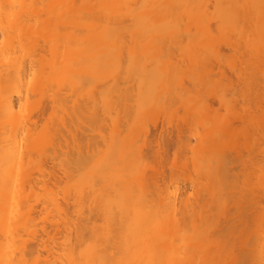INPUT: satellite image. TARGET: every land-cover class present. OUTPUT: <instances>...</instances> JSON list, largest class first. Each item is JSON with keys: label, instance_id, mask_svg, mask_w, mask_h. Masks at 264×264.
<instances>
[{"label": "bare ground", "instance_id": "6f19581e", "mask_svg": "<svg viewBox=\"0 0 264 264\" xmlns=\"http://www.w3.org/2000/svg\"><path fill=\"white\" fill-rule=\"evenodd\" d=\"M89 0H0V167H1V169H0V175L2 174V178H0V179H5V181H6V183H7V181H9V182H13V189L14 188H16L15 190H11L12 189V187L10 188V190L11 191H13V192H11V191H9V189L8 190H5V192L6 193H9L8 195L10 196V198H8L9 196L7 195V194H5L4 193V191L3 192H0V196H1V194L2 195H4V197L3 196H1V197H3V200H0V264H190L191 263V261L193 262V263H191V264H195V263H197L198 262V264H205V262L207 261L208 262V264H211V263H213L214 264V262L213 261H215V260H217V261H219V263L217 262V264H221V262H222V264H223V262L224 261H220L221 259L223 260V256H224V254L226 255V256H228V257H230V256H238V255H240V256H242L241 257V259H240V261L241 262H238L237 264H239V263H241V264H249V263H246V262H249L250 261V263H251V260L252 259H250V260H248L249 258H247L248 256H250V255H248L247 253H249L248 251H247V249L248 248H246V249H244L243 247L246 245V244H248L247 242L243 245L242 244V246L240 245V243H242V241H241V239H236V242H235V245H234V242L233 241H235V240H233V241H231V243H229V247H228V249H232L233 250V248L235 249V250H233L232 252H234V255H230L229 256V254H232V252L230 253V252H228L229 250L228 249H226V251L228 252H226L225 253V246L223 245V244H221L224 240H225V238L223 239L222 237H225L224 235L222 236V235H213V236H216L217 238H219V236L221 237V239H223V241H221V243H219L218 241H216L217 243H218V245H219V247L221 248V249H223L224 251H222L221 249H220V251H218V249H217V246L218 245H216V243L214 242V240H210V238L208 237V236H205L203 233H205V234H207L206 232H205V227H202L203 226V220H202V222H201V224H202V226L201 225H198L197 224V222L196 221H194L193 220V217H197V216H194V215H198V217H199V215H200V217L202 218V216H204L205 214L206 215H210V218L212 219V216L211 215H213V213H212V210L210 209V207L212 206V204H213V202H218V201H220V203H222L221 205L223 206L222 207V210H224L225 209V211L223 212V213H225V220H226V230H229L230 231V233H232L233 232V235H237V234H245L244 232H246L251 226H252V228L254 227V231H256L255 233H254V231L252 230V233L251 234H257L259 231H261V233L263 232V227H264V147H262L263 145H264V106L262 105V101H263V104H264V85L263 84H258V80L259 79H256L255 77L257 76V74H258V76L260 75V76H262V75H264V58L262 59V60H256L255 62L254 61H251V60H249V62H246V61H243V63H242V61L241 62H239L241 65L240 66H244L242 69H240L241 71H239V70H236V66L238 67L239 65H237V63H235V67L234 66H230V65H227V66H229L228 67V69L230 70V69H234V70H230V71H235V73L233 74V77L235 76V75H237V81L236 82H234V85H232V84H229V83H231V82H229V81H231L230 79H229V83H228V85H229V87L230 88H228V90H231L230 91V93H229V96L231 97V102L230 103H233L232 105H235V103H241V110H239V111H237V113H236V117H235V122H239V124H234V123H232L231 121L230 122H228V123H226V124H223L222 126H219V124H221V123H218V125H216V123L214 124V125H216V126H214L213 128H216V131L214 132L213 131V128H212V123H214V121L213 120H211V119H213V118H215L217 115H218V113L220 112V110H218V109H215L214 108V104H216L217 102L219 103H217L220 107H221V105H223V106H225V104H226V102L224 101V103H223V100H227L228 102H229V96L227 97V95H228V93L227 94H224V95H220V93H215V91L217 90V88H218V86H221L222 85V87H224L223 85H224V83H226V81L225 80H227V73L228 72H225V70H226V65H225V63L226 62H220V60L218 59V61H216L217 59H215V63H214V59H213V55H215V57H216V54L217 53H215L214 54V52L211 50V48H208L207 46H205V45H203L204 47H206L208 50H206V48L204 49V50H206V53L204 54V53H199L200 52V50H201V47H200V50H199V52H198V54L199 55H197L196 54V56L197 57H201V58H203L204 56H207V54H208V57L210 58V59H213V61L212 60H210L208 57V59L210 60V61H212V63L211 62H208V60L206 59V57H205V60H202L201 58V61L198 59V61H196V60H194V61H196V62H198V64L196 63V65L198 66H194V67H196L197 68V70L196 69H192L193 71L195 70V71H197V72H195L194 71V73H196V75H195V78H194V74H193V72H192V75L190 74V76H189V73H190V70L189 69H184V67H181V66H175V67H178V69L176 68V69H174V66H170V70H169V72L168 71H166V59H164L163 57H166L167 55H169V54H167L166 56L163 54V57H162V55L161 56H159L160 54L159 53H161L163 50V52H165L166 50H167V48H169L170 49V47H172L171 49H176V47H177V49L176 50H178V48L179 49H181V47H183L182 45H183V41H184V39H186L185 40V42H189L190 44H192L193 43V45H194V43L195 44H197L198 42H203L204 41V38L205 37H208V32L210 33L211 32V29H212V31H213V29H215V25H214V27H212V25H210L211 26V29L210 28H208V24H206V23H208V21H210L209 19H208V17L210 16H213V14H214V12L215 11H213V13H211V15H210V12H209V16L208 17H205V15H203V14H201L202 16H204L205 18H207L208 19V21H207V19H204L203 20V22L205 23H203L204 25H202L201 23V21H202V16L201 15H199V13H196V14H194V13H192V15H196L195 17H197V18H200V19H197L198 20V22H199V20H200V24L202 25V27L204 26H206L207 25V27H205V31H208V32H204L203 30V32H201V34L202 33H204V35H206V36H202L201 34H200V32H196V31H193L194 30V27L195 26H193V28L191 27V29H192V32H195V35H196V37L197 38H199V39H196L198 42H195L193 39H189V38H186L185 36H187L188 34H189V32H191V29H189V28H187V30L185 31V29H184V31H183V29H181V27L177 24V22H175L179 27H180V31L181 32H179V29H177L178 31H176V32H174V28L173 29H171V31L170 32H174L172 35H175V34H177V35H183V34H187V35H184V36H182L184 39L183 40H181L182 38H178V40L175 42L174 40H176L177 39V37H179V36H177L175 39L173 38V37H175V36H171V34H169V35H166V37L167 36H169L170 38H168L167 37V39L166 38H163L162 40H160V38H162V37H165V32L166 31H163L162 32V28H161V26H163V28H164V25H166V27H167V23L165 24L164 23V25L163 24H161L160 22V24H161V26H160V24L159 23H155L154 22V18L152 19L151 17H153V15L152 14H155V15H162V13L165 15V16H170V20H171V18H172V16H174L173 18L175 19V17H176V19H177V17L178 18H180V17H182V14H183V12H184V10L187 12V13H189V14H187L188 15V17L189 16H191L192 17V15H190L191 14V10H193L194 9V7H196V8H199V7H197L196 6V4L195 3H193L192 5L193 6H190L191 4H189V0L187 1V3L188 4H186V3H184V0L182 1L181 0V2L179 3V0H174L175 2H173V0H170V3H169V0L167 1V0H164L165 1V3H164V1L162 2V0L160 1V3L158 4V2H159V0H145V4H143L142 5V3H143V1H139V0H92L93 1V6L91 5V4H89V6L87 5V2H88ZM196 1V0H195ZM199 1V0H198ZM222 1V0H221ZM236 1V0H235ZM258 1V0H257ZM262 1V0H261ZM85 2H86V4H85ZM123 2V4H124V7H123V5L121 4V3ZM141 4H140V3ZM152 2V3H151ZM191 2H194V1H191ZM218 3L219 4V0H216L215 1V3ZM232 2H233V0H232ZM241 2V1H240ZM247 2V1H246ZM251 2V1H250ZM88 3H90V2H88ZM92 3V2H91ZM149 3V4H148ZM157 4V8H155V5L154 4ZM162 3V4H161ZM177 3V4H176ZM181 3H183V4H181ZM208 3H210V2H208ZM229 3V2H228ZM254 3V2H253ZM260 3V2H259ZM261 3H263V2H261ZM121 4V5H120ZM139 4L141 5V7L139 8ZM148 6H147V5ZM181 4V5H180ZM200 4V3H199ZM221 4H222V2H221ZM231 4H233V3H231ZM240 4V3H239ZM251 4V3H250ZM255 4V3H254ZM150 5V6H149ZM160 5H162V7L160 6ZM165 5V6H164ZM167 5V6H166ZM172 5V6H171ZM178 5V6H177ZM203 5V4H202ZM214 6H219V5H215V4H213ZM238 5V4H237ZM245 5H247V4H245ZM262 5V4H261ZM92 6V7H91ZM144 6V8L143 9H141L142 7ZM152 6H154V7H152ZM183 6V7H182ZM188 6H190V7H188ZM200 6V5H199ZM232 6V5H231ZM248 6H250V5H248ZM252 6V5H251ZM250 6V7H251ZM258 6H260V5H258L257 4V8L256 9H258ZM146 7V8H145ZM149 7H151V9L149 8ZM169 7H171V8H169ZM172 7H173V9H172ZM176 7V8H175ZM206 7V10H207V6H205ZM208 7H209V5H208ZM234 7V6H233ZM237 7V6H236ZM243 7V6H242ZM246 7V6H245ZM150 9V10H148L147 11V9ZM152 8H153V10H154V8H155V10L156 11H159V12H161V11H165L164 9H168L166 12H168V13H166V12H162V13H159V14H156L155 13V11H152L153 13H151V14H149L150 12H151V10H152ZM181 8V9H180ZM190 8V9H189ZM195 8V11L196 10H198V9H196ZM231 7H229V8H226L224 11H219L218 13H217V11L215 12V13H217V15H220V16H222V17H220V16H216V15H214L213 17L215 18V19H217L216 17H218V21H220V23H218V24H222L221 22H223V24H224V22L225 23H227V27H226V25L224 24V26H223V24H222V27H220V30L222 31L223 30V32H228L227 31V29L226 28H228L229 27V25H231V24H234V22L233 23H231L230 24V22L231 21H233L235 18H233L234 16L235 17H237L238 16V12H237V9H236V11H235V13H237V15H232V13H231V11H232V9L234 10L235 8H232L231 9V11L229 10ZM238 8V7H237ZM241 8V7H240ZM253 8V7H252ZM160 9V10H159ZM171 9V10H170ZM178 9V10H177ZM187 9V10H186ZM212 9V8H211ZM229 11H228V10ZM239 9V8H238ZM251 9V8H250ZM249 9V10H250ZM256 9L254 10V9H252V10H254V12H256V14L257 13H259L260 12V14L262 15V16H260L259 17V15H257V17H259L258 19H260V18H263V13L261 12V11H256ZM260 9V8H259ZM258 9V10H259ZM142 11V12H140V11ZM145 10V11H144ZM174 10H176L175 12H174ZM183 10V11H182ZM189 10V11H188ZM200 10V9H199ZM202 10V9H201ZM209 10V9H208ZM213 10H214V7H213ZM241 10V9H240ZM244 10V9H243ZM181 11V12H180ZM194 11V12H195ZM209 11H211V10H209ZM226 11V13H224ZM139 12L140 13H144L143 15L144 16H142V15H140L139 14ZM146 12H149V13H146ZM171 12L173 13V14H171ZM180 14H179V13ZM186 12H184V14H183V17H185V20H188L187 19V16L185 15V13ZM212 12V11H211ZM246 12L247 13H250V11L248 12L247 10H246ZM171 15H170V14ZM174 13H176V14H174ZM177 13H178V15H177ZM207 13V12H206ZM205 13V14H206ZM231 14L232 16H231V19L233 18V20H230V19H228L227 20V18H230V15L229 14ZM242 12L240 11V14H241ZM244 13H245V11H244ZM247 13H245V14H247ZM251 13H253V12H251ZM250 13V14H251ZM145 14H148V15H145ZM199 16H198V15ZM149 15L151 16V17H149ZM229 15V16H228ZM255 15V14H254ZM253 14L251 15L252 16V18L251 19H249L248 18V20H247V16L248 17H251V16H249V14L248 15H244L246 18L244 19V22H245V20H246V24H247V26L245 27V25H244V27H245V35H247L248 36V32H247V28H248V26L253 22V25H254V22L256 21V23H258L257 22V20H256V17H254L253 18V16H254ZM201 16V17H200ZM216 16V17H215ZM256 16V15H255ZM147 17H148V19H147ZM155 17V16H154ZM182 17V18H183ZM223 17H224V20H223ZM242 17H243V15H242ZM145 18L148 20H145ZM172 18V19H173ZM194 18V17H193ZM214 18L212 19L213 20V22H214ZM238 18H240V17H238ZM237 18V19H238ZM140 19V20H139ZM167 19V18H166ZM181 19V18H180ZM191 19L192 18H190V21H191ZM195 20H196V18H194ZM252 19H253V21H252ZM254 19H255V21H254ZM264 19V18H263ZM143 20V21H142ZM145 20V21H144ZM158 20V19H157ZM168 20V19H167ZM194 20V21H195ZM241 20V19H240ZM242 20H243V18H242ZM250 20L252 21L251 23H250ZM142 23H144L145 22V24H144V26L143 25H141V26H143V27H141L139 24H141V22ZM217 21V20H216ZM235 21V20H234ZM238 21V20H237ZM248 21V22H247ZM259 21V20H258ZM148 22H149V24H148ZM150 22L152 23V25L150 24ZM157 22V21H156ZM167 22H169V21H167ZM178 22H179V20H178ZM182 22L183 23H186V24H180L181 23V21H180V25L182 26V28H184V27H186L187 26V22L188 21H184V19L182 20ZM261 23H262V19H261V21H260ZM264 22V21H263ZM154 23H155V25H154ZM163 23V22H162ZM189 23V22H188ZM192 23H193V21H192ZM216 23V26H219V25H217V22H215ZM248 23H250V24H248ZM176 24H173V25H176ZM197 24V23H196ZM237 24V23H236ZM242 24H243V22H242ZM260 24V23H259ZM258 24V25H259ZM65 25H67V26H65ZM145 25H147V28L148 29H146V26ZM151 25V26H150ZM157 25H159L158 27L161 29V33L158 31V29L157 28H155ZM170 25L172 26V23L170 22ZM252 25V24H251ZM257 25V24H256ZM262 25H264V23H262ZM261 24H260V26H262ZM60 26H61V28H63V27H67V28H69V30L68 29H66L67 31H65V28H63L64 30L62 31V29H60ZM152 26H154V28H155V30L153 29V27ZM176 27V28H179V27ZM209 26V27H210ZM232 26V25H231ZM230 26V27H231ZM240 26V29H241V27H242V25H239ZM141 27V28H140ZM173 27V26H172ZM204 27H203V29H204ZM233 27V26H232ZM231 27V28H232ZM254 27V26H253ZM252 27V28H253ZM143 28V29H142ZM144 28H145V31H147L148 30V32H149V29H150V33H151V35L149 36L147 33H143V30H144ZM152 28V29H151ZM221 28H223V29H221ZM255 28H257V27H255ZM263 28H264V26H263ZM196 29H198V27H196ZM206 29H208V30H206ZM210 29V30H209ZM225 29V30H224ZM238 29V28H237ZM236 29V30H237ZM244 28H242V30H243ZM152 30H154L153 32H154V34H153V32H151ZM163 30H166L165 28L163 29ZM167 30H169V29H167ZM176 30V29H175ZM219 30V31H220ZM199 31H201V26H200V28H199ZM238 31H241V30H238ZM249 31V30H248ZM257 31H258V29H257ZM61 32V33H60ZM68 32V33H67ZM143 33V34H141V33ZM168 32V31H167ZM185 32V33H184ZM190 33V35H192L193 33ZM216 32H217V30H216ZM231 32V31H230ZM229 32V33H230ZM260 32H261V30H260ZM34 33V34H33ZM38 33V34H37ZM157 33H159L160 35H158ZM199 33V34H198ZM236 33L237 32H235L234 34L236 35ZM254 33V32H253ZM258 33V32H257ZM211 35H210V37H212L213 35V33L211 32L210 33ZM233 34V33H232ZM241 34H243L244 35V32L242 31V33ZM250 35H251V33H249ZM39 37H38V36ZM158 35V36H157ZM190 35H188V36H190ZM237 35H238V37H239V34L237 33ZM242 35V36H243ZM249 35V36H250ZM31 36V37H30ZM97 36H99L100 38L102 37H104L103 39V42L105 43H102V44H100L101 42H102V39H100L99 37H97ZM153 36H154V38H153ZM155 36H156V38H155ZM194 35H192V38H194L195 39V36L193 37ZM229 36V35H228ZM241 36V35H240ZM246 36V37H247ZM264 36V35H263ZM99 39V41L100 42H97V38ZM141 37V38H140ZM146 37L148 38V39H150L151 40V38H152V40L150 41V40H148L147 41V39H146ZM159 37V38H158ZM209 37V38H210ZM245 37V38H246ZM252 37H254V35L252 36ZM257 37V36H256ZM32 38V39H31ZM37 40H36V39ZM61 38V39H60ZM191 38V37H190ZM200 38H201V40H200ZM234 38H235V36H234ZM257 38H259V37H257ZM17 39L19 40L18 42H17ZM33 39L34 40H36V43L33 41ZM143 39V42L141 41ZM166 39V40H165ZM179 39H180V42H178L179 41ZM206 39V41L205 42H207V44L205 43V42H203L204 44H206V45H210V44H208L210 41H212V39H214V38H211V40L209 41V39H208V41H207V38H205ZM236 40H239L240 41V39H238V38H235ZM65 40V41H64ZM69 40V41H68ZM95 40H96V42L97 43H95V44H93V42H95ZM145 40V41H144ZM155 40H158V41H156L155 42ZM159 40L161 41V42H159ZM169 40V41H168ZM187 40H189V41H187ZM227 40V39H226ZM230 40V39H229ZM244 40V39H243ZM242 40V41H243ZM31 41H33L34 43H30ZM39 41V43H37ZM62 41H64V43L62 42ZM74 41V42H73ZM163 41V42H162ZM167 41V42H166ZM170 41L172 42V44H174V45H176V46H174V48H173V46H170ZM194 41V42H193ZM231 41H232V38H231ZM235 41V40H234ZM233 41V42H234ZM250 41V40H249ZM258 42V40H255V42ZM261 40H259V42H260ZM61 42V43H60ZM69 42V43H68ZM70 42H72V43H70ZM165 42H166V45H165ZM182 42V44H179V43H181ZM184 42V45L186 44ZM213 42V41H212ZM229 42V41H228ZM226 42L225 43V48H230L231 50H233L231 47H229L230 45L229 44H231V45H233V47H236V45H234L233 44V42ZM254 41H253V43H255ZM262 42H264V40L262 41ZM63 43V44H62ZM76 43H78L77 44V47H75L76 45ZM146 43H150V44H146ZM202 43V44H203ZM228 43V44H227ZM244 43H245V41H244ZM252 43V42H251ZM34 44H36V46H35V48H36V50H35V48H34ZM69 44V45H68ZM74 44V45H73ZM80 44V45H79ZM98 44V46H96ZM100 44V45H99ZM105 45V46H102V45ZM142 44V45H141ZM143 44H145V47L144 48H142L141 46H143ZM153 44V45H152ZM155 44H159V45H157V47L159 48H156V50H158V51H160L159 53H158V51H154V45ZM163 44V45H162ZM179 44V45H178ZM249 44V43H248ZM31 45V46H30ZM66 45V46H65ZM94 47H93V46ZM146 45L149 47V48H147L146 47ZM169 45V46H168ZM187 45H188V43H187ZM213 45V44H212ZM216 45V44H215ZM239 45V44H238ZM237 45V46H238ZM245 45H247V44H245ZM245 45H244V47H245ZM252 45H254V44H252ZM261 45V47H258L259 48V50H258V53H261L262 52V54L264 53L263 52V50H264V45L263 44H260ZM61 46V47H60ZM63 46L66 48V50L68 51V53L69 52H71L70 54H68V53H66V50H65V48H64V50H62L63 49ZM68 46H70V47H68ZM80 46V47H79ZM156 46V45H155ZM166 48V49H163L164 47ZM167 46V47H166ZM196 46V45H195ZM221 46H222V44H221ZM241 47H242V45H240ZM72 47H75V48H73L72 49ZM150 47H151V51H153V52H151L150 53ZM189 47H191V46H189ZM192 47H194V46H192ZM203 47V48H204ZM210 47V46H209ZM244 47H242V48H244ZM254 48L256 47V45H254L253 46ZM253 47H252V51H253ZM29 48H31V49H29ZM34 48V49H33ZM69 48V49H68ZM94 48H96L95 50H94ZM102 48H103V50H105V51H107V53H104V51L102 50ZM145 48H146V50L148 51H144L145 50ZM162 48V49H161ZM195 48H197V47H195ZM203 48H202V50H203ZM251 48V47H250ZM33 49V50H32ZM79 49V50H78ZM98 49V50H97ZM183 49H184V47H183ZM215 49H217V48H215ZM222 49H224V48H222L221 47V50ZM247 49H249V47H247ZM256 49V48H255ZM262 49V50H261ZM29 50H31V51H29ZM34 50L35 51H38L37 53L38 54H36V52H34ZM75 50V51H74ZM76 50H78L77 51V53H76ZM96 50H97V54H96V58L93 56V54H95L94 52H96ZM99 50H101L102 51V53H101V51L99 52V54L101 55H99L98 54V51ZM162 50V51H161ZM175 50V51H176ZM187 50V49H186ZM236 50V49H235ZM240 50V49H239ZM251 50V49H250ZM249 50V51H250ZM261 50V51H260ZM33 51V52H32ZM61 51V52H60ZM172 51V50H171ZM170 51V52H171ZM184 51V50H183ZM182 51V49H181V52H183ZM194 51H196L195 49H194ZM208 51V52H207ZM209 51H210V54H209ZM211 51L213 52V53H211ZM220 51V50H219ZM260 51V52H259ZM21 54H20V53ZM32 52V53H31ZM73 52V53H72ZM75 52V53H74ZM143 52V53H142ZM157 53V55H156V53ZM162 52V53H163ZM173 52V51H172ZM180 52V51H179ZM202 52H204V51H202ZM215 52H216V50H215ZM233 52H234V50H233ZM239 52V51H238ZM238 52H236V53H238ZM247 52V51H246ZM16 53H19V54H17L16 55ZM24 53V55L22 56V54ZM35 53V54H34ZM48 53V54H47ZM61 53V54H60ZM147 53H149L150 54V57L148 56L149 54H147ZM161 53V54H162ZM167 53H168V51H167ZM254 53V52H253ZM13 54H15V55H13ZM27 54H29L28 55V57H26V55ZM33 54V55H32ZM40 54H45V55H47L48 57H46V56H44V55H41L40 57H39V55ZM62 54H64V55H62ZM72 54V55H71ZM143 54H145L146 55V57H145V55H143ZM155 54V55H154ZM166 54V53H165ZM200 54H201V56H200ZM202 54H203V57H202ZM211 54H213V55H211ZM239 54V53H238ZM251 54V53H250ZM254 54H256V53H254ZM12 55V56H11ZM31 55L32 56H37L38 55V57H36V59L34 58V57H31ZM51 55V56H50ZM90 55H92V58H91V56ZM99 55V56H98ZM106 57H104V56ZM107 55V56H106ZM153 55L154 56H156L157 57V59L155 58V57H153ZM211 55V56H210ZM218 55V54H217ZM242 55V54H241ZM248 55V54H247ZM13 56H15V58L13 57ZM17 56V57H16ZM19 56V57H18ZM42 56H44L43 58H42ZM60 56L62 57V58H64L63 60H65L64 61V66L62 65V63L61 62H63V60L60 58ZM69 56H71V57H69ZM144 56V57H143ZM161 57V59H163V61L160 63H156V61L158 62V59H159V57ZM170 56H172V55H170ZM244 56V55H243ZM250 56V55H249ZM262 55H260V57H261ZM31 59H30V58ZM46 57V58H45ZM68 57V58H67ZM76 58V59H73V58ZM85 57H88V59L87 58H85ZM90 57V58H89ZM99 57V58H98ZM102 57V58H101ZM104 57V58H103ZM195 57V56H194ZM218 57H220L219 55L217 56V58ZM259 57V56H258ZM17 58V59H16ZM27 58H29L28 60H29V62L31 63V64H28V62H27ZM33 58L35 59L34 61H38V60H40V61H38L37 63L36 62H31V60H33ZM37 58H38V60H37ZM66 58V59H65ZM72 58V59H71ZM100 58H101V60L103 59V62L105 63V61L107 62V63H105L104 65L102 64L103 62L101 61V62H99L100 61ZM148 58H150V59H148ZM154 58H155V60L156 61H152V60H154ZM172 58H173V56H172ZM241 58H243L242 56H241ZM245 59L247 58V56L246 57H244ZM243 58V59H244ZM249 58V57H248ZM61 59V60H60ZM68 59H69V61H68ZM87 61H86V60ZM90 59V60H89ZM95 60V63H96V61H97V63H96V66H95V63H94V60ZM96 59H98V60H96ZM110 59V60H109ZM171 59V58H170ZM197 59V58H196ZM244 59V60H245ZM250 59V58H249ZM74 60H76L75 62L77 63H74V64H76V65H74V66H76V67H74L73 68V62L72 61H74ZM108 60V61H107ZM160 60V59H159ZM188 60V59H187ZM207 60V62H204V61H206ZM240 60V59H239ZM70 61H71V64H70V66L72 65V70H73V72L75 73V72H80L78 75H77V73H75V75H74V77H73V75L72 74H70V73H73V72H71L70 71V73H67V72H69V70H71L70 68L71 67H69V65H68V63H70ZM172 61H173V59H172ZM176 61V60H175ZM186 61V60H185ZM89 62V63H88ZM152 62H155V63H152ZM170 62V61H169ZM81 63H83V64H81ZM87 63L88 64H90V65H87ZM91 63H94V64H92L93 65V67L96 69V72H99L100 70H101V72H99L98 74H99V76L101 75L100 73H107L106 75L108 76V73H109V76H111L112 77V80H111V77L109 78V79H107V77H106V75L104 76L103 74V76H100V78L102 77H106L105 79L106 80H108L107 81V83L105 84V85H103V88H101V90L100 89H98L97 87H99V86H97L96 84L99 82L100 83V79H99V76H98V74H96L95 72H94V70H92V66H91ZM173 63V62H172ZM176 63V62H175ZM182 64V66L184 65L182 62H178V64ZM188 63V62H187ZM191 64V63H190ZM189 64V65H190ZM193 64V63H192ZM62 65V66H61ZM102 65V66H101ZM171 65H174V63L173 64H171ZM234 65V64H233ZM66 66H68V67H66ZM81 66V67H80ZM86 68H85V67ZM88 66V67H87ZM99 66V68H98V71H97V67ZM185 66L186 67H188L186 64H185ZM239 66V67H240ZM63 67H65V68H63ZM108 67H110V68H108ZM193 67V66H192ZM191 66H190V68H192ZM234 67V68H233ZM76 68V69H75ZM87 68H89V71L91 72V70L93 71V73H90L89 72V77L87 76V74H88V69ZM106 68H107V71H106ZM168 68V67H167ZM172 68V69H171ZM189 68V67H188ZM31 69L33 70V71H31ZM102 69H105V72H104V70H102ZM110 69V70H109ZM173 69L175 70V73L173 72ZM181 71H180V70ZM184 71H183V70ZM244 69V70H243ZM62 70L64 71L65 70V72H62ZM67 70V71H66ZM176 70L177 71H179V72H177L176 73ZM245 72V70H246V72H245V74L243 73V71ZM250 72H249V71ZM85 71H87V74L85 75V73L84 72ZM183 71V72H182ZM248 71V72H247ZM118 72V73H117ZM124 72V73H123ZM125 72H126V74H125ZM128 72H129V74H128ZM134 73L135 74V76H138V75H140V77L141 76H143V78H144V76H145V74L144 73H140L139 74V72H148V76L146 75L145 76V78H144V81L142 82L141 80L143 79H141V80H139V81H141L143 84H141V87L139 86L140 85V82L137 84V80H138V78H136L135 79V76H134V74H131V73ZM136 72H138L137 73V75H136ZM156 72V74H149V73H155ZM157 72L159 73V72H161L162 73V76L160 77L159 75V78H162L165 74H167V80L163 77V79H160L159 81H160V84L158 83V81L156 80V79H158V76H157V78H155L156 77V75H157ZM181 72H182V74H181ZM188 72V73H187ZM66 73V74H65ZM95 73V74H94ZM116 73H117V75H116ZM121 73V74H120ZM122 73L124 74V75H122ZM164 73V74H163ZM171 73V75H173V73L174 74H176V75H174L175 77L176 76H179L178 77V79L179 78H182L183 76L184 77H186L187 76V79L189 80L188 81V84H186V82H187V79H186V81H185V84H184V81H183V85L181 84V88H182V86H183V89H184V93H185V95L187 96V95H193L194 93H195V95H193L194 97H197V98H200L201 100H202V102H203V108H202V110H198V111H193V110H189L188 111V113H187V117H186V120H185V125L181 128V127H179V126H177L176 128H174L173 130H171V131H169L170 129H168V134H166V135H163L161 132H159V131H157V130H154V134L151 132L150 133V135H149V133L147 132L148 130H147V128H148V125H144L143 127L141 126V128H142V130L143 129H146L145 131L143 130V131H141V133L143 132V134H142V138H144V141L141 143V141L139 140V142H140V144L138 143V140H137V143L139 144V146H140V148H139V150H137V152H135V153H138V151H139V153L138 154H140V156H138V154H135L134 152H133V150L135 149V148H132V152L133 153H131V156H134L133 158H135V155H137L138 157H141V156H145L146 154H148L149 156L152 154V152H153V157L155 156V158L157 159V158H159V159H157V161H159L161 158H163V156L167 159V155L165 156V154H167L166 152L168 151H164V148H168V146L167 147H165L162 143H161V141H163L164 143L165 142H169L170 144L169 145H172V144H174L173 143V141H174V138L177 140L176 141V143H175V146L174 145H172V146H174L175 147V150H177L178 151V155L180 154L181 156H184L185 155V159H186V161H184V164H186V162H187V158L186 157H190V156H187L188 154H190V153H194L193 151L194 150H196V148H198L199 149V147H200V149H201V151H199L198 149L195 151V153H197V155L200 153V152H206L205 153V155H204V153H200L201 154V156L203 157V158H205V159H203V161L204 162H202L201 164H200V161H199V164L201 165V167L202 166H204L205 168L207 167L208 169H205L204 167H202L204 170H201L202 172L204 171V172H206V170H208L206 173H204V175L203 174H201V172L200 171H198V174L197 175H203V177L202 176H199V177H197V178H195L194 177V179L196 180H193V178L191 179V177H190V179L191 180H193V181H191V180H189V178L187 177V178H185V180H183V181H181L180 180V178L179 177H177V175L175 176L174 174L176 173V171H175V173H173V174H169V172H168V174L171 176V179H170V186L171 185H174V184H180L181 182L184 184V185H186V184H188V181H190L189 183H193L194 185L192 186V187H194V186H196V188L198 189V190H200V191H204L206 194H207V196L208 197H210V199L209 200H204V202H201V203H199V204H197L195 207L197 208V209H203V210H197L195 207H194V211H193V206L192 207H190V208H192V212H189L190 211V208H189V211H184L185 213H186V215L184 214V217H185V220H186V216H190V218H188V219H190L191 220V223L193 222V223H196L197 224V226H195L196 228H197V230H198V228L200 227H202L201 229L199 228V231H194V229H190V227H194V225L193 226H191L190 224H187L186 222H188V220L187 221H184L183 220V218L184 217H182V215L183 214H181L180 212H182V213H184L183 212V210H179V205H178V202H177V198L174 196V194H171L170 193V195H169V192H168V195H167V192H166V195L165 194H163L162 196L161 195H159L158 197H157V191L159 190V191H161L162 190V185L166 188V190L168 191L169 190V183L167 182V176H166V174H167V172H165V173H163V174H161L162 172H161V170H159V172H161V173H157V176L155 177L156 179L155 180H153L154 181V187H156V189L154 190L153 189V191H152V189L150 188V186L152 187V185H151V182H150V180L149 181H147L146 179H145V181H147L145 184H147L148 183V186H147V188H145V190L146 189H148V188H150V189H148L147 190V194H149L148 192H152V193H154V195L151 193V197H149L148 198V196L150 195H148V196H146L147 194L145 193V190L144 191H142V192H140L141 190L139 189V193H141L140 194V196H142V193H143V196H144V193H145V196L146 197H143L144 198V200L143 201H145L144 203L141 201V199L139 200L138 199V197L137 196H134L135 194H133V189L131 188V187H129V186H127L126 187V185H131V183L132 182H134L135 180L132 178V177H134V174L132 175V174H129V177H126V176H128L127 175V173H126V175H124L125 174V171L124 170H120V171H123V174H122V172L120 173V175H121V177H123L122 179L123 180H125V182H123V183H126V184H124L123 185V183H122V185H121V183H119L118 181H116L117 179L116 178H118V180L120 179V182H122V179L120 178V176L118 175V177L116 176L115 177V174H114V177L113 178H115V182H117V184H118V187L117 186H115V182L113 183V181H111L112 182V184H110L111 185V187L109 188V184L107 183L106 184V187H108L109 188V190H108V192L107 193H109L110 194V192H113V191H115L114 190V188H113V186L112 185H114L117 189H123L124 188V191H127V193H126V195H127V198L124 196V198H125V201H123L124 200V198H123V200H121V199H119V200H121V201H117V202H114L121 210H125V209H127V208H129L130 206H132L133 204H135V206L137 205V207L136 208H138V210H139V208H140V205H138V204H142L141 206V208H140V212L137 210H135V209H133V210H135V211H133L132 209H131V211H129L128 210V213L126 214V216H124V218L126 217V219H127V225H125V222H122V220H121V222H119L120 224H118V228H119V232L118 231H114V230H112L113 228H114V225L112 226L111 224L109 225V222L108 221H111L112 219H111V216H109V215H111V214H113V212L111 211V210H113V209H111V206H110V208H109V205H110V203L109 204H107V202L108 201H106L105 202V200H102V202H104L103 204H102V202L100 201V199H99V195H103V196H105L104 194H107V193H105L106 191L105 190H101L100 192H98V190H97V194H98V196H97V194L95 195V188L94 187H96V186H92V183L90 184V183H84L83 185L82 184H80V183H78L76 180H75V178L76 177H72L71 179H74L73 181H72V183H74L73 185H71V187H72V189L75 187V189H76V191L78 192H75L76 194V197H75V195H74V191H75V189H73V190H69V188H71L70 187V181H68L69 182V184H68V189H66V187H62V189H59V188H61L60 186H56V185H58V184H55V185H53V187L55 186V188L56 187H59L58 189L61 191V192H63L62 190H63V188L64 189H66L67 190V192L69 191L71 194H69V193H66V194H69L70 195V197H73V199L72 198H70V199H72L71 201H70V199L68 198V196H65V194L64 193H62V195L64 196V198L65 197H67V199H69V200H67L66 198V201L64 200V198H62L63 196H61V198L60 197H58V196H56V197H58L60 200H62L63 199V201L64 202H62L61 201V203L62 204H64V203H67V204H65V207L66 206H68V204L70 203L71 204V206L74 208V206L76 207L77 205H76V203H78L79 201H80V203H78V205L80 206H77L76 208H74L75 209V211H74V209L72 210L73 212H72V215H71V213H69L68 214V216H75V218L74 219H71V223H69V221L67 222V223H69V224H71L70 226H69V224H67L66 222H64L66 219H64V217L66 216L67 217V213L65 214V212H68L67 210H69L68 209V207L69 208H71V206H68V207H66V208H64V205L62 206V204H59V205H61L60 207H59V205H56V207H58L59 208V212L61 211V212H63L64 211V214L63 213H57L56 212V214L55 213H53L54 212V209L52 210V211H50L51 213H48L49 212V210L51 209V207L53 206V205H55L54 203H57V201H58V199L55 197V195L54 194H51L50 192H52V193H54V189H53V187L52 188H50V184H46L48 181L46 180V183H44V180H43V182L42 181H40L41 183H42V187H41V185H40V183L38 184L37 182H39L36 178H39L40 176V173H42V175H45L42 179H46V171H48V174H50V176L49 177H53V175L55 174V172L53 171V170H57V168H54V169H52L51 170V172H54L53 173V175L50 173V169L51 168H49L48 167V165H47V163H48V160L50 159V163H52L53 164V162L55 161L56 162V160H57V163H55V166H51V167H57V165H58V162L61 160V162H59V164L60 163H63V164H60L59 166H58V173H60V167H62V165H63V168L66 166V164L68 163V167H65L66 168V171L64 172V174H66V172L68 171L67 170V168H74V169H77V171H76V173L78 172V170H84L85 169V167L87 166L88 167V163L90 164V163H92V165L90 164V166L87 168V170L85 169V172L86 173H84V171L82 170V174L84 175V176H82V178H84L85 179V177H90V175L91 176H93V174H95L96 176H97V178L99 179L100 177H101V183H103V185H105V183H106V176H105V174H103L104 173V169L106 168L107 170H111L112 168H115L114 170H115V172L117 171V169H118V167H115L116 165L118 166V163L120 162V160H121V158H122V156H124L123 157V161H124V158L126 157V155H125V151L123 152V151H121L120 153H116L117 155H120L119 157H118V160L115 162V161H113L112 163H111V161H110V156H109V154L108 153H110V155L112 154V155H116V154H113V153H111L110 151H111V146H110V144L113 142V141H115V140H113L112 138H110V136H114L115 134H116V138L114 137V139H117L118 138V136H119V138L120 139H118V141L119 140H121L120 141V143L123 141L124 143H125V141H126V139L127 138H125L123 135H125V136H127V131L129 130V129H132V128H130L131 126L133 127V123L131 122V120L130 121H128L129 119H128V115H127V117L126 116H123V115H125L124 113H127V109L129 108V106L128 105H130V104H133V106L131 105L130 106V108H129V110H134V111H136V113L135 112H133V114H134V116L137 118V114H139V119H146V116L147 115H149L148 114V112H147V114H146V110L145 109H151V108H153L152 110H150V111H152V115H153V117H154V115H156L157 113H158V111L159 110H161V109H163L164 108V105H163V103L165 102V107H167L166 105V102L168 101V98L166 99L165 98V101H160V103H162V104H159V102H157V100L159 101L160 100V98H162V94H164V93H167L168 91L170 92V86L172 85V83L174 84V85H172L173 86V88L175 87V85H177V83L175 82L176 80H178V79H176L174 76H171V75H169ZM179 73V75H177ZM231 73V72H230ZM247 73V74H246ZM33 74V75H32ZM67 74H69V75H67ZM91 74V75H90ZM94 74V77L92 76ZM111 74V75H110ZM143 74V75H142ZM232 74V73H231ZM30 75V76H29ZM62 75V76H61ZM68 77H66V76ZM130 75H132L131 77L132 78H129L130 77ZM149 75H150V78H151V75H152V77H154V75H155V79L154 78H152V81L150 80V78H149ZM161 75V74H160ZM181 75H183V76H181ZM186 75V76H185ZM246 75V76H245ZM247 75H250L249 77L247 76ZM251 75H253V77H254V75H255V77L253 78ZM31 76H34V77H32L31 78ZM67 78H65V77ZM76 76H78L79 78H80V76H84L83 77V81L82 80H79V81H77V82H79V83H77L76 82V80H73ZM91 76V77H90ZM97 76H98V78H97ZM113 76H114V78L116 79H114L113 78ZM118 76V77H117ZM122 76V80L120 81L119 80V78ZM126 76H127V78H126ZM133 76H134V78H133ZM168 76H170V78L172 79H169V77ZM257 76V78H259ZM64 77V78H63ZM73 77V78H72ZM77 77V78H78ZM86 77V78H85ZM95 78L94 79V81H96V84H95V82H94V85H95V87H94V90H93V86L91 85L92 83V79L93 78ZM146 77H148L147 79L149 80V83L151 82V85L153 84V82H154V85H158V86H155L156 87V89H155V92H153V90H154V86L152 87V86H150V85H148V83H147V81H145L146 80ZM236 77V76H235ZM245 77V78H244ZM248 77V78H247ZM250 77L251 78H253V79H255L256 81H254L253 83H249V82H247L249 79H250ZM263 77V76H262ZM28 78V79H27ZM35 78V79H34ZM63 78V79H62ZM71 80H73V82H72V84L71 85H69L71 82H70V79ZM87 78L89 79V80H91L90 81V84H88L89 82V80L87 81ZM90 78H92V79H90ZM129 78V79H128ZM175 79V81H174V79ZM190 78V79H189ZM261 78V77H260ZM34 79V81L35 82H31V80H33ZM62 79V80H61ZM80 79H82V78H80ZM87 81V84L92 88H90L89 86H85V80ZM98 79V80H97ZM104 78L102 79V81H101V83H100V85L101 84H103L104 82H106V80H105ZM114 79V80H113ZM134 79V80H133ZM140 79V78H139ZM153 79L155 80V81H153ZM168 79H169V81H168ZM184 79V78H183ZM182 79V80H183ZM224 79V81L222 82V80ZM248 79V80H247ZM70 82H68V81ZM125 80V81H124ZM128 80H130V82L132 83H130ZM132 80V81H131ZM233 80V79H232ZM247 80V81H246ZM29 81V82H28ZM66 83H65V82ZM75 81V82H74ZM81 81L83 82V85H82V87L84 86V88L85 89H82V88H80V86L81 85H79L80 83H81ZM85 81V82H84ZM111 81H113V82H111ZM117 81H119L118 83H117ZM133 81H135V82H133ZM157 81V84H155V82ZM163 83H162V82ZM167 81V82H166ZM174 81V82H173ZM179 81V80H178ZM246 81V82H245ZM21 82V84H22V88H23V85L25 86V88H20L19 89V87L20 86H18L19 85V83ZM25 82V83H24ZM59 82H61V83H59ZM65 84H64V83ZM103 82V83H102ZM116 82V83H115ZM123 84H122V83ZM124 82H126V83H124ZM128 82V83H127ZM171 83L170 85H169V83L168 84H166V83ZM189 82H190V84H192L191 86H190V84H189ZM192 82V83H191ZM245 82V83H244ZM59 83V84H58ZM99 83H98V85H99ZM112 83V84H111ZM114 83H115V85L117 84V86H116V88H118L119 89V91H118V89H114L112 86H114L115 87V85H114ZM121 83V84H120ZM130 83V84H129ZM135 83L137 84L136 86H135ZM144 83H145V85L147 84V86H148V88L149 89H151V87H152V89H151V91L147 88V86H145V88L143 87L142 88V86L144 85ZM223 83V84H222ZM236 83V84H235ZM54 84H55V86H56V88L54 87ZM110 86H109V85ZM118 84H119V86H118ZM133 84H134V87H133ZM161 84L163 85V86H161ZM18 87H17V86ZM60 85V86H59ZM65 85V86H64ZM74 85L76 86V87H74ZM112 85V86H111ZM166 86V88H164L165 86ZM167 85H169V89H167ZM185 85V86H184ZM17 87V89H14V88H16ZM61 86H63V87H61ZM102 86V85H101ZM107 87V91H110L111 93H110V96L111 97H106L107 95H105V93H106V91L105 90H103V89H106V87ZM130 86H132L133 88H131ZM58 87H60V88H58ZM72 87V88H71ZM108 87L110 88V89H108ZM120 87V88H119ZM124 87V88H123ZM136 87H138L137 89H136ZM190 87V88H189ZM192 87V88H191ZM233 87V88H232ZM63 88V89H62ZM67 90V88H69L67 91L65 90V89ZM71 88V89H70ZM77 88V89H76ZM80 88V89H79ZM87 88H88V90H87ZM130 88L132 89V92H133V94L131 93V90H130ZM139 88L141 89V91H144V92H147L148 90L150 91V95L152 96V98L153 97H155V98H153V100H152V98H151V100L152 101H154L153 103L151 102H149V104H151V105H148L147 107H142V106H144V105H141V101L140 102H138V100L136 99V97H138V95L139 94H141V93H143V92H141L140 90H139ZM159 88H161L160 90H162V91H160L159 90ZM180 88V89H181ZM195 88V89H194ZM24 89H26L24 92H23V90ZM82 89V90H81ZM96 89V90H95ZM127 89H129V90H127ZM133 89H135V90H133ZM143 89H148V90H143ZM176 90H173V91H177L178 89L177 88H175ZM193 89V90H192ZM22 90V91H21ZM61 90H63V93H62V91ZM92 90V91H91ZM98 90V91H97ZM112 90H115L116 92H118L117 93V95L118 96H122L123 94H126V93H124V92H126L127 91V94L129 93L130 94V97L133 99L132 101H130L131 100V98H128V96H129V94L128 95H124L123 97H121L120 99H125V101H124V103H126L123 107L126 109H123V108H121L120 106H117V107H119L122 111H124L125 110V112H123L122 114H120V112L121 111H119V112H117L116 111V113H119V115L117 114L116 116H118V118L115 116L114 118L116 119V121L115 120H113L114 118H112V116L110 115L111 113H112V111H113V107L112 106H114L115 104H114V102L112 101V97H113V93H112ZM122 90H123V93H121L122 92ZM125 90V91H124ZM156 90H158V92L156 91ZM164 90V91H163ZM72 91V92H71ZM79 91H81L80 93H78ZM94 91V92H93ZM97 91V92H96ZM101 93H100V92ZM105 91V93L104 94H102L103 92ZM114 91V92H115ZM128 91H130V92H128ZM138 91H140V92H138ZM149 91H148V93L147 94H144V95H147L148 96V94H149ZM166 91V92H165ZM173 91H172V93H173ZM71 92V93H70ZM74 92H75V95H78V94H80V95H82V97H81V99L84 97V100L82 99V103L83 102H85V103H83V106H84V110H86V109H88V110H86L85 112H83L84 110H79V111H82V113H83V116L85 115V117L87 116L88 118H90L89 120H87L86 122H87V124L86 123H84V125H83V123H82V126H83V128L84 129H87V128H89L90 130H92L93 131V128H94V131H95V133L96 132H99V134H100V130H102V133H103V131H104V127H106V129H108L107 128V124H106V122H104V120H102L101 121V123L102 122H104V125H103V123L102 124H100L99 122H100V120H99V126L101 125V128L99 129V127H98V130L97 129H95V128H97V127H95V124L97 123V115H96V113H98L96 110V112H93L94 111V104H95V102H97V104L99 103V99L98 98H96V97H98L99 96V98L100 97H102V98H100V99H103L104 100V98H106V100H104V101H102L101 100V102L99 103V104H101L102 102H104L105 103V101L106 102H108V104L107 103H105V104H101V107H102V105L104 106L103 107V109L105 108H107L108 107V105H112L111 107H108V108H110V114H107V113H109V110H108V112L106 111V110H104V111H106L105 113V115L107 116L108 115V117H109V115H110V117H111V119H112V122L113 123H115V122H117V123H119V121H118V119H120L121 120V118L122 117H124V118H122V120H124L125 119V122H127L128 123V125L127 124H125V122H124V124H125V126H124V124L122 123H119V124H121V125H119V124H114V128L116 127L117 128V132H115L114 131V128H113V132H114V134L112 133V135H110L109 136V138H107L106 140H104V139H102L103 140V144H104V147L106 148V150L105 149H96V143L94 144V139H93V142H92V144H91V142H89L90 144H88V141H90V140H87L89 137H90V135L92 134L90 131H89V129H88V131L86 130V133H85V131L81 128V126H80V124L78 125V127L77 126H75L74 125V121H73V123H71L72 122V120H70V123H69V125L71 124V127H72V125L74 126V127H77V131H76V133H74L73 134V132L72 133H70V131H69V129H67L66 127H65V125H64V123L62 122V120L60 119V117H57V115L59 114L58 112L60 111L59 109L61 108V107H63V108H61L62 110H64L66 113H69V111L71 110V108L69 109V107H68V109H69V111L67 112L66 111V107L69 105L68 104V102L69 103H73L74 101H78V102H74L73 104L74 105H72L71 104V107H72V109L75 107V103H76V106H78L79 104V96H77V98H76V100L74 99V97H76L75 95H74ZM83 92V93H82ZM85 92H92L91 94L90 93H88V94H85ZM138 94H137V93ZM153 92V93H152ZM159 92H162V94L161 95H159L160 93ZM164 92V93H163ZM183 93V91L182 90H180V92L179 93ZM60 93L61 94H63V96H65L64 98H63V96L61 95V97H60ZM78 93V94H77ZM82 93V94H81ZM97 93V94H96ZM99 93V94H98ZM155 93V94H154ZM171 93V94H172ZM184 93H183V95H184ZM85 94V95H84ZM95 94V95H94ZM101 94V95H100ZM107 94V93H106ZM132 94V95H131ZM156 94H158V95H156ZM174 94V93H173ZM178 94V93H177ZM72 96V100H73V102H70L69 101V97H71ZM74 95V96H73ZM88 95H89V97L91 98V99H89V97H88ZM94 95V96H93ZM103 95V96H102ZM117 95H115V96H117ZM133 95H135V96H133ZM164 95H167V94H164ZM164 95H163V97H164ZM182 95V96H183ZM68 98H67V97ZM117 96V97H118ZM139 96H141V95H139ZM158 96H161V97H159V99H158ZM168 96H170V93H169V95H167V97ZM174 96H176V94L174 95ZM179 96V95H178ZM178 96H176V97H178ZM225 96V97H224ZM33 97V98H32ZM93 97H94V99H93ZM141 97H143V96H141ZM156 97H157V100H156ZM166 97V96H165ZM181 97V96H180ZM179 97V98H180ZM227 97V98H226ZM66 100L65 98H67L68 100L66 101L67 103L66 104H68V105H66L65 104V101L63 100ZM85 98L87 99H89L88 101H90V102H88L87 100H85ZM108 98V99H107ZM119 98V97H118ZM130 99L129 101H127L128 99ZM146 98V97H145ZM150 97L148 96V98L147 99H149ZM173 98V97H172ZM172 98H170V99H172ZM224 98H226V99H224ZM33 100L32 102H34V104H38V105H35L34 107H31V106H33L34 104H32V102H31V100ZM78 99V100H77ZM94 101H93V100ZM109 99H111V100H109ZM127 99V100H126ZM144 99V97L142 98V100ZM164 99V98H163ZM170 99H169V101H170ZM174 99V98H173ZM175 99H177V98H175ZM19 100V101H18ZM29 100H30V102H31V108L29 107V104H30V102H29ZM36 100H40L38 103H36ZM63 100V101H62ZM97 100V101H96ZM108 100V101H107ZM135 100H137V101H135ZM145 100V99H144ZM233 100H235V101H233ZM262 100V101H261ZM16 101H18L19 103H21V101H22V103L24 102V104H27L28 102H29V104H27L28 105V107L30 108V109H37V111L35 110V112H34V109H33V112L36 114L35 115V117H34V113H32V111L31 110H29L30 112H31V115H33V116H30V117H28V115H25L26 117H24V114H29V113H26L25 111L26 110H20L21 108H23L24 106H26V105H24V104H22V105H24V106H22L21 107V104L19 105L20 107V109L19 108H17V106H18V104H17V102ZM110 101H112V102H110ZM135 101V102H134ZM149 101V100H148ZM147 100L146 101H144V102H146L145 103V105H147L148 102ZM156 101V102H155ZM27 102V103H26ZM61 102V103H60ZM64 102V104H62ZM81 102V101H80ZM129 102H133V103H129ZM136 102H138V103H136ZM143 102V103H144ZM88 103V104H87ZM90 103V104H89ZM92 103V104H91ZM94 103V104H93ZM109 103H113V104H109ZM140 103V104H139ZM168 103V102H167ZM169 103H171V101L169 102ZM230 103H229V105H230ZM15 104H17V105H15ZM62 104V105H61ZM78 104V105H77ZM99 104L96 106V108L95 109H97L98 107H99ZM155 104H159L160 106H157V105H155ZM87 105V106H86ZM90 105V106H89ZM92 105V106H91ZM135 105H137L138 107H140V108H138L137 107V110H136V106ZM163 105V106H162ZM228 105V104H227ZM14 106L16 107V109H18V111H20L19 112V114L17 113V115H16V112L14 113V111L13 112H11L12 110H13V108H14ZM37 106V107H36ZM80 106H82V105H80ZM125 106H127V107H125ZM151 106V107H150ZM154 106V107H153ZM157 106V107H156ZM248 106H249V108H248ZM59 107V109H57ZM79 107V106H78ZM77 107V108H78ZM101 107H99V109H101ZM116 107V106H115ZM114 107V108H115ZM155 107H156V109H155ZM159 107H160V109H159ZM204 107H206V108H204ZM25 108V107H24ZM65 108V109H64ZM79 108H81V107H79ZM107 108V109H108ZM142 108H145V109H142ZM172 108V107H171ZM27 109V111H28V108H26ZM50 109V110H49ZM53 109V110H52ZM54 109H56V110H54ZM92 109V110H91ZM111 109H112V111H111ZM155 109V111H156V114H153V110ZM157 109H158V111H157ZM167 110H168V108H166ZM173 109V108H172ZM11 110V111H10ZM61 110V111H62ZM74 111L76 110V113L74 112V111H71L72 113H74V114H72V115H75V118H72V117H74V116H72V117H70V115H69V117H68V119L69 118H72V119H80V117H82V115L79 117L78 116V114H77V112H79V111H77V109H76V107H75V109H73ZM145 110V111H144ZM15 111H17V110H15ZM28 111V112H29ZM55 111V112H54ZM90 111H92L91 113H90ZM103 111V110H102ZM138 111H140V112H138ZM148 111V110H147ZM149 111V113H150V115H151V112ZM165 111V110H164ZM24 114H23V113ZM37 112V113H36ZM57 112V113H56ZM89 112V113H88ZM144 112H145V115L146 116H144L143 118H142V116L144 115ZM8 113V114H7ZM11 113V114H10ZM49 113H51V114H49ZM81 113V114H82ZM86 113V114H85ZM140 113H142V116H141V114ZM155 113V112H154ZM165 113V112H164ZM13 114V115H12ZM21 114H23V115H21ZM95 114V115H94ZM130 114H131V112H130ZM162 114V113H161ZM11 115H12V117H11ZM48 115H50V116H48ZM52 115V116H51ZM78 117H77V116ZM88 115H91V117L90 116H88ZM95 116V118L96 119H94V116ZM122 115V117L121 118H119L120 116ZM159 115V114H158ZM16 116V117H15ZM20 116V117H19ZM21 116H23V117H21ZM55 116H56V118H55ZM64 116V115H63ZM66 116H68V115H66ZM10 118L9 120L7 119V118ZM50 117V120L49 119H47V118H49ZM65 117V116H64ZM92 117H93V119L96 121V123H95V121H93L92 120ZM109 117V118H110ZM152 116H147V120L146 121H144V120H142L143 121V124L146 122L147 124H149L148 123V118H151ZM152 117V118H153ZM22 118H24V120L22 119ZM67 118V117H66ZM87 118V119H88ZM129 118H130V116H129ZM5 119V120H4ZM17 119L19 120V123H18V121H17ZM22 119V120H21ZM53 119V120H52ZM54 119H55V121H54ZM57 119V120H56ZM86 119V118H85ZM127 119V120H126ZM47 120H48V122H47ZM80 120H83V118L82 119H80ZM80 120H78L79 122H80ZM157 120V119H156ZM22 121H24V122H22ZM57 121H59V122H57ZM65 121H66V119H65ZM77 121V120H76ZM91 121H92V124H90L91 123ZM213 121V122H212ZM6 122V123H5ZM8 122L9 123H11L10 124V126H11V128H10V126H8ZM14 122V123H13ZM23 124V126H22V124ZM53 123L54 124V122H55V126H53V124H51V123ZM57 122V123H56ZM67 122H68V120H67ZM78 122V123H79ZM90 122V123H89ZM121 122V121H120ZM123 122V121H122ZM156 122V121H155ZM155 122H154V119H153V122H152V120H151V122L150 123H152L153 125L155 124ZM14 125H13V124ZM17 123H18V125H17ZM58 123H60L59 124V126H62V128L61 127H59L58 125L56 126V124H58ZM94 123V124H93ZM132 123V124H131ZM145 123V124H146ZM210 123H211V125H210ZM41 124H42V126L44 127H42L41 126ZM46 124H48V125H46ZM51 126H50V125ZM20 125V126H19ZM46 125V126H45ZM87 127H86V126ZM92 125H94L93 127H92ZM103 125V126H102ZM124 126V128H120L121 126ZM151 125V124H150ZM10 128H8V127ZM22 126V127H21ZM40 126L42 127V129H40ZM49 126V127H48ZM53 126V127H52ZM90 126V127H89ZM120 126V127H119ZM122 126V127H123ZM146 126V127H145ZM165 126V125H164ZM208 126V127H207ZM4 129L5 128V130H2V128ZM16 127V128H15ZM39 127V128H38ZM64 127H65V129H66V131L68 130V132H66V131H64L63 129H64ZM109 127V126H108ZM112 127V126H111ZM125 127H129V129H127V128H125ZM145 127V128H144ZM153 127V126H152ZM154 127H156V126H154ZM153 127V128H154ZM20 128H22L23 130L20 132V133H18L17 132V134H25V136H26V138H24L25 136H23L22 135V137L21 138H19L20 136H18V138L21 140L22 138H24V139H22L21 140V146H23V148H24V144H25V149L23 150V151H21V147L19 146L20 144H18L19 143V140L17 141L14 137H16V131L18 130H20ZM81 128V129H80ZM103 128V129H102ZM163 128V127H162ZM166 128V127H165ZM6 129H7V131H6ZM13 129V130H12ZM14 129H16V131H14ZM38 129V130H37ZM40 129V130H39ZM109 129H111V128H109ZM109 129H108V131H107V133H108V135L109 134H111L110 133V131H109ZM120 129V130H119ZM122 129V130H121ZM157 129V128H156ZM164 129V128H163ZM202 129V131L200 132V130ZM11 130V131H10ZM60 130H63L64 132H65V134L66 133H68V136L70 135V138H72L71 136L73 135L74 137L72 138V141H74V139H78V135H82V133H83V131H84V133L83 134H85V135H82L83 137L85 136V138L86 139H84L81 135V139L79 140L80 142H78V141H74L75 143H76V147L75 148H77V149H79L80 147H81V145L82 144H84L85 142H87V144L85 143V146H86V148H84V150L86 151V152H88V148H89V153L87 154V153H82V155H79L80 154V152L82 151L83 152V150H79L80 152L78 153V154H76L77 153V151H75L76 153H74V151H73V153H74V155H73V153H72V151H71V153L69 152V154L72 156L73 155V158H75V154L76 155H78L77 157V159H79V161L78 160H76V163H77V161L79 162V164L77 163V164H74L75 163V159H71L68 155V150H69V148L67 147V144H65V143H67L66 142V140H65V138L64 139H62V142L63 141H65V143L63 142L62 144L60 143V140H61V138H63V137H60V136H62V135H60V133L61 134H63L64 132L62 131V132H60ZM125 130V134H123V133H121L120 134V132H123ZM166 130V129H165ZM164 130V131H165ZM2 131V132H1ZM14 131V132H13ZM24 131V132H23ZM36 131H37V133H39V134H37L36 133ZM40 131H41V133H42V135H41V133H40ZM43 131V132H42ZM4 132H5V134L6 133H8V134H4ZM146 132V136H148V137H146L145 135H144V133ZM1 133H2V136H1ZM12 133V134H11ZM91 133V134H90ZM101 133V135H98V137L99 136H105V137H108V135H107V133L105 132V134H102ZM166 133V132H165ZM15 134V135H14ZM78 134V135H77ZM88 134H90L89 136H87ZM118 134V135H117ZM13 135H14V137H13ZM77 135V136H76ZM93 135V134H92ZM141 135V134H140ZM174 135H175V137H174ZM4 136V137H3ZM79 136V137H80ZM143 136H145V137H143ZM92 137V136H91ZM89 138V139H92V138ZM128 137V136H127ZM139 137H141V136H139ZM138 137V138H139ZM12 139V141H14L13 143H11V141H9L10 139ZM17 138V139H18ZM27 138H29L28 140H27ZM122 138H123V140H122ZM147 139V141H146V139ZM13 139H15V140H13ZM85 141H83V140ZM99 139H100V137H99ZM109 139V140H108ZM111 139V140H110ZM140 139V138H139ZM162 139V140H161ZM23 140H26L27 142L29 141V143L27 144L25 141H23ZM87 140V141H86ZM101 140V139H100ZM161 140V141H160ZM193 140H196L197 141V145H196V147L194 146H192V142H193ZM242 140V143H243V145H244V143H245V145L243 146V145H241V141ZM244 140V141H243ZM32 141V142H31ZM44 141V142H43ZM92 141V140H91ZM106 141H108L107 143H109V144H107L106 143ZM146 141V142H145ZM16 142H18V143H16ZM31 142V143H30ZM42 142V143H41ZM82 142V144H80ZM122 142V144H123V146L125 145L124 143ZM145 142V143H144ZM20 147V148H18L17 147V149H16V144ZM24 143V144H23ZM71 143H73V142H71ZM145 145H144V144ZM146 143H148V144H146ZM235 143V144H234ZM26 144H27V146L28 147H30V148H28V147H26ZM112 144H114V143H112ZM117 144V143H116ZM121 144V145H122ZM142 144V145H141ZM168 143H166V145H167ZM238 144V145H237ZM263 144V145H262ZM30 145V146H29ZM32 145H34V146H32ZM39 145H41V146H39ZM42 145H43V147H42ZM59 145H65V147L64 148H66L67 147V149H63V147H59ZM74 145V144H73ZM78 145H79V148H78ZM89 145H91V147L94 145V147H92V149L90 148V146ZM120 145V146H121ZM145 147H144V146ZM148 145H149V147H148ZM161 145H163V147H161ZM13 146H15V147H13ZM50 146H52V147H50ZM75 146V145H74ZM110 146V147H109ZM116 146V145H115ZM146 146H147V149H148V151H146L147 149H145V152H144V148H146ZM11 147V148H10ZM12 147H13V149H15L14 151L13 150H11L12 149ZM41 147V148H40ZM97 147L99 148V146L97 145ZM173 147V148H174ZM10 148V149H9ZM22 148V149H23ZM28 148V149H27ZM46 148L48 149V148H50V149H48V152L46 151ZM62 148V152H60V149ZM94 148L98 151V155L100 154V153H102V154H100L101 156H103V155H105V156H103V157H100V158H98L96 155H93V154H95L97 151L96 150H94ZM137 148V147H136ZM143 148V149H142ZM172 148V147H171ZM18 149H20V151H18ZM43 149V150H42ZM93 150V151H91V150ZM110 151H109V150ZM114 149V148H113ZM143 150V151H140V150ZM204 149V151H202ZM26 150V152H24ZM51 152H50V151ZM65 150H67V152L65 151ZM100 150L102 151V152H100ZM104 150V151H103ZM135 150V151H136ZM173 150V149H172ZM175 150H173V151H175ZM16 151H18L19 152V154H18V152H16ZM45 151L47 152L46 154H44V156L45 157H48V158H45V160L47 159V161H43L42 163H44V162H46V164L45 165H47L46 167H48V170L46 169V167L45 166H43L44 164H42V163H40V165L42 164V166H40L39 165V162L38 163H36L37 165H35L34 164V162H36V161H39L40 159H44V156H42L43 155V153H45ZM65 151V153H63ZM84 151V152H85ZM91 151V152H90ZM96 151V152H95ZM151 152V154H150V152ZM169 151H171V150H169ZM177 151H175V152H177ZM197 151H199V152H197ZM14 152V153H13ZM20 152H21V154H23V153H25V155H26V157H27V159L26 160H23V159H25L24 158V154H23V156L20 154ZM40 154V152L42 153V155H41V157H40V155L38 154V153ZM94 152V153H93ZM107 154H106V153ZM124 154H123V153ZM35 153V154H34ZM59 153H61V155L59 154ZM67 153V154H66ZM115 153V152H114ZM146 153V154H145ZM14 154H15V156H19V158L18 157H15L14 156ZM37 154V155H36ZM60 156H59V155ZM83 154H84V156L87 154V156H85L86 158H87V160L85 161L84 159H86L85 157H83ZM89 154H91V155H93V160H95V162L92 160V157H88V155ZM129 154V153H128ZM132 154H134V155H132ZM67 156V157H69L68 159H69V161L70 160H74L73 161V164H72V161H68V159L67 158H65V159H67V161H65V159H63L62 160V158L64 157V156ZM99 155V156H100ZM148 155H146V157L145 158H147L148 159ZM170 155H172V154H170ZM170 155H168V156H170ZM174 155V154H173ZM177 155V156H178ZM179 155V156H180ZM219 155V156H218ZM8 156L10 157V158H8ZM11 156H13V157H11ZM20 156H22L23 157V159H21L20 158ZM39 156V158L37 159V157ZM63 156V157H62ZM65 156V157H66ZM79 156H80V158H79ZM174 156H176V155H174ZM178 156V157H179ZM180 156V157H181ZM207 156H210V157H208L207 158ZM218 156V157H217ZM32 157H36L35 158V160H31V159H33ZM60 157H62V158H60ZM83 157V159H81ZM105 157V158H104ZM107 157H108V159H107ZM114 157V156H113ZM116 157V156H115ZM178 157L176 158L177 160H178ZM179 157V158H180ZM213 157H217V159H216V161H214L215 160V158H213ZM11 158H13V163H12V160H10V165L8 164L9 163V160L8 159H11ZM16 158H18L17 160H16ZM60 160H59V159ZM98 158V159H97ZM112 158V157H111ZM142 158V157H141ZM175 158H173V160L175 159ZM81 159V160H80ZM89 159V160H88ZM103 160V161H100V160ZM109 160V161H106V160ZM113 159V158H112ZM208 159V161L209 162H207L206 160ZM210 159V160H209ZM214 159V160H213ZM7 160V161H6ZM18 163V164H15L14 162L15 161ZM22 162H21V161ZM116 160V159H115ZM162 160V159H161ZM180 160V159H179ZM181 160H182V158H181ZM20 161V162H19ZM26 161V162H25ZM42 160H40V162H41ZM53 161V162H52ZM85 161V162H84ZM88 161V162H87ZM93 161V162H92ZM122 160H121V162H120V165H122V162H123ZM156 161V162H157ZM183 161H178V163L179 162H183ZM213 161V162H212ZM6 162H7V165H9L8 167V169H6L4 166H7L6 165ZM26 164H25V163ZM65 162V163H64ZM96 162H99V163H96ZM107 162H109V163H107ZM160 162V161H159ZM207 162V164H205ZM212 162V164L214 163V162H216V163H214V165H209V163H211ZM19 163H23V164H25L24 166H23V164H20V165H22V168H23V170L25 171V173L24 172H22L23 170H22V168H20V167H15L14 165H16V166H18L19 165ZM28 163V164H27ZM30 163H33L34 165H32V164H30ZM71 163V164H70ZM94 163V164H93ZM100 163H101V165H100ZM117 163V164H116ZM170 163V162H169ZM5 164V165H4ZM13 164V165H12ZM30 164V165H29ZM57 164V165H56ZM83 165V166H81V165ZM96 164V166L95 167H98L97 169L96 168H94V167H91V166H94ZM110 164V165H109ZM115 164V165H114ZM160 164V163H159ZM162 164V163H161ZM160 164V165H161ZM184 164H182V165H184ZM206 166H205V165ZM71 165H72V167H71ZM76 165H78V166H76ZM98 165H100V166H98ZM106 165H109L110 166V169H108V166H106ZM181 165V164H180ZM11 166H13L14 168H12L13 169V171H12V169H11ZM28 166V167H27ZM41 168H40V167ZM70 166V167H69ZM74 166V167H73ZM75 166H76V168H75ZM81 166V167H80ZM112 166H114V167H112ZM162 166H164V164L162 165ZM176 166H178V165H176ZM210 166V167H209ZM25 167V168H24ZM30 167H32V168H30ZM39 167V168H38ZM80 167V168H79ZM105 167V168H104ZM3 168H4V172H5V170H8V172L6 171V177H5V173H3ZM16 168H17V172H19V173H17L16 172ZM22 170V171H19L20 169ZM27 168H28V170H27ZM35 168L36 169H38V171L37 170H35ZM79 168V169H78ZM92 168H94V169H92ZM102 168H104V169H102ZM142 168V167H141ZM164 168V167H163ZM168 167H166L165 169H167ZM41 169V170H40ZM45 169V170H44ZM62 169V168H61ZM89 169H91V171L89 170ZM100 169V170H99ZM101 169L103 170V172L101 171ZM105 169V170H106ZM144 169V168H143ZM142 169V172L144 171L145 173L144 174H146L147 173V170L146 169H144L143 170ZM148 170H149V168H147ZM172 169V168H171ZM170 169V170H171ZM2 170V171H1ZM31 170H35V172L33 173V171H31ZM40 170V171H39ZM42 170H44L45 172V174L43 173V172H41ZM55 170V171H56ZM141 170V169H140ZM168 170V169H167ZM62 171H64V170H62ZM71 171V170H70ZM89 171V172H88ZM93 171H95V173H93ZM98 173H97V172ZM119 171V170H118ZM117 171V172H118ZM165 171V170H164ZM163 171V172H164ZM11 172H13L12 174H11ZM20 172H21V175H20ZM27 172V173H26ZM29 172H32L31 174L33 175L32 177H30L31 176V174L29 173ZM88 172V173H87ZM93 174H92V173ZM100 172V173H99ZM116 172V173H117ZM149 172V171H148ZM152 172V171H151ZM151 172H149V173H151ZM199 172H200V174H199ZM14 173H15V176H14ZM39 173V175H36V174H38ZM70 173H72L73 175L75 174V171H71ZM4 174V175H3ZM18 174V175H17ZM23 174H24V179L22 178L23 177ZM26 174V175H25ZM28 174H29V178H33L34 176H36V180H34L33 179V181L32 182H30V179H28ZM35 174V175H34ZM71 174V175H72ZM78 174V173H77ZM100 174H101V176H100ZM11 175V176H10ZM67 175H68V173H67ZM67 175H66V177H67ZM88 175V176H87ZM104 175V176H103ZM150 175V174H149ZM14 176V177H13ZM17 176L19 177V176H21V177H19V180L22 178V181H24V180H29V182L30 183H33V182H36L35 183V185H36V188L35 187H33V185L32 184H29V182L27 183H25V181L24 182H21L20 181V183H22L21 185H19L20 183H18V186H17V184L15 183L16 181H19V180H17L16 178H17ZM38 176V177H37ZM54 176H56V175H54ZM60 177V175H58L57 174V177H54L55 179L57 178V179H59V177ZM75 176H77L76 174H75ZM99 176V177H98ZM8 177H12V179H9ZM65 177V178H66ZM78 177V176H77ZM103 177H105L104 178V180H103ZM126 177V178H125ZM137 177V176H136ZM14 178L16 179V180H14ZM26 178V179H25ZM40 178V179H41ZM133 180H132V179ZM170 178V177H169ZM4 179H3V182H1L0 181V184L2 185V183H4V185L1 187V185H0V188H1V191H2V188L4 187H6L5 186V181H4ZM7 179H9V180H7ZM54 179V180H55ZM67 179V178H66ZM69 179V178H68ZM67 179V180H68ZM126 179H128V181L126 180ZM130 179V180H129ZM135 179H137V178H135ZM32 180V179H31ZM60 180V179H59ZM58 180V181H59ZM15 181V182H14ZM66 181V180H65ZM107 181H109V179H107ZM127 181V182H126ZM132 181V182H131ZM195 181V182H194ZM67 182V181H66ZM130 182V183H129ZM16 185H15V184ZM24 183H25V186H23L24 185ZM43 183H44V188H43ZM65 183V182H64ZM71 183V184H72ZM149 183H150V186H149ZM161 183V184H160ZM8 184V183H7ZM78 184H80V186L78 185ZM116 184V185H117ZM144 184V183H143ZM26 185H28L27 187H26ZM31 185V186H30ZM34 185V186H35ZM47 185H48V188H46L47 187ZM60 185V184H59ZM86 185L87 186H89L90 185V187L88 188V187H86ZM122 187H121V186ZM140 185H141V183H140ZM15 186H17L18 188L21 186V187H23V188H21L22 190L24 189L25 190V188H27L28 190H26L25 191V193L27 192V195L29 194V193H31V194H29V195H31V196H29L28 195V197H26V200H25V203H24V200H22L21 202L22 203H24V204H21L20 206L22 207V205H26L25 207H26V211H25V208H23V211H25V213L23 214V218H22V215L21 214H17V213H15L14 214V212L15 211H18V209H21L22 210V208L21 207H19V203H18V199H16V196H14L15 194L16 195H19V194H24V190H23V192L21 193L20 191H19V189L17 188V187H15ZM37 186H40L41 188V190H44L45 188L47 189V191H44V192H47V193H44V194H42L43 196H44V201H42L43 203L45 202V201H47L48 199V202H47V206H46V203H44L45 204V208H47V209H45V208H43V204H42V208L41 207H38V208H40L42 211H40V210H38V212H40V213H45L44 215H46V217H45V221L48 223V222H50V223H48V224H50V227L49 228H47V223H45L44 222V218H43V216L41 217L40 215H38V213H37V215L39 216V218H37L36 217V215H33V214H35V213H33V209L36 207V205H33V202H37V204H39L40 205V199L39 198H35V197H33V196H35V195H37L38 194V196L39 197H41V199H42V196L41 195H39V192L38 191H36V192H38L37 194L35 193V190H34V188L35 189H37ZM46 186V187H45ZM65 186V185H64ZM97 186L100 188V186L101 185H98L97 184ZM120 186V187H119ZM143 186V185H142ZM82 187V188H81ZM98 187H97V189H98ZM186 188H187V186H185ZM29 188H31V191L29 190ZM81 188V189H80ZM94 188V189H93ZM113 188V189H112ZM153 188V187H152ZM18 189V190H17ZM39 189V188H38ZM37 189V190H38ZM53 189V190H52ZM58 189H56V190H58ZM86 189L88 190V191H86ZM126 189V190H125ZM49 190V191H48ZM55 190V191H56ZM66 190H65V192H66ZM79 190V191H78ZM111 190V191H110ZM129 190V191H128ZM17 191H19L18 193H17ZM29 191V192H28ZM80 191H83L82 192V196H79V195H81L80 193ZM85 191V192H84ZM89 191H91L92 192V194H94L95 196H97V197H95V196H93L92 194H91V192H90V194H89V196H88V193H89ZM103 191V192H102ZM118 191V190H117ZM124 191H121V193L122 194H124ZM12 194H11V193ZM14 192H16V193H14ZM41 192V191H40ZM88 192V193H87ZM102 192V193H101ZM4 193V194H3ZM48 193H50V195L48 194ZM55 193H57V192H55ZM58 193H60V192H58ZM73 193V194H72ZM83 193H85L84 195H83ZM87 193V194H86ZM120 193V194H121ZM132 193V194H131ZM174 193V192H173ZM50 196V198L48 197V199L45 197V196ZM79 194V195H78ZM108 194V195H109ZM119 194V195H120ZM214 194L217 196H214ZM59 195V194H58ZM85 195H86V199L87 198H89L87 201L89 202L90 201V199L92 200V197H94L93 199H94V201H95V198H96V201H95V203H94V201L92 200V202L90 201L89 202V204L88 203H85V205L86 204H88V206L86 205H84V202H86V201H82L83 200V198L85 197ZM91 195V196H90ZM101 195V196H102ZM111 195H113V194H111ZM132 195V196H131ZM156 195V196H155ZM165 195V196H164ZM12 196H13V198H12ZM60 196V195H59ZM80 197L81 198V200L78 198V197ZM84 196V197H83ZM131 196V197H130ZM152 196H154L155 197V199L152 197ZM0 197V198H1ZM29 197H32L33 199L35 198V199H37V200H33L32 198H29ZM37 197V196H36ZM120 197H122V196H120ZM120 197H118V198H120ZM133 197H137L136 199L138 200H136L135 202H134V199L135 198H133ZM161 197H162V199L164 200V198H165V200L163 201L162 199H161ZM5 198V199H4ZM7 198L9 199L8 201H5V200H7ZM11 198H12V200L14 201H11ZM17 198H18V196H17ZM52 198V199H51ZM75 198H76V202L74 203L73 201H75ZM116 198H117V196H116ZM117 198V199H118ZM133 198V199H132ZM146 198H148L147 199V201L145 200ZM157 198H158V201H157ZM16 199V200H15ZM29 199V200H28ZM33 201H32V200ZM39 199V200H38ZM51 199V200H50ZM56 199V200H55ZM85 198H84V200H86ZM111 199H113V198H111ZM128 199H130V201L128 200ZM155 200L156 202H158V203H153V200ZM77 200H79V201H77ZM114 201H115V199H113ZM150 200V201H149ZM9 201H10V204H9ZM30 201H32V205H30L31 204V202ZM56 201V202H55ZM97 201H99V202H97ZM109 201H110V199H109ZM142 203H141V202ZM12 202H13V204H12ZM19 202H20V200H19ZM28 202V203H27ZM36 202L34 203V204H36ZM49 202H51V204L49 203ZM52 202H54V203H52ZM74 204V206H73V204ZM131 202V203H130ZM163 202V203H162ZM17 203V204H16ZM48 203H49V205H51V207H49V205H48ZM99 203V204H98ZM100 203L102 204V205H104V207L102 208V206L100 205ZM107 205H106V204ZM127 205H126V204ZM137 203V204H136ZM162 203V204H161ZM69 204V205H70ZM90 204H94V205H90ZM113 204V203H112ZM111 204V205H112ZM130 204V205H129ZM132 204V205H131ZM156 204L158 205L159 204V208H164L163 209V211H162V209L160 210L159 208V210L158 209H155L156 207H158V206H156ZM161 204V205H160ZM164 204V205H163ZM10 205V206H9ZM11 205H12V209H11ZM17 206V209H16V206ZM38 205V206H39ZM95 205H97L96 206V208L97 207H99L98 205H100V207L99 208H95ZM124 205H125V207H124ZM41 206V205H40ZM81 206H85V209L86 210H84L85 211V214L88 212V214H89V212H90V214L88 215V216H85V214L84 213H82L83 211H81L79 208H81ZM89 206L91 207V208H89ZM92 206H94V208L93 209H96V210H98V209H101L99 212L101 213H104L103 211H104V208L107 210V208H108V210H110L109 211V215H106V214H103L105 217L107 216V217H109L108 219H107V217H106V219L104 220V218H102L101 216V214H100V217L102 218H100V220L103 222V224H100L102 227H100L99 228V224H97V222L96 221H99V220H97L96 219V221H93L91 218H90V215H91V213H93V210H92ZM162 206V207H161ZM9 207V208H8ZM32 207V208H31ZM49 207V208H48ZM86 207H88L89 209H91V210H89L88 208H86ZM127 207V208H126ZM225 207V208H224ZM37 208V207H36ZM36 208H35V210H36ZM62 208V209H61ZM64 208V209H63ZM224 208V209H223ZM228 208V209H227ZM8 209V210H7ZM45 209V210H44ZM67 209V210H66ZM81 209H84V208H81ZM187 209V208H186ZM195 209L197 210V212H195ZM13 210H15L14 212H13ZM21 210H19L20 212H21ZM44 210V211H43ZM66 210V211H65ZM70 210V211H71ZM77 210H80V212L79 211H77ZM89 210V211H88ZM103 210V211H102ZM13 212V215L16 217H14L13 215H12V213H10V212ZM19 211H18V213H19ZM45 211H47V212H45ZM113 211H115V210H113ZM134 212V214H133V212ZM141 211H144V212H141ZM161 211V212H160ZM180 211V212H179ZM36 212H37V210H36ZM74 212H75V214H74ZM96 212V211H95ZM111 212V213H110ZM116 212H118V210L116 211ZM129 212H130V215H129ZM138 212V213H137ZM157 212V213H156ZM158 212H159V214L163 217H161L160 215L159 216H157V214H158ZM163 212V213H162ZM165 212V213H164ZM188 212V213H187ZM198 212H200L199 214H198ZM203 214H202V213ZM207 212V213H206ZM46 213H48V214H46ZM115 213V212H114ZM166 213H168V216L166 217ZM179 213H180V215H179ZM190 213H192L191 215H192V217H191V215H190ZM212 213V214H211ZM11 214V215H10ZM31 214L33 215V216H35V218H37V219H40V222H43L42 224H40L38 221H37V223H38V225L40 224V227L41 228H39V226H38V228H35V227H37V224L35 225L34 223L35 222H31V224L30 223H28L27 222V224H28V226L26 225V223L24 224V222H25V220H21V219H29L30 218V216H31ZM51 214H54L55 216H58L57 214H59V216H58V218H60V221H59V219L57 218V217H55V216H53V215H51ZM61 214H63V215H61ZM77 214H82V216H81V218H83L84 216V219L86 218V219H88L87 217H89L90 219H88V221H84V222H82V224H81V221H83V219L80 221L79 220V223H78V219L80 218V215L78 216ZM97 214V213H96ZM125 214H123V215H125ZM163 214H165L164 216H163ZM202 214V215H201ZM47 215L49 216V217H51V216H53V219H54V221L52 220V219H50V220H48V218H47ZM61 215V216H60ZM94 215V214H93ZM114 215V214H113ZM123 215H122V217H123ZM132 215V216H131ZM170 215V216H169ZM13 216V217H12ZM64 216V217H63ZM78 216V217H77ZM95 216V215H94ZM98 216H99V213H98ZM98 216H96V217H98ZM116 216H118V215H116ZM115 215H114V217H116ZM129 216V217H128ZM134 216V217H133ZM178 216H181V217H179L178 218ZM78 219H77V218ZM92 218H93V216H91ZM131 217L133 218V220H131ZM206 217V216H205ZM204 217V219H206ZM47 218V219H46ZM52 218V217H51ZM63 218V219H62ZM113 218V217H112ZM118 218H121V216L120 217H118ZM117 218V219H118ZM123 218V219H124ZM200 218V219H201ZM208 218H209V216H208ZM209 218V219H210ZM18 219H19V221H18ZM55 219H56V221H55ZM62 219V220H61ZM114 220L116 219V218H113ZM116 219V220H117ZM58 220V221H57ZM64 220V221H63ZM89 220L91 221V223H93L94 222V224H92V228L89 226V225H91V224H88L87 225V223H90L89 222ZM115 220V223H118L117 221ZM125 220V219H124ZM128 220H130V222H131V225L129 224L130 222L128 221ZM206 220H208V219H206ZM20 221H22L23 222V224H22V222H21V224H19V223H17V225H19V228H20V225H23V228L21 229H19L17 226V228L19 229V231L18 230H16L17 228H15V230L16 231H18V232H16V231H14L13 229H14V226L16 225V222H20ZM27 221V220H26ZM52 221V222H51ZM61 221H63L62 222V224L61 225H63L62 227L63 228H61L60 230H59V228L57 229V227L55 226V228H54V224L55 225H58V224H60L61 223ZM73 221V222H72ZM93 221V222H92ZM104 221H106V224H107V222H108V229L110 228H112L110 231V233H109V231H107V229H106V227H104L105 225V222ZM75 222V224L73 225V223ZM76 222H77V226H79V224H80V227H77L76 226ZM85 222H87V223H85ZM101 222V223H102ZM112 222H113V220H112ZM129 222V223H128ZM204 222H206V221H204ZM207 222H210V221H207ZM15 223V224H14ZM51 223H53V225H51ZM65 223V224H64ZM83 223H85V224H83ZM121 223L123 224V225H121ZM192 223V224H193ZM12 224H14V226L12 225ZM47 225V226H45V225ZM129 224V225H128ZM200 224V223H199ZM207 224V223H206ZM9 226L10 227V229H8L9 227H7V226ZM11 225L13 226V229H12V227H11ZM24 225L26 226V227H24ZM30 225H32V226H30ZM34 225V226H33ZM41 225H43V226H41ZM189 225H190V227H189ZM45 226V227H44ZM51 226H53L52 227V229H57L56 231H58L59 230V232L62 234V233H66L67 234V232L70 230V234H72V236H74V234L75 235H78V236H74V237H76V240H74V239H72V238H74V237H71V235L68 233L67 235L66 234H64V235H66L63 239L61 238V236H60V233L58 234V232L56 233L55 232V230H53L52 232L53 233H55V234H57V235H59L60 237H58V236H56V235H53L52 236V232H50L51 233V235L49 234V231H51L52 229H51ZM60 225H58V227H59ZM65 226H67L68 228L66 229V227ZM75 226V227H74ZM30 227V228H29ZM31 227H33L32 229H31ZM71 227H73L74 228V230H73V228H71ZM77 227V228H76ZM86 227V228H85ZM90 228V230H92V231H90L89 230V228ZM96 227V228H95ZM27 230H26V229ZM42 228H44L45 229V232H44V229L42 230ZM73 230V232H71L72 230ZM97 228H99V229H101L102 231L101 232H103V233H101V235H100V233L98 232V230H97ZM102 228H104V229H106L105 230V232L103 231L104 229H102ZM257 228L259 229V231L257 230ZM6 229V230H5ZM8 229V230H7ZM37 229L39 230V229H41L40 230V232H37ZM51 229V230H50ZM63 229V230H62ZM68 230V231H66V230ZM87 230L88 229V232H90V234H86V232L84 231V230ZM94 229V230H93ZM23 230V231H22ZM24 230H26V232L24 231ZM35 231V233H33V232H31V231ZM49 230V231H48ZM63 232H62V231ZM65 230V231H64ZM78 230V231H77ZM97 230V232L99 233H95V234H97V235H100V237L102 236V235H104L105 233H108L107 235H109V238H106V235L105 236H102L103 238H106V239H103L102 237L100 238V237H98L97 236V239L96 240H94L93 238L95 237H90V239H91V241H95V242H89V235L91 236L92 234L93 235H95L94 234V232ZM188 230H190V232H187ZM21 231L23 232V234H25V235H27V237L29 236H33V237H35L36 236V238H33V239H35V240H33V241H30V239L31 238H26V236L24 235V238H26V240H29L30 242L29 243H31L32 242V244L33 243H36V242H34V241H37L38 239L40 240H42V242L40 243L39 241H37V243L39 242V245L40 246H42V248L43 249H41L40 248V246L37 244V245H35V246H38V247H36V249L38 248L39 249V252H41L42 250H43V252L45 251H47L46 253H48V255L50 254H52L53 253V255H54V252H59L60 254L62 253V251L60 250H58V249H60L61 247L60 246H62V245H60L62 242H64L65 244L67 243L66 241L68 240V242H71L72 240H74V242L75 241H77V237H78V242L75 244L74 242H72V243H67L68 245H63L62 247H63V249L64 250H67L68 249V251H69V254H68V251L66 252L67 254H65V251L63 252V254H61L62 256H61V259H59L58 257L59 256H54L53 257V255H49L48 257H52L51 258V260L50 261H40V260H38V258H36V259H34L33 261H30V259H28L27 257L28 256H33L34 255V250H35V255L37 256V255H42V253H39L38 254V249H37V252H36V249L35 248H31L30 246L31 245H28L27 247L26 246H24L23 247V242L21 241L22 239H20V238H22L23 237V234L21 233ZM41 231L43 232V234H44V236L46 237V234H48L47 235V239H44V240H46V241H44L41 237H42V233H41ZM113 231V232H112ZM228 231V232H229ZM258 231V232H257ZM9 232V233H8ZM25 232V233H24ZM77 232V233H76ZM93 232V233H92ZM115 232V234H113ZM15 233V234H14ZM42 234L41 236H40V234ZM74 233V234H73ZM86 235H85V234ZM112 233V234H111ZM192 233H193V235H192ZM14 234V235H13ZM19 235V237L18 238H16L17 236H15V235ZM21 234H22V236H21ZM250 234V233H249ZM260 233H258L257 234V237H258V235H259ZM13 235V236H12ZM69 235H70V239H67V238H69ZM209 235H212V234H209ZM262 235H264V234H260L259 236H260V239H262L263 237H262ZM21 236V237H20ZM39 236V237H38ZM57 238H56V237ZM63 236V235H62ZM86 236V237H85ZM45 237H43V238H45ZM88 237V238H87ZM108 237V236H107ZM256 237V243L258 242V241H260V240H258L259 239V237L257 238ZM262 237V238H261ZM23 238V239H24ZM50 238V239H49ZM52 238H54L53 240H52ZM59 238V239H58ZM100 238V240H102L103 242H107V243H103L102 241H100L99 240V242L101 243H99V244H97L96 242L98 241V239ZM18 239L20 240V242H18L19 243V245H16V244H18V243H16L17 241H18ZM37 239V240H36ZM56 239V240H55ZM61 239L62 240H64V241H61ZM86 239H87V242H89V243H92V244H95L96 243V245H101L100 247L99 246H94L93 245V247L92 246H90V245H92V244H89L88 245V247H86L85 246V241H86ZM208 239H209V241H208ZM32 240V239H31ZM48 240H50L51 242L53 241V247H55L56 248V246L57 247H60V248H56L55 250H54V248H52V246H51V244H49V245H47L48 244V242L50 243V241H48ZM57 240H59V242L57 241ZM106 240V241H105ZM240 240V241H239ZM263 240V241H262ZM260 242L261 243H257V245H259V246H263L264 245V238L262 239ZM57 241V242H56ZM60 241H61V243H60ZM212 241V243L210 244V242ZM45 242H47V243H45ZM54 242L56 243V244H54ZM86 242V243H87ZM214 242V243H213ZM238 242H240V243H238ZM43 243V244H42ZM44 243H45V245H44ZM60 243V244H59ZM79 243V244H78ZM181 243V244H180ZM255 243V244H256ZM263 243V244H262ZM57 244H59L60 246H58ZM107 244V245H106ZM208 244H209V246H210V248H208L209 246H208ZM216 245V246H214V245ZM240 246H239V245ZM254 244V247H259V246H256ZM17 246V247H21V248H17V247H14V246ZM47 245V246H46ZM56 245V246H55ZM70 245V246H69ZM72 245V246H71ZM77 245H78V247H77ZM103 245V246H102ZM106 245V246H105ZM207 245V246H206ZM211 245H213L215 248H216V250H217V252H214V251H212V249L214 250L215 248L212 246V248H211ZM221 245H223V247L221 246ZM236 245H238V247H240V248H243V249H240V248H238ZM34 245H32V247H35ZM46 248H45V247ZM67 246V247H66ZM77 247V248H75V247ZM247 246V245H246ZM50 247H51V249H52V251L53 252H51V250H50V252L51 253H49L48 251V249H50ZM65 247H66V249H65ZM72 247V248H71ZM86 247V248H85ZM237 247V248H236ZM28 248L30 249H32V250H28ZM45 248V249H44ZM205 248V249H204ZM208 248V250H211V251H207L206 249ZM40 249H41V251H40ZM72 249V250H71ZM238 249H239V251H238ZM252 250L253 249H256V248H251ZM250 249V250H251ZM261 249H263V248H257L256 249V251L255 252H253L252 250L250 251L251 252V254H253V257L255 256L256 257V259L255 258H253V259H255V260H257V261H255V260H253L252 262V264H255V263H257V264H264V257L262 258H260V256L262 255V256H264V249H263V251H261ZM58 250V251H57ZM190 250H193V252L195 253V257L192 255V254H190L191 253V251ZM194 250H196V251H194ZM203 250H206V253H205V251L203 252L204 254V257L206 258V259H208V257L207 256H205V255H208V254H210L211 253V255H209V256H212V255H214L212 258L214 259L215 257H216V259L215 260H213L212 258H211V260H206L203 256H201L202 254V251ZM244 250V251H243ZM259 250V251H258ZM197 251H199V253H200V251H201V253H200V255H199V257H198V254L199 253H197ZM222 251V252H221ZM239 253V254H237V252ZM240 251H241V253H240ZM246 251H247V253H246ZM192 252V253H193ZM209 252V253H208ZM212 252H214L213 254H212ZM236 252V253H235ZM243 252H245L244 253V255H243ZM253 252V253H252ZM254 253H256L255 255H254ZM258 253H260L259 255H257ZM45 253H43V255H44ZM65 254V256L66 257H64L65 258V260L64 261H62V258H63V255ZM221 254H222V256H221ZM250 254V253H249ZM191 255H192V257H194V258H197L198 257V259L197 260H199V258H204V260H206L205 262H203L202 263V260H199V261H197L196 259H193V260H191ZM218 255V256H217ZM246 255H248L247 257H246ZM45 256H47V254H45ZM44 256V257H45ZM197 256V257H196ZM201 256V257H200ZM219 256H221L222 258L220 259V260H218L220 257ZM239 256V257H240ZM56 257V258H55ZM219 257V258H218ZM245 257H246V260H245ZM258 257V258H257ZM58 258V259H57ZM218 258V259H217ZM231 258H233L235 261H237L236 259L237 258H235V257H231ZM260 258V259H259ZM245 261H244V260ZM189 260H191L190 261V263H189ZM195 260H196V262H195ZM203 260V261H204ZM239 260V259H238ZM39 261V262H38ZM201 261V262H200ZM206 262V263H207ZM210 262V263H209ZM225 263V262H224Z\"/></svg>", "mask_w": 264, "mask_h": 264}, {"label": "rangeland", "instance_id": "374dc122", "mask_svg": "<svg viewBox=\"0 0 264 264\" xmlns=\"http://www.w3.org/2000/svg\"><path fill=\"white\" fill-rule=\"evenodd\" d=\"M86 1H87V0H86ZM139 1H140V0H139ZM141 1H143L142 5L145 4V0H141ZM148 1H149V0H148ZM156 1H157V0H156ZM160 1H161V0H159V2L157 1L158 4L160 3ZM163 1H164V0H162V2H163ZM167 1H168V0H167ZM182 1H183V0H182ZM187 1H188V0H184V3L188 4ZM189 1H190L189 4H191L190 6H193L192 4L195 3L196 6L199 7V8L194 7V9L191 10V14H190V15H192V13H194V14L199 13V15L203 14V15H205V17H208V16H209V15H208L209 12H210V15H211V13H213V11H215V12L217 11V13H218L219 11H224L226 8H229V7H231V8L229 9L230 11H231L232 8H235L234 10L232 9V11H231L232 15H234V14L237 15V13H235L236 9H237V12H238L239 14H238L237 17H235V16L233 17L231 14L228 13V14L230 15V18H227V20H228V19L233 20V18H235V19H234L235 21L233 20V21L230 22V24L234 22V24H231L233 27H232L231 25H229V27L226 28L227 31L229 30L228 32H223V30H222V31L220 30V27H222L223 22H221V23H222L221 25L218 24V23H220V21H218L219 19H218V17H216V16H220V15H217V13L214 12V14H213V16L216 15L215 17H216L217 19H215L213 16H211V17L209 16V17H208L209 20L211 19L210 21H208L207 18H205L204 16L201 15V16L203 17V18H202V21H201L202 23L200 22V20H199V22H200L202 25L205 24V23L203 22L204 19H207L208 23H206V24H208L209 26L212 25V27H214V25H215V29H213V31H212V29H211V26H210V27L208 26V28H210V29H211V32L213 33V34H212L213 36L210 37V35H211L210 33H211V32L209 33L208 31H205V27H207V25H206L205 27L203 26V27H204V29H203L202 25H201V24L198 22V20H197V19H200V18L195 17L196 15H192V17H191V16L188 17L187 14H189V13H187V12L184 10V12H186L185 15L187 16V19H188V20H185V17H183L184 12H183V14H182V17H183V18L180 17V18H181V19H180V18L177 17V19H176V17H175V19H174V18H173L174 16H172L173 19L171 18V20H170V19H169L170 16H165V15L162 13V12H166L168 9H167V10L164 9L165 11H161V12L156 11L155 8H157L158 6H157V4H154V3H153V4L155 5L154 10H153V8H152V10H151L150 13H149V12H146V13L151 14V13H153L152 11H155L156 14L162 13V15H155V14H152L153 17H151L150 15H149V17H151L152 19L154 18V22H155L156 24L159 23V22H160L161 24H163V25H164V23H165V24L167 23V27H166V25H164V28H165L166 30H163V29H164L163 26H161V24L159 23L160 26H161V28H162V32H163V31H166V32H165V37L160 38V40H162L163 38H166V39H167V37L170 38L169 36L166 37V35H169V34H171V33L173 34L174 32L178 31L177 29H179V32H181L182 30L180 31V27H181V29H183V31H184V29H185V31H186L187 28L191 29V27L193 28V26H195L193 31L200 32V34H201V32H203V31H204L205 33L208 32V33H207V34H208V37H205V38H207V41H208V39H209V41H210L211 38H214V39H212L213 42L210 41V42L208 43V44L211 43V44L209 45V46H210V47H209L208 45H206L207 42H205V41H206L205 38H204V41H203V42H205L206 44H204V43L201 42V41L198 42L196 39H199V38L196 37L195 32H192V29H191V32L193 33L192 35L195 36V39L192 38V35H190L191 32H189V34L187 33V34L190 35V36H188L185 32H184L185 34H183V35H181V34H180V35H177V34L172 35V34H171V36H172V37L175 36V37H173L174 39H175L177 36H179V37H177L176 40H174V41L176 42V41L178 40V38H182L181 40H183L184 38H183L182 36L187 35V36H185L186 38H189L190 40L193 39L194 41L196 40L195 42H198L197 44H195V43H194V45H193V43L190 44L189 42H185L186 39H184V41H183V45H182V46L184 47V49H183V47H181L182 51H183V50H184V51L181 52V49L178 48V50H176L177 47H176V49L174 48V46H176L177 44L174 45L175 43L172 44V42L170 41V46H173V45H174V46H173L174 49H171L172 47H170V49L167 48V50H166L165 52H163L164 50H163V51L161 50V51L163 52V53L161 52V53H162V54H161V53H159L160 51L156 50V48H158L157 45H159V44H155L156 46L154 45V51H158V53L160 54L159 56L162 55V57H163V54H164L165 56H166L167 54H169V55H167L166 57H163L164 59H166V66L168 67V68L166 67V71L169 72V70H170V69H169L170 66H171V67L174 66V69H176V68L178 69V67H175V66H181V67H184V69L187 68V69L190 70L189 76H190V74L192 75V72H193V74H194V75H193L194 78H195L196 73H194L195 70L193 71L192 69H196V70H197V68L194 67V66H197L196 63L198 64V62H199L198 59L201 61V59H202V60H205V57H206V59L208 60V62H211V63H212L213 59H214V63H215V59H217L216 61H218V59H219L220 62H226V63H225V65H226V70H225V72H228V73H227V75H228V76H227V80H225L226 83H224V85H223L224 87H222V85H221V86H218V88H217V90L215 91V93H216V92H217V93H220L221 96L224 95V94H227L228 92L230 93L231 90H228V88H230L231 86L229 87L228 83L231 82V83H229V84H232V83H233L232 85H234V82H236L238 78H237V75H235L236 77H235V76L233 77V74L235 73V71H233V72L230 71V70H234V69H230V70H229V69H228L229 66H227V65H230V64H231L230 66H234V67H235V66H236L235 63H237V65L240 66V65L243 63V61L249 62V60L252 59L251 61H254V62H255V61L258 60V59H259V60H262V59L264 58V53H263V54H262V52H261V53H258V50H259L258 47H261L260 44H263V45H264V42H262V41L264 40V36H263V35H264V28H263V26H264V25H262V23H264V22H263V21H264V19H263L264 16H263V18L258 19V18H259L260 16H262V15L260 14V12L257 13V14H256V12H254V10L257 8V4H258V5H260V6H258V9H259V8H260V9H259V10L256 9V11H257V12H258V11H261V12L263 13V15H264V0H262V1H261V0H258V1H257V0H236V1L233 0V2H232V0H222V1L219 0V4H220V5H219L217 2L215 3L216 0H199V1H198V0H196V1H195V0H189ZM191 1H194V2H191ZM240 1H241V2H240ZM246 1H247V2H246ZM250 1H251V2H250ZM88 2H90V3H88ZM88 2H87V5H88V6H89V4H91L92 6L94 5L92 0H89ZM91 2H92V3H91ZM173 2H175V1L173 0ZM180 2H181V0H179V3H180ZM208 2H210V3H208ZM221 2H222V4H221ZM228 2H229V3H228ZM253 2H254L255 4H254ZM259 2H260V3H259ZM261 2H263V3H261ZM120 3H121V2H120ZM139 3H140V2H139ZM151 3H152V2H151ZM164 3H165V1H164ZM166 3H167V2H166ZM166 3H165V4H166ZM169 3H170V0H169ZM199 3H200V4H199ZM231 3H233V4H231ZM239 3H240V4H239ZM250 3H251V4H250ZM85 4H86V2H85ZM121 4H122L123 7H124L123 2H122ZM121 4H120V5H121ZM140 4H141V3H140ZM140 4H139V8L141 7ZM148 4H149V3H148ZM161 4H162V3H161ZM176 4H177V3H176ZM181 4H183V3H181ZM181 4H180V5H181ZM202 4H203V5H202ZM213 4H215V5L217 4V5H219V6L216 7V6H214ZM237 4H238V5H237ZM245 4H247V5H245ZM261 4H262V5H261ZM146 5H147V4H146ZM199 5H200V6H199ZM208 5H209V7H208ZM231 5H232V6H231ZM248 5H250V6L252 5V6L250 7V6H248ZM92 6H91V7H92ZM147 6H148V5H147ZM149 6H150V5H149ZM156 6H157V7H156ZM160 6L162 7V5H160ZM164 6H165V5H164ZM166 6H167V5H166ZM171 6H172V5H171ZM177 6H178V5H177ZM190 6H188V7H190ZM205 6H207V10H206V7H205ZM233 6H234V7H233ZM236 6H237L239 9H238ZM242 6H243V7H242ZM245 6H246V7H245ZM152 7H154V6H152ZM182 7H183V6H182ZM213 7H214V10H213ZM240 7H241V8H240ZM252 7H253V8H252ZM143 8H144V6H143L141 9H143ZM145 8H146V7H145ZM149 8L151 9V7H149ZM149 8L147 9V11L150 10ZM169 8H171V7H169ZM175 8H176V7H175ZM195 8L198 9V10L195 11ZM211 8H212V9H211ZM250 8H251V9H250ZM172 9H173V7H172ZM180 9H181V8H180ZM189 9H190V8H189ZM199 9H200V10H199ZM201 9H202V10H201ZM208 9L211 10L212 12L209 11ZM240 9H241V10H240ZM243 9H244V10H243ZM249 9H250V10H249ZM252 9H254V10H252ZM159 10H160V9H159ZM170 10H171V9H170ZM177 10H178V9H177ZM186 10H187V9H186ZM227 10H228V9H227ZM229 10H228V11H229ZM246 10H247L248 12L250 11V13H251V12H253V13H251V14H250V13H247ZM139 11H140V10H139ZM144 11H145V10H144ZM175 11H176V10H174V12H175ZM182 11H183V10H182ZM188 11H189V10H188ZM194 11H195V12H194ZM240 11L242 12L241 14H240ZM244 11H245V13H247V14H245ZM140 12H142V11H140ZM140 12H139V14L142 15V16H144V15H143L144 13H140ZM158 12H159V13H158ZM180 12H181V11H180ZM206 12H207V13H206ZM166 13H168V12H166ZM178 13H179V12H178ZM178 13H177V15H178ZM205 13H206V14H205ZM224 13H226V11H225ZM169 14H170V13H169ZM171 14H173V13L171 12ZM171 14H170V15H171ZM174 14H176V13H174ZM179 14H180V13H179ZM248 14H249V16H251L252 14H253V15L255 14L256 16L254 15L253 18L256 17V20H257L258 23H256V21H255V19H254L255 22H254V25H253V22H252L253 19H252V21L250 20V23L252 22V23H251L252 25H251L250 23H248V24H250V25H249L248 28L246 29L247 32H248V36H247V35H245V27L247 26V24H246V20H245V22H244V19L246 18L245 16L248 15ZM145 15H148V14H145ZM197 15H198V14H197ZM199 15H198V16H199ZM207 15H208V16H207ZM229 15H228V16H229ZM242 15H243V17H242ZM244 15H245V16H244ZM257 15H259V17H257ZM154 16H155V17H154ZM201 16H200V17H201ZM231 16L233 17L232 19H231ZM193 17L196 18V20H195ZM220 17H222V16H220ZM238 17H240V18H238ZM166 18H167L168 20H167ZM190 18H192L191 21H190ZM213 18H214V22H213V20H212ZM237 18H238V19H237ZM242 18H243V20H242ZM248 18L251 19L252 16H251V17H248V16H247V20H248ZM147 19H148V17H147ZM147 19L145 18V20H147ZM157 19H158V20H157ZM183 19H184L185 22H186V21L189 22V23L187 22V26L184 27V28H182V26H181L182 24H183V25L186 24V23H183V22H182ZM240 19H241V20H240ZM261 19H262V23L260 22ZM139 20H140V19H139ZM145 20H144V21H145ZM178 20H179V22H178ZM194 20H195V21H194ZM216 20H217V21H216ZM223 20H224V17H223ZM237 20H238V21H237ZM258 20H259V21H258ZM142 21H143V20H142ZM147 21H148V20H147ZM156 21H157V22H156ZM167 21H169V22H167ZM180 21H181V23H180ZM192 21H193V23H192ZM140 22H141V21H140ZM162 22H163V23H162ZM170 22L172 23V26H173V27L170 25ZM175 22H177V24H178L180 27H179ZM215 22H217V25H219V26H216V23H215ZM242 22H243V24H242ZM247 22H248V21H247ZM155 23H154V25H155ZM179 23H180L181 25H180ZM196 23H197V24H196ZM203 23H204V24H203ZM236 23H237V24H236ZM259 23H260L262 26H260ZM144 24H145V22H144V23L141 22V24H139V25H140V26H141V25L144 26ZM148 24H149V22H148ZM150 24L152 25L151 22H150ZM173 24H176V25H173ZM213 24H214V25H213ZM224 24H225L226 27H227V23L224 22ZM224 24H223V26H224ZM256 24H257V25H256ZM258 24H259V25H258ZM151 25H150V26H151ZM239 25H242L241 29H240V26H239ZM244 25H245V27H244ZM65 26H67V25H65ZM143 26H141V27H143ZM145 26H146V29H148V28H147V25H145ZM158 26H159V25H157L155 28H157L158 31L161 33V29L159 28L160 26H159V27H158ZM177 26H178L179 28H176ZM200 26H201V31H199ZM230 26H231L232 28H231ZM253 26H254V27H253ZM67 27H68V26H67ZM67 27H66V28L63 27V28H65V31H67L66 29L69 30V28H67ZM141 27H140V28H141ZM152 27H153V29L155 30L154 26H152ZM196 27H198V29H196ZM252 27H253V28H252ZM255 27H257V28H255ZM63 28H61V26H60V29H62V31L64 30ZM173 28H174V29H173ZM237 28H238V29H237ZM242 28H244V29L242 30ZM142 29H143V28H142ZM151 29H152V28H151ZM167 29H169V30H167ZM171 29H173L174 32H170ZM175 29H176V30H175ZM210 29H209V30H210ZM221 29H223V28H221ZM236 29H237V30H236ZM257 29H258V31H257ZM154 30H152L151 32H153ZM202 30H203V31H202ZM206 30H208V29H206ZM216 30H217V32H216ZM219 30H220V31H219ZM224 30H225V29H224ZM238 30H241V31H238ZM248 30H249V31H248ZM260 30H261V32H260ZM155 31H156V30H155ZM155 31H154V32H155ZM167 31H168V32H167ZM230 31H231V32H230ZM242 31L244 32V35L241 34ZM144 32L147 33L148 30L145 31V28H144L143 33H144ZM154 32H153V34H154ZM229 32H230V33H229ZM235 32H237V33L239 34V37H238L237 33H236V35L234 34ZM253 32H254V33H253ZM257 32H258V33H257ZM60 33H61V32H60ZM67 33H68V32H67ZM140 33H141V32H140ZM143 33H141V34H143ZM145 33H144V34H145ZM148 33H149V34H148ZM148 33H147V34L150 36V35H151V33H150V29H149V32H148ZM232 33H233V34H232ZM249 33H251V35H250ZM33 34H34V33H33ZM37 34H38V33H37ZM157 34L160 35L159 33H157ZM198 34H199V33H198ZM207 34H206V35H207ZM145 35H146V34H145ZM158 35H157V36H158ZM201 35L203 36L204 33H202ZM206 35H204V36H206ZM228 35H229V36H228ZM240 35H241V36H240ZM242 35H243V36H242ZM249 35H250V36H249ZM253 35H254V37H252ZM37 36H38V35H37ZM160 36H161V35H160ZM194 36H193V37H194ZM204 36H203V37H204ZM234 36H235V38L240 39V41H239V40H236V39L234 38ZM246 36H247V37H246ZM256 36L259 37V38H257ZM30 37H31V36H30ZM38 37H39V36H38ZM97 37H99V36H97ZM97 37H96V38H97ZM190 37H191V38H190ZM209 37H210V38H209ZM245 37H246V38H245ZM99 38H100V37H99ZM103 38H104V37H103ZM103 38H102V37L100 38V39H102V42H101L100 44L104 43V42H103V40H104ZM140 38H141V37H140ZM153 38H154V36H153ZM155 38H156V36H155ZM158 38H159V37H158ZM231 38H232V41H231ZM31 39H32V38H31ZM35 39H36V38H35ZM60 39H61V38H60ZM146 39H147V41L150 40V39H148L147 37H146ZM156 39H157V38H156ZM166 39H165V40H166ZM170 39H171V38H170ZM226 39H227V40H226ZM229 39H230V40H229ZM243 39H244V40H243ZM36 40H37V39H36ZM36 40L33 39V41H34L35 43H36ZM96 40H97V42H100L98 38H97ZM96 40H95V42H93V44L97 43ZM151 40H152V38H151ZM151 40H150V41H151ZM160 40H159V42H161ZM171 40H172V39H171ZM200 40H201V38H200ZM234 40H235V41H234ZM242 40H243V41H242ZM249 40H250V41H249ZM255 40H258V42H257V41L255 42ZM259 40H261V41L259 42ZM18 41H19V40L17 39V42H18ZM33 41H31L30 43H34ZM64 41H65V40H64ZM64 41H62V42L64 43ZM68 41H69V40H68ZM141 41L143 42V39H142ZM144 41H145V40H144ZM156 41H158V40H155V42H156ZM168 41H169V40H168ZM187 41H189V40H187ZM194 41H193V42H194ZM228 41H229L230 43L234 41L233 44L235 43L234 45H236V47H233V45H231L232 43L229 44V45H230L229 47H231L232 49L234 48V49H233L234 52H233V50H231L230 48H225V43L228 42ZM244 41H245V43H244ZM253 41H254L255 43H253ZM73 42H74V41H73ZM162 42H163V41H162ZM166 42H167V41H166ZM166 42H165V45H166ZM178 42H180V39H179ZM184 42L186 43L185 45H184ZM229 42H228V43H229ZM251 42H252V43H251ZM37 43H39V41H38ZM60 43H61V42H60ZM63 43H62V44H63ZM68 43H69V42H68ZM70 43H72V42H70ZM156 43H157V42H156ZM176 43H177V42H176ZM187 43H188V45H187ZM202 43H203V44H202ZM228 43H227V44H228ZM248 43H249V44H248ZM77 44H78V43L75 44V45H76L75 47H77ZM100 44H99V45H100ZM104 44H105V43H104ZM104 44H103L102 46H105ZM146 44H150V43H146ZM179 44H182V42L179 43ZM179 44H178V45H179ZM212 44H213V45H212ZM215 44H216V45H215ZM221 44H222V46H221ZM238 44H239V45H238ZM245 44H247V45H245ZM252 44L256 45V47H255L256 49L253 47L254 45H252ZM68 45H69V44H68ZM73 45H74V44H73ZM79 45H80V44H79ZM141 45H142V44H141ZM152 45H153V44H152ZM162 45H163V44H162ZM195 45H196V46H195ZM203 45L207 46L208 48H211V47H212L211 50L214 52V54L217 53L220 57L217 58V56H218L217 54H216V57H215V55L211 54V55H213V56H212L213 59H210V58L208 57V54H207V56H204V57H203V54H202V57H203V58L200 57L201 59H200L199 57H197L196 54L199 55L198 52H199V50H200V47H201V50H200L199 53H204V54H205V53H206V50H208V49H207L206 47H204ZM237 45H238V46H237ZM240 45H242V47H244V45H245V47L242 48ZM30 46H31V45H30ZM35 46H36V44H34V48H35ZM65 46H66V45H65ZM92 46H93V45H92ZM96 46H98V44H97ZM159 46H160V45H159ZM168 46H169V45H168ZM189 46H191V47H189ZM192 46H194V47H192ZM199 46H200V47H199ZM60 47H61V46H60ZM68 47H70V46H68ZM75 47H72V49L75 48ZM79 47H80V46H79ZM93 47H94V46H93ZM141 47L144 48V47H145V44H143V46H141ZM146 47L149 48L147 45H146ZM163 47H164V46H163ZM166 47H167V46H166ZM195 47H197V48H195ZM203 47H204V48H203ZM221 47L224 48V49L221 50ZM247 47H249V49H247ZM250 47H251V48H250ZM252 47H253V51H252ZM34 48H33V49H34ZM36 48H37V47H36ZM36 48H35V50H36ZM64 48H65V47L63 46V49H62V50H64ZM202 48H203V50H202ZM205 48H206V50H204ZM215 48H217V49H215ZM263 48H264V47H263ZM29 49H31V48H29ZM33 49H32V50H33ZM68 49H69V48H68ZM75 49H76V48H75ZM95 49H96V48H94V50H95ZM158 49H159V48H158ZM161 49H162V48H161ZM163 49H166V48L164 47ZM186 49H187V50H186ZM194 49H195L196 51H194ZM235 49H236V50H235ZM239 49H240V50H239ZM250 49H251V50H250ZM35 50H34V52H36V54H38V53H37L38 51H35ZM65 50H66V48H65ZM65 50H64V51H65ZM78 50H79V49H78ZM78 50H76V53H77ZM97 50H98V49H97ZM97 50H96V52H94L95 54H93V56H94V55L96 56V54H97ZM102 50H103V48H102ZM105 50H106V49H105ZM105 50H103L104 53H107V51H105ZM171 50H172L173 52H172ZM175 50H176V51H175ZM215 50H216V52H215ZM219 50H220V51H219ZM249 50H250V51H249ZM261 50H262V49H261ZM261 50H260V51H261ZM29 51H31V50H29ZM74 51H75V50H74ZM100 51H101V50L98 51V54H99ZM144 51H147L146 48H145ZM149 51H150V53L153 52V51H151V47H150V50H149ZM167 51H168V53H167ZM170 51H171V52H170ZM179 51H180V52H179ZM202 51H204V52H202ZM212 51H211V53H213ZM238 51H239V52H238ZM246 51H247V52H246ZM260 51H259V52H260ZM32 52H33V51H32ZM32 52H31V53H32ZM60 52H61V51H60ZM147 52H148V51H147ZM207 52H208V51H207ZM236 52H238L239 54L236 53ZM253 52L256 53V54H254ZM263 52H264V50H263ZM19 53H20V52H19ZM19 53H16V55L19 54ZM66 53H68L67 50H66ZM70 53H71V52H69L68 54H70ZM72 53H73V52H72ZM74 53H75V52H74ZM101 53H102V51H101ZM142 53H143V52H142ZM155 53H156V52H155ZM165 53H166V54H165ZM250 53H251V54H250ZM20 54H21V53H20ZM34 54H35V53H34ZM47 54H48V53H47ZM60 54H61V53H60ZM102 54H103V53H102ZM147 54H149V53H147ZM151 54H152V53H151ZM209 54H210V51H209ZM241 54H242V55H241ZM247 54H248V55H247ZM13 55H15V54H13ZM23 55H24V53L22 54V56H23ZM28 55H29V54H27L26 57H28ZM32 55H33V54H32ZM32 55H31V57H34L35 59H36V57H38V55H37V56H32ZM41 55H44V56L48 57V56L45 55V54H40L39 57H40ZM62 55H64V54H62ZM71 55H72V54H71ZM99 55H100V54H99ZM99 55H98V56H99ZM143 55H145V54H143ZM154 55H155V54H154ZM154 55H153V57H155V58L157 59V57L154 56ZM156 55H157V53H156ZM170 55H172L173 58H172V56H170ZM211 55H210V56H211ZM243 55H244V56H243ZM249 55H250V56H249ZM260 55H262V56L260 57ZM11 56H12V55H11ZM44 56H42V58H43ZM50 56H51V55H50ZM90 56H91V58H92V55H90ZM95 56H94V57H95ZM100 56H101V55H100ZM103 56H104V55H103ZM106 56H107V55H106ZM148 56L150 57V54H149ZM159 56H158V57H159ZM194 56H195V57H194ZM200 56H201V54H200ZM241 56H242L243 58L247 56V58H246V59L244 58V59H245V60H244L243 58H241ZM258 56H259V57H258ZM13 57L15 58V56H13ZM16 57H17V56H16ZM18 57H19V56H18ZM46 57H45V58H46ZM62 57H63V56H62ZM62 57L60 56V58L63 60L64 58H62ZM69 57H71V56H69ZM104 57H105V56H104ZM104 57H103V58H104ZM143 57H144V56H143ZM145 57H146V55H145ZM207 57H208L210 60H212V61H210ZM248 57H249L250 59H249ZM262 57H263V58H262ZM29 58H30V57H29ZM29 58H27V62H28V64H31V63L29 62V60H30L31 58H30V59H29ZM34 58H33V60H31V62H33V61L35 60ZM67 58H68V57H67ZM72 58H73V57H72ZM72 58H71V59H72ZM85 58L88 59V57H85ZM89 58H90V57H89ZM95 58H96V57H95ZM98 58H99V57H98ZM101 58H102V57H101ZM101 58H100V61H99V62H101V61L103 62V59L101 60ZM105 58H106V57H105ZM155 58H154V60H152V61H156ZM170 58H171V59H170ZM196 58H197V59H196ZM261 58H262V59H261ZM16 59H17V58H16ZM28 59H29V60H28ZM61 59H60V60H61ZM65 59H66V58H65ZM73 59H76V58H73ZM148 59H150V58H148ZM159 59H160V60H159ZM159 59H158V62L156 61V63H159V62L161 63V62L163 61V59H161V57H159ZM172 59H173V61H172ZM187 59H188V60H187ZM193 59L196 60V61H198V62L194 61ZM239 59H240V60H239ZM37 60H38V58H37ZM85 60H86V59H85ZM89 60H90V59H89ZM93 60H94V59H93ZM96 60H98V59H96ZM109 60H110V59H109ZM175 60H176V61H175ZM185 60H186V61H185ZM207 60L204 61V62H207ZM259 60H258V61H259ZM38 61H40V60H38ZM38 61H37V62H38ZM64 61H65V60H63V62H61L62 65L64 64ZM68 61H69V59H68ZM75 61H76V60L72 61V62H73V64H72V65H73V68L77 66V65H76V64H77V63H76L77 61H76V62H75ZM86 61H87V60H86ZM107 61H108V60H107ZM169 61H170V62H169ZM241 61H242V63L240 64L239 62H241ZM34 62H36V61H34ZM37 62H36V63H37ZM172 62L174 63V65H171V64H173ZM175 62H176V63H175ZM178 62H182L184 65L182 66V64H180V63L178 64ZM187 62H188V63H187ZM74 63H76V64H74ZM88 63H89V62H88ZM88 63H87V65H90V64H88ZM94 63H95V60H94ZM94 63H91L92 70L95 69L94 67L96 66L97 61H96V63H95V66L93 67L92 64H94ZM105 63H107V62L105 61ZM105 63L103 62L102 64L104 65ZM152 63H155V62H152ZM190 63H191V64H190ZM192 63H193V64H192ZM70 64H71V61H70V63H68L69 67H71V68H70L71 70H69V72H67V73H70V71L73 72V70H74V69L72 70V65L70 66ZM81 64H83V63H81ZM185 64H186L189 68L186 67ZM189 64H190V65H189ZM233 64H234V65H233ZM62 65H61V66H62ZM74 65H76V66H74ZM63 66H64V65H63ZM101 66H102V65H101ZM190 66H191V67L193 66V67L190 68ZM239 66H238V67L236 66V70L241 71L240 69H242L244 66H243V67H242V66L239 67ZM66 67H68V66H66ZM80 67H81V66H80ZM84 67H85V66H84ZM87 67H88V66H87ZM197 67H198V66H197ZM234 67H233V68H234ZM241 67H242V68H241ZM63 68H65V67H63ZM85 68H86V67H85ZM93 68H94V69H93ZM98 68H99V66L97 67V71H98ZM108 68H110V67H108ZM75 69H76V68H75ZM87 69H88V74H87V71H85L86 73H85L84 71H83V72L85 73V75L87 74V76L89 77V72H90V71H89V68H87ZM171 69H172V68H171ZM174 69H173V72L175 73V70H174ZM92 70H91L90 73H93ZM102 70H104V72H105V69H102ZM109 70H110V69H109ZM179 70H180V69H179ZM182 70H183V69H182ZM243 70H244V69H243ZM243 70H242V71H243ZM31 71H33V70L31 69ZM66 71H67V70H66ZM106 71H107V68H106ZM180 71H181V70H180ZM183 71H184V70H183ZM183 71H182V72H183ZM191 71H192V72H191ZM248 71H249V70H248ZM248 71H247V72H248ZM62 72H65V70H64V71L62 70ZM94 72H95L96 74H98L99 72H101V70H100L99 72H96V69H95ZM177 72H179V71L176 70V73H177ZM182 72H181V74H182ZM195 72H197V71H195ZM230 72H231L232 74H231ZM245 72H246V70H245ZM245 72L243 71L244 74H245ZM249 72H250V71H249ZM75 73H77V75H78L80 72H75ZM75 73L73 72V73H70V74H72V75L74 74V75H75ZM95 73H94V74H95ZM117 73H118V72H117ZM117 73H116V75H117ZM123 73H124V72H123ZM123 73H122V75H124ZM134 73H135V72H134ZM134 73L132 72L131 74H134ZM137 73H138V72H136V75H137ZM140 73H144L145 76L148 74V72H146V73H145V72H139V74H140ZM174 73H173V75H171V73H170L169 75H171V76L176 75V74H174ZM187 73H188V72H187ZM65 74H66V73H65ZM94 74L92 75L93 77H94ZM100 74H101L100 76H103L104 74L106 75L107 73H103V72H102V73H100ZM102 74H103V75H102ZM120 74H121V73H120ZM125 74H126V72H125ZM128 74H129V72H128ZM149 74H156V72H155V73H149ZM160 74H161V75H160ZM163 74H164V73H163ZM167 74H168V73H167ZM167 74H165V75L163 76L166 80H167V78H166V77H167ZM246 74H247V73H246ZM32 75H33V74H32ZM67 75H69V74H67ZM74 75H73V77H74ZM90 75H91V74H90ZM105 75H104V76H105ZM110 75H111V74H110ZM140 75H141V74H140ZM140 75L135 76V74H134L135 79L138 78V80H137V84L140 82V85H139V86L141 87V84H143L142 82L144 81L145 76H144V78H143V76L140 77ZM142 75H143V74H142ZM158 75L161 77V76H162V73H161V72H159V73L157 72L156 77H155V75H154V77L157 78ZM177 75H179V73H178ZM29 76H30V75H29ZM61 76H62V75H61ZM65 76H66V75H65ZM65 76H64V77H65ZM69 76H70V75H69ZM98 76H99V74H98ZM98 76H97V78H98ZM100 76H99V79H100L99 81H100V83H101V81H102L103 78L105 79V78L107 77V79H109V78L111 77V76H109V73H108V76L106 75V77H103V78L101 77V78H100ZM131 76H132V75H130L129 78H132ZM134 76H133V78H134ZM147 76H148V75H147ZM159 76H158V79H156V80H157L158 83L160 84V81H159V80H160V79H163V77H162V78H159ZM165 76H166V77H165ZM181 76H183V75H181ZM185 76H186V75H185ZM245 76H246V75H245ZM247 76L249 77L250 75H247ZM251 76L253 77V75H251ZM257 76H258V74H257ZM257 76L255 77V75H254V77H255L256 79H259V80L257 81L258 84H263V85H264V75H262L263 77L259 75V76H258L259 78H257ZM32 77H34V76H31V78H32ZM64 77H63V78H64ZM66 77H67V76H66ZM66 77H65V78H66ZM73 77H72V78H73ZM77 77H78V76H76L73 80H76V79H77L76 82L79 81V80H82V81H83V77H84V76H83V77L80 76V78H82V79H80L79 77L77 78ZM90 77H91V76H90ZM93 77H92V78H93ZM117 77H118V76H117ZM154 77H152V75H151V78H150V75H149V78H150L151 81H152V78H154ZM168 77H169V79H171L170 76H168ZM174 77H175V76H174ZM178 77H179V76H176L175 78L178 79ZM248 77H247V78H248ZM254 77H253V78H254ZM260 77H261V78H260ZM63 78H62V79H63ZM67 78H68V77H67ZM67 78H66V79H67ZM85 78H86V77H85ZM92 78H90V79H92ZM113 78H114V76H113ZM126 78H127V76H126ZM129 78H128V79H129ZM139 78H140V79H139ZM142 78H143V79H142ZM147 78H148V77H146V80H145V81H147V80L149 79V78H148V79H147ZM155 78H154V79H155ZM183 78H184V79H183ZM244 78H245V77H244ZM253 78L250 77V79H249V80L247 79L248 81H247V80H246V81L249 82V83H253L254 81H256V80L253 79ZM27 79H28V78H27ZM34 79H35V78H34ZM34 79L31 80V82H35ZM62 79H61V80H62ZM69 79H70V78H69ZM94 79H95V78H93V79H92L93 81L91 82V83H92V84H91L92 86L94 85V82H95V84H96V81H94ZM114 79H115V78H114ZM114 79H113V80H114ZM120 79H121V80L123 79L122 76L119 78V80H120ZM141 79H142V80H141ZM154 79H153V81H155ZM169 79H168V81H169ZM173 79H174V78H173ZM182 79H183V80H182ZM186 79H187V76H186V77L183 76L182 78H179V79H178L179 81H178V80L175 81V79H174V81L177 83V85H175V87L173 88L172 85H174L175 83L173 84V83L171 82L172 85L170 86V89H169V85H170L171 83L168 82L169 85H167V86H168L167 89H169L170 92H169V91H168L167 93H164V92H163L164 94H167V95H169V93H170V96H168V97H167V95L162 94V92H159V93H160L159 95L162 94V95H161L162 98H160V100L158 101V100H157V97H156L157 102H159V104H162V103H160V101H162V100L165 101V98H166V99L168 98V101H167L168 103L166 102V104H167L166 106H167V107H165V102H164V103H163L164 108L161 109V110H159V111H158V109H157V111H158L157 114H156L155 109H156L157 106H160V105H159V104H155V105H157V106H156L155 109L153 110V114H156V115H154V117H153V115H152V111H150V110H152L153 108H151V109H145V108H142V109H145V110H146V114H147V112H148L149 115H147V116H152V117H153V118H152V117H151V118H148V123H149V124H147L146 122H145L146 124H145V123L143 124V121H142V120H144V119H142V120L139 119V117H140L139 114H137L138 116H137V118H136V117L134 116V114H133V112L136 113V111H134V110H132V111L129 110L130 106H131V105L133 106V104L128 105L129 108L127 109V113H124L125 115H123V116H126V117H127V115H128V119H129L128 121L131 120V122H132L134 125H133V127H132V126L130 127V128H132V129H129V127H128V128L125 127V128H127V129H129V130L127 131V136H128V137L125 136V135H123L125 138H127L126 141H125V143L122 141V142L125 144L124 146H123L122 142L120 143L121 140L118 141V139H120V138H119L120 135L118 136L117 139H114V137L116 138L117 136H116V134L113 136L112 133L114 134V132H113L114 124H115V125H116V124H119V123H121V124L123 123V124H124L125 119L122 120V118H124V117H122V115H121V116L119 117V118L122 117L121 120L118 119L119 123H117V122L113 123V122H112V119H111V117H110V115L112 116V118H114L117 114L119 115V113H116V111H117V112L121 111L120 114H122L123 112H125L126 109L123 107V106L126 104V103H124L125 99H124V98H123V99H120V98L123 97L124 95H128L129 93L127 94V91L124 92V93H126V94H123V95L120 97V96L117 95L118 92L115 91L116 89H118V88H116L117 84L115 85L116 82L114 83L115 87L111 85L114 89L116 88L115 90H112L113 97H112L111 99H112V101L114 102L115 105H114V106L111 105V106L113 107V111H112V109H111V111H112L111 114H110V108H108V107H111L110 105H108V107H107L108 109H107V108H106V109H105V108L103 109V107H104L103 105H102V107H101V104H102V103H103V104H105V103L108 104V102L105 101V103L102 102L101 104H99V103L101 102V100L104 101V100H106V98H104V100H103V99H100V98H102V97H100V98H99V96L96 97V98H98V99L100 100L98 104H99V107H101V109H99V107H98L97 109H95L96 106H97L98 104H97V102H95V104L93 103L94 106H95L93 112H96V111L98 112V113H96V115H97V123H96V121L94 120V119H96L95 116H94L95 114L93 115V116H94V119H93V117H92V120L95 121V123H96V124H95V127H97V128H95V129L98 130V127H99V129L101 128V125L99 126V123H100V124L103 123V125H104V122H106V124L109 126V127L107 126V128H108V129L111 128V129H109V131H110V133H111V134H109V135H108V133H107L108 129H106V127H104V131H103V133H102V130H100V131H101L100 134H99V132H96V133H95L96 130L94 131V128H93V131L90 130L89 128H87V129H84L85 127L83 128L82 123L84 122V123L87 124L86 121L89 120L90 118H88L87 116L85 117V115L83 116L82 111H79V110H84V109H83V108H84L83 103H85V102L82 103V99L84 100V97H85V96L81 99L82 95L78 94V93H80L81 91H79V92L77 91V92H78V93H77L78 95H75V92H74V95L76 96V97H74V99L76 100L77 96H79V95L81 96V97L79 96V97H80V98H79L80 100H79V103H78L79 105L77 104V105H78L79 107H81V108H79L78 106H76V103H75V107H76L77 111H79V112H77L78 116L80 117V116L82 115V117H80V119L83 118V120H80L79 118H78V119H72V118H75V115H72V114H74V113H72L71 111H74L73 109H75V107L72 109L71 104L74 105L73 103H74V102H78V101H74V102H73V100H72V96L70 95L71 97H69V101L71 100L70 102H73V103H69V102H68V104H69V105H68V104H66V103H67L66 101L68 100V99H67L68 97L66 96L67 98H65L66 100H64L63 98H64L65 96H63V94L60 93V97H61V95H62V96H63L62 99L65 101V104L68 105V106L66 107V111H67V110L69 111L70 108H71V110L69 111V113H66L64 110L61 109V108H63L64 106L61 107L60 109H59V107H58L57 109H59L60 111L58 112L59 114L57 115V117H60V119L62 120V122L64 123V125H65V127H66L67 129L70 128L69 131L71 130V131L73 132V134L76 133V131H77L76 129H77V127H78L79 124H80L81 128L85 131V133H86V130L88 131V129H89V131H90L93 135H92L91 133H90L91 135H90V134H88V135L86 134L87 136H89V135H90V137L92 136V137H91L92 139H89L90 137L87 139V140H90V141H88V144H90L89 142H91V144H92L93 139H94V141H95L94 144L96 143V149H101V150H102V149H105V150H106V148H107V147H106V148L104 147V144H105V143L103 144V140H102V139L106 140L107 138H109L110 135H112V136H110V138H112V139L115 140V141L112 142V143H114V144H112V143L110 144V146H111V151H110L109 149H108V150H109L111 153H113V154H116V153L118 154V153H120L121 151L124 150V151H125V155H126V157L124 158V161H123V157H124V156H122V158H121V160L123 161V162H122V165H120V162H121V160H120V162L118 163V166H117V165L115 166V167H118L117 171L119 170L118 172L116 171L117 173H116L115 170H114L115 168H112L111 170H107L105 167H104V168H105L106 170H105L104 168H102V169H104V173H103V174H105V176H106V179H105V180H106V183H105V185H103V183H101V180H100L101 177L98 179L97 176H96L95 174H93V173H95V171H93V173L91 172V173L93 174V176L90 175V177H88V178H87V177H85V179L82 178V176H84L83 174L86 173V172H85V169L87 170V168L90 166V164L92 165V163H90V164L88 163V167L86 166L84 170L82 169V170L84 171L83 174H82V170H78V172H77L78 174H77V173H76L77 169H74V168H72V169H71V168H70V169L67 168L68 171L66 172V174H64V172L66 171V168H65V167H68V163L66 164V166H65L64 168H63V165H64V164H63V163H60V164H63V165H62V167H60V173H58V166L60 165L59 162H61V160L58 158L60 161L58 162V165L56 164L57 167H51L53 164H54L53 166H55V163H57V160H56V162L54 161L55 163L52 161L53 164L50 163V162H51L50 159H49L48 157H45V156H44V154H46V153L48 152V149H50V148H48V149L46 148V151H47V152L45 151V153H43V155H42L41 152H40V154L37 152V153L40 155V157H41V155L44 156V159L41 157V158H42V159H40V160H42L41 162H40V160H39V161H36V160H35L36 157H35V158L32 157L33 159H31V160H35V161H36V162H34L35 165H37L36 163H38V162H39V165H40V163H42V162L45 160V158H48L49 160H48L47 165H48V167L51 165V166L49 167V168H51V169H50V173L53 175V173L55 172L54 175H56V176L53 175V177H52V176L49 177L50 174H48V171H46V172H47V173H46V172L44 171V170H45V169H44V170H42L41 172H43V173L45 172V173H46V179H42L45 175H42V173H40V175H39V173H38V174H36V175H39V176H40L39 178H36V176H34L37 180L39 179V180H38L39 182H37V183H38V184L40 183V185H41V187H42V183H41L40 181L43 182V180H44V183H46V180H47L48 182H47L46 184H50V185H49L50 188H52L53 185L58 184V185H56V186H60L61 188H59V187H56V188H55V186H54V187H53V189H54V193H52V192H50V193H51V194H54V195L56 194L55 197L58 196V197L61 198V196H63L62 193H64L65 196H68L69 194H71L69 191L67 192L66 189H68V188H67V187H68V184H69L68 181H70V182L72 183V181H73L74 179H71V178L74 176V177H76L75 180H76L78 183L82 184V185H83L84 183H90V182H91V183H92V186H96V187H94V188H95V195H96V194H97V193H96L97 190H98V192H100L102 189L106 191L105 193H107L108 190H109V188L111 187V185H110V184H112L111 181H113V183L115 182V178H113V177H114V174H115V177H116V176L118 177V175H119L120 178L122 179V178L124 177V176L121 177V175L123 174V171H120V170H124V171H125V174H124V175H126V173H127V175H128V176H126V177H129V174H132V175L134 174V177H132V178L135 180L134 182L131 181V182H132L131 185L128 184V185H126V187H127V186L131 187V188L134 190V191H133V194H135L134 196H137L138 199L140 198L141 201L144 203L145 201H143V200H144L143 197H146V196H148V195L150 194V195L148 196V198H149V197H151V193H152V192H148L149 194H147V193H146L147 190L150 189V188L152 189V191H153L154 188L156 189V187H154L155 185H154V181H153V180L156 179L155 177L157 176V173H161V172H162L161 174H163V173L167 172V174H166V173H165V174H166V176L168 177V178H167V182L169 183V187H168L169 190L167 191V190H166L167 187L165 188V187L162 185V187H161L162 190H161V191H159V190L157 191V194H156L157 197H158L159 195L162 196L163 194L166 195V192H167V195H168V192H169V195H170V193H171V194H174V196L177 198V202H178V205H179V206H178V207H179V210L181 209V210H183V212L186 211V210L189 211V208L193 206V211H194V207H195L197 204H199V203H201V202H204V200H209L210 197H208L207 194H206L204 191H200V190H198V189L196 188V186L192 187L194 184H193V183H189L190 181H188V184H186V185H184V184L181 182V183L178 184V185H177V184H174V185H171V186H170V179H171V176H170V175L173 174V173H175V171H176V173H175L174 175H175V176L177 175V177H179L181 181L185 180V178H187V177L189 178V180H191L192 178H193V180H195L194 177H195V178H197V177H199V176H202V177H203L204 173H206V172L208 171V170H206V172L203 171L204 173L201 171V170H204V169L202 168V167H204V166L201 167L200 164H201L202 162H204L203 159H205V158H203V157H202L203 155L201 156L200 153H204V152H200V153L197 155V153H195V151H196L198 148H196V150L193 151V152H194L193 154L190 153V154L187 155V156H190V157H186V158H187V162H186V164H184V161H186V159H185V155H184V156H181V155L179 154V155L181 156V157H180V156L177 154L178 151L175 150V147H174V146H175V143H176V141H177V140H176L177 138H176L175 135H174V137L176 138V139L174 138V141H173L174 144H172V145H174V146L169 145V144H170L169 142H165V143H164L163 141H161L162 139L160 140L161 143H162L165 147L168 146V148H164V151H165V150H166V151L168 150L167 152L165 151V152L167 153V154H165V156L167 155V159L163 156V158H161L162 160L160 159V160H159L160 162H159V161H157V159H159V158L156 159L155 156L153 157V156H152V155H153V152H152V154H151L150 151H149L150 154H151L150 156L148 155L149 153H148V154L145 153L146 155L149 156L148 159L145 158L146 155H145V156H144V155L141 156L142 158H141V157H138V156H140V154H138L139 151H138V153H135V152H137V150H139V148H140V146H139V144H140L139 140L141 141V143L144 141V138H142V134H143V132L141 133V131H143V130L145 131L146 129H143V130H142L141 126L143 127L144 125H148L147 130H148V129H149V130H148L147 132L149 133V135H150V133H151L152 131L154 132V130H157V131L161 132L163 135H166V134H168V129H170L169 131H171V130H173L174 128H176L177 126H179V127L182 128V127L185 125V120H186L187 113H188L189 110H193V111H195V110L198 111L199 109L202 110V108H203V102H202V100H201L200 98L194 97L193 95H195V93H194L193 95H187V96H186L185 93H184V89H185V88L183 89V86H182V88H181V84L183 85V81H184V84H185ZM189 79H190V78H189ZM229 79H230L231 81H229ZM232 79H233V80H232ZM73 80L70 79V82H71V81L73 82ZM84 80H85V79H84ZM88 80H89V79L87 78V81H88ZM97 80H98V79H97ZM105 80H106V79H105ZM111 80H112V77H111ZM115 80H116V79H115ZM121 80H120V81H121ZM133 80H134V79H133ZM139 80H141L142 82L139 81ZM163 80H164V79H163ZM171 80H172V79H171ZM67 81H68V80H67ZM82 81H81V83L79 84V85H81L80 88L85 89L84 86L82 87V85H83V82H82ZM85 81H86V80H85ZM85 81H84V82H85ZM87 81L85 82V83H86L85 86H89L88 84H90V81H91V80L88 81V82H89L88 84H87ZM107 81H108V80H106V82H104V83L102 82V83H103V84H101L102 86H101L100 83L98 82L99 85H98V83H97L96 85L99 86V87H97V88L101 90V88H103V85H105V84L107 83ZM124 81H125V80H124ZM128 81L130 82V80H128ZM131 81H132V80H131ZM157 81L155 82V84H157ZM174 81H173V82H174ZM188 81H189V80L187 79L186 84H188ZM223 81H224V79L222 80V82H223ZM228 81H229V82H228ZM246 81H245V82H246ZM28 82H29V81H28ZM64 82H65V81H64ZM64 82H63V83H64ZM68 82H69V81H68ZM70 82H69V83H70ZM72 82H71L69 85H71ZM74 82H75V81H74ZM79 82H80V81H79ZM79 82H77V83H79ZM111 82H113V81H111ZM118 82H119V81H117V83H118ZM133 82H135V81H133ZM161 82H162V81H161ZM163 82H164V81H163ZM163 82H162V83H163ZM166 82H167V81H166ZM166 82H165V83H166ZM237 82H238V81H237ZM245 82H244V83H245ZM24 83H25V82H24ZM59 83H61V82H59ZM59 83H58V84H59ZM65 83H66V82H65ZM65 83H64V84H65ZM121 83H122V82H121ZM121 83H120V84H121ZM124 83H126V82H124ZM127 83H128V82H127ZM130 83H131V82H130ZM130 83H129V84H130ZM147 83H148V85H150V86H152V87H153V86H154V87H155V86H158V85H154V82H153V84L151 85V82L149 83V80L147 81ZM168 83H166V84H168ZM191 83H192V82H191ZM111 84H112V83H111ZM122 84H123V83H122ZM131 84H132V83H131ZM137 84L135 83V86H136ZM189 84H190V82H189ZM222 84H223V83H222ZM235 84H236V83H235ZM108 85H109V84H108ZM191 85H192V84H190V86H191ZM16 86H17V85H16ZM16 86H15V87H16ZM18 86H20L19 89L22 88V84H21V82L19 83ZM18 86H17V87H18ZM59 86H60V85H59ZM64 86H65V85H64ZM109 86H110V85H109ZM118 86H119V84H118ZM145 86H147V84L145 85V83H144V85L142 86V88H143V87L145 88ZM161 86H163V85L161 84ZM164 86H165V85H164ZM184 86H185V85H184ZM192 86H193V85H192ZM17 87L14 88V89H17ZM54 87L56 88L55 84H54ZM61 87H63V86H61ZM74 87H76V86L74 85ZM89 87H90V86H89ZM94 87H95V85L93 86V90H94ZM105 87H106V86H105ZM130 87L133 88V87H134V84H133V87H132V86H130ZM152 87H151V89H152ZM193 87H194V86H193ZM23 88H25L24 85H23ZM23 88H22V89H23ZM58 88H60V87H58ZM71 88H72V87H71ZM71 88H70V89H71ZM80 88H79V89H80ZM90 88H91V87H90ZM119 88H120V87H119ZM123 88H124V87H123ZM131 88H130V90H131V93L133 94ZM134 88H135V87H134ZM137 88H138V87H136V89H137ZM147 88H148V86H147ZM149 88H150V87H149ZM149 88H148V89H149ZM164 88H166V86H165ZM175 88H177V89L179 88V89H178L177 91H173V90H176ZM180 88H181V89H180ZM189 88H190V87H189ZM191 88H192V87H191ZM232 88H233V87H232ZM62 89H63V88H62ZM64 89H65V88H64ZM68 89H69V88H67V90H68ZM76 89H77V88H76ZM82 89H81V90H82ZM91 89H92V88H91ZM108 89H110V88L108 87ZM148 89H143V90H148ZM151 89H149V90L151 91ZM155 89H156V87L154 88L153 92H155ZM160 89H161V88H159V90H160ZM194 89H195V88H194ZM25 90H26V89H24L23 92H24ZM65 90H66V89H65ZM67 90H66V91H67ZM87 90H88V88H87ZM95 90H96V89H95ZM103 90H105L106 93H107V94H106L105 91L102 93V94L105 93V95H107L106 97H111V96H112V95L110 96V93H111V92H110V91H107V87H106V89H103ZM127 90H129V89H127ZM133 90H135V89H133ZM137 90H138V89H137ZM139 90L141 91L140 88H139ZM149 90H148V91H149ZM180 90L183 91L184 95H183L182 92L179 93ZM192 90H193V89H192ZM21 91H22V90H21ZM61 91H62V93H63V90H61ZM68 91H69V90H68ZM88 91H89V90H88ZM91 91H92V90H91ZM97 91H98V90H97ZM97 91H96V92H97ZM114 91H115V92H114ZM118 91H119V89H118ZM124 91H125V90H124ZM140 91H138V92H140ZM148 91H147V92L141 91V92H143V93L139 94V95L143 96L145 100H144V99L142 100L143 97H141V96H139V95H138V97H136V99H137V98H138V99L140 98L139 100L142 102L141 105H144V106H142V107H147L148 105H151V104H149V102H150V103H151V102H152V103L154 102V101H152V100H153V98H155V97L152 98L153 95H152V96L150 95V91H149V94H148V96L150 97L149 99H147V98H148L147 95H144V94H147ZM156 91L158 92V90H156ZM160 91H162V90H160ZM163 91H164V90H163ZM172 91H173L174 94L172 93ZM71 92H72V91H71ZM71 92H70V93H71ZM93 92H94V91H93ZM99 92H100V91H99ZM128 92H130V91H128ZM153 92H152V93H153ZM165 92H166V91H165ZM82 93H83V92H82ZM82 93H81V94H82ZM88 93L91 94L92 92H85V94H88ZM100 93H101V92H100ZM121 93H123V90H122ZM136 93H137V92H136ZM171 93H172V94H171ZM177 93H178V94H177ZM229 93H228L227 97L229 96ZM263 93H264V92H263ZM85 94H84V95H85ZM96 94H97V93H96ZM98 94H99V93H98ZM132 94H131V95H132ZM137 94H138V93H137ZM154 94H155V93H154ZM175 94H176V96H178V95H179V96L176 97V96H174ZM74 95H73V96H74ZM94 95H95V94H94ZM94 95H93V96H94ZM100 95H101V94H100ZM115 95H117L119 98H118L117 96H115ZM156 95H158V94H156ZM163 95H164V97H163ZM182 95H183V96H182ZM102 96H103V95H102ZM133 96H135V95H133ZM161 96H158V99H159V97H161ZM165 96H166V97H165ZM180 96H181V97H180ZM88 97H89V95H88ZM124 97H125V96H124ZM145 97H146V98H145ZM172 97H173L174 99H173ZM179 97H180V98H179ZM224 97H225V96H224ZM227 97H226V98H227ZM32 98H33V97H32ZM128 98H131V97H130V94H129ZM128 98H127V99H128ZM132 98H133V97H132ZM132 98H131V100H130V99H128V100L126 99V100H127V101H129V100L132 101V100H133ZM151 98H152V100H151ZM163 98H164V99H163ZM170 98H172V99H170ZM175 98H177V99H175ZM226 98H224V99H226ZM228 98H229V99H228L229 102H228L227 100H223V103H224V101L226 102V104L224 103L225 106L221 105V107H220V106L218 105V104H219L218 102H217L218 104H217V103L214 104V108L220 110V112L218 113V115H217L215 118L211 119V120L214 121V123H212V124H213V125H212V128H213L214 126L218 125V123H221V124H219V126H222L223 124H226V123H228V122H230V121H231L232 123H234V124H239V122H235L234 119H235V117H236V113H237V111L241 110V106H242V105H241V103H238V104L235 103V105H232L233 103H230V102H231V100H230L231 97L229 96ZM89 99H91V98L89 97ZM89 99H88V98H87V99L85 98V100H87V101H88ZM93 99H94V97H93ZM93 99H92V100H93ZM107 99H108V98H107ZM111 99H109V100H111ZM138 99H137V100H138ZM169 99H170L171 103H169V102H170ZM30 100H31V99H30ZM30 100H29V102H30ZM33 100H34V99H33ZM33 100H31V102H32ZM63 100H62V101H63ZM77 100H78V99H77ZM137 100H135V101H137ZM139 100H138V102H140ZM146 100H147V101L149 100V101L147 102V103H148L147 105H145L146 102H144V101H146ZM18 101H19V100H18ZM18 101H16L17 104H18L17 108H19V107H20L19 105L22 103V101H21V103H19ZM37 101H38V100H36V103H38L40 100H39L38 102H37ZM80 101H81V102H80ZM90 101H91V100H90ZM90 101H88V102H90ZM93 101H94V100H93ZM96 101H97V100H96ZM107 101H108V100H107ZM112 101H110V102H112ZM135 101H134V102H135ZM233 101H235V100H233ZM261 101H262V100H261ZM29 102H28V103L26 102V103L29 104ZM31 102H30V104H29V107H30L32 104H34V102H32V104H31ZM138 102H136V103H138ZM143 102H144V103H143ZM155 102H156V101H155ZM60 103H61V102H60ZM129 103H133V102H129ZM229 103H230V105H229ZM17 104H15V105H17ZM22 104H24V102H23ZM22 104H21V107L24 106V105H26V106H24L25 108H24V107H23V108L20 107L21 109H20V108H19V109H20L21 111L24 109V110H26V111H25L26 113H29V114H24V113L22 112V113L24 114V117H26L25 115H28V117L33 116V115H31V112H30L29 110H31L32 113H34L35 110L37 111V109H34V108H33V109H34V112H33V109H30V108H31V107H34L35 105H38V104H34V105L31 106L30 108L28 107L27 104H24V105H22ZM62 104H64V102H63ZM62 104H61V105H62ZM87 104H88V103H87ZM89 104H90V103H89ZM91 104H92V103H91ZM109 104H113V103H109ZM139 104H140V103H139ZM227 104H228V105H227ZM80 105H82V106H80ZM126 105H127V104H126ZM163 105H162V106H163ZM262 105L264 106L263 101H262ZM86 106H87V105H86ZM89 106H90V105H89ZM91 106H92V105H91ZM115 106H116V107H115ZM117 106H120L121 108H123V109H125V110L122 111V110H121L119 107H117ZM135 106H136V110H137V107H138V106H137V105H135ZM36 107H37V106H36ZM68 107H69V109H68ZM77 107H78V108H77ZM114 107H115V108H114ZM125 107H127V106H125ZM150 107H151V106H150ZM153 107H154V106H153ZM171 107H172L173 109H172ZM26 108H28V111H29V112L27 111ZM131 108H132V107H131ZM131 108H130V109H131ZM138 108H140V107H138ZM147 108H148V107H147ZM166 108H168V110H167ZM204 108H206V107H204ZM248 108H249V106H248ZM64 109H65V108H64ZM132 109H133V108H132ZM140 109H141V108H140ZM159 109H160V107H159ZM15 110H17V111H15ZM49 110H50V109H49ZM52 110H53V109H52ZM54 110H56V109H54ZM61 110H62V111H61ZM86 110H88V109H86ZM86 110H84L83 112H85ZM91 110H92V109H91ZM95 110H96V111H95ZM102 110H103V111H102ZM104 110H106L107 112H108V110H109V113H107V114H110V115H109L110 118L108 117V115H107V116L105 115V114H106V113H105L106 111H104ZM145 110H144V111H145ZM147 110H148V111H147ZM164 110H165V111H164ZM10 111H11V110H10ZM13 111H14V113L16 112V115H17V113L19 114V112H20V111H18V109H16L15 106H14V108H13V110H12L11 112H13ZM56 111H57V110H56ZM68 111H67V112H68ZM149 111L151 112V115H150ZM54 112H55V111H54ZM74 112L76 113V110H75ZM86 112H87V111H86ZM91 112H92V111H90V113H91ZM93 112H92V113H93ZM130 112H131V114H130ZM138 112H140V111H138ZM154 112H155V113H154ZM164 112H165V113H164ZM36 113H37V112H36ZM56 113H57V112H56ZM71 113H72V114H71ZM81 113H82V114H81ZM88 113H89V112H88ZM92 113H91V114H92ZM161 113H162V114H161ZM7 114H8V113H7ZM10 114H11V113H10ZM23 114H21V115H23ZM49 114H51V113H49ZM85 114H86V113H85ZM140 114H141V116H142V113H140ZM158 114H159V115H158ZM12 115H13V114H12ZM12 115H11V117H12ZM19 115H20V114H19ZM29 115H30V116H29ZM35 115H36V114L34 113V117H35ZM63 115H64L65 117H64ZM66 115H68V116H66ZM69 115H70V117H72V116H74V117L68 119ZM48 116H50V115H48ZM51 116H52V115H51ZM76 116H77V115H76ZM78 116H77V117H78ZM88 116L91 117V115H88ZM129 116H130V118H129ZM144 116H146V115H145V112H144V115L142 116V118H143ZM147 116H146V119H145L144 121L147 120ZM15 117H16V116H15ZM19 117H20V116H19ZM21 117H23V116H21ZM66 117H67V118H66ZM116 117L118 118V116H116ZM55 118H56V116H55ZM85 118H86V119H85ZM87 118H88V119H87ZM7 119L9 120L10 118L8 117ZM22 119L24 120V118H22ZM22 119H21V120H22ZM47 119L50 120V117L47 118ZM65 119H66V121H65ZM153 119H154V122L156 121L154 125H153L152 123H150L151 120H152V122H153ZM156 119H157V120H156ZM4 120H5V119H4ZM19 120H20V119H19ZM19 120L17 119L18 123H19ZM52 120H53V119H52ZM56 120H57V119H56ZM67 120H68V122H67ZM70 120H72L71 123H73V121L75 120V121H74V125L77 126V127H74L73 125H72V127H71V124L69 125ZM76 120H77V121H76ZM78 120H80V122H79ZM90 120H91V119H90ZM99 120H100V122H99ZM102 120H104V122L101 123ZM113 120L116 121L115 118H114ZM126 120H127V119H126ZM24 121H25V120H24ZM24 121H22V122H24ZM54 121H55V119H54ZM120 121H121V122H120ZM122 121H123V122H122ZM213 121H212V122H213ZM47 122H48V120H47ZM57 122H59V121H57ZM57 122H56V123H57ZM78 122H79V123H78ZM98 122H99V123H98ZM217 122H218V123H217ZM5 123H6V122H5ZM13 123H14V122H13ZM13 123H12V124H13ZM18 123H17V125H18ZM20 123H21V122H20ZM50 123H51V122H50ZM84 123H83V125H84ZM89 123H90V122H89ZM132 123H131V124H132ZM215 123H216V125H214ZM10 124H11V123L8 122V126H10ZM21 124H22V123H21ZM23 124H24V123H23ZM23 124H22V126H23ZM51 124H53V123H51ZM59 124H60V123L56 124V126H57V125L59 126ZM77 124H78V125H77ZM90 124H92V121H91ZM93 124H94V123H93ZM121 124H119V125H121ZM125 124L128 125L127 122H125ZM125 124H124V126H125ZM150 124H151V125H150ZM0 125H1V124H0ZM13 125H14V124H13ZM46 125H48V124H46ZM46 125H45V126H46ZM49 125H50V124H49ZM103 125H102V126H103ZM164 125H165V126H164ZM210 125H211V123H210ZM8 126H7V127H8ZM19 126H20V125H19ZM22 126H21V127H22ZM41 126H42V124H41ZM41 126H40V129H42V127H43V126H42V127H41ZM50 126H51V125H50ZM53 126H55V122H54ZM53 126H52V127H53ZM85 126H86V125H85ZM93 126H94V125H92V127H93ZM104 126H105V125H104ZM111 126H112V127H111ZM122 126H123V125H122ZM122 126H121V127L119 126V127H120V128H124V126H123V127H122ZM152 126H153V127L156 126V127L153 128ZM48 127H49V126H48ZM59 127L62 128V126H59ZM65 127H64V129H63L64 131H66ZM86 127H87V126H86ZM89 127H90V126H89ZM145 127H146V126H145ZM145 127H144V128H145ZM162 127H163L164 129H163ZM165 127H166V128H165ZM207 127H208V126H207ZM1 128H2V127H1ZM8 128H9V127H8ZM10 128H11V126H10ZM10 128H9V129H10ZM15 128H16V127H15ZM38 128H39V127H38ZM43 128H44V127H43ZM81 128H80V129H81ZM156 128H157V129H156ZM40 129H39V130H40ZM102 129H103V128H102ZM165 129H166V130H165ZM2 130H5V128H4V129L2 128ZM12 130H13V129H12ZM22 130H23L22 128H20L19 131H18V130L16 131V129H14V131H16V133H15V134H16V137H14L15 134L13 135V137H14L17 141L19 140V143H18V142H16V143L20 144L19 146L21 147V148H20V147L15 143V144L17 145V146H16V149H17V147H18V148L21 149V151H23V150L25 149V144H24V143H23V144H24V148H23V146H21V140L24 139V138H26V136H25V134H24V135L22 134V135L25 136V137L22 138V139L20 140L19 138H21L22 135H21V134H17V132L20 133ZM37 130H38V129H37ZM63 130H60V132H62ZM106 130H107V131H106ZM116 130H117V128L115 127V128H114V131L117 132ZM119 130H120V129H119ZM121 130H122V129H121ZM164 130H165V131H164ZM6 131H7V129H6ZM10 131H11V130H10ZM14 131H13V132H14ZM64 131H63V132H64ZM71 131H70V133H72ZM84 131H83V133H84ZM98 131H99V130H98ZM201 131H202V129L200 130V132H201ZM213 131L215 132V131H216V128H213ZM1 132H2V131H1ZM23 132H24V131H23ZM42 132H43V131H42ZM66 132H68V130H67ZM105 132L107 133L108 137H105V136H102V137H101V136H99L100 139H101V140H100L99 137H98V135H101V133H102V134H105ZM124 132H125V130H124L123 132H120V134H121V133L125 134ZM153 132H152V133H153ZM165 132H166V133H165ZM8 133H9V132H8ZM8 133H6V134H8ZM36 133H37V131H36ZM40 133H41V131H40ZM83 133H82V135H85V134H83ZM117 133H118V132H117ZM154 133H155V132H154ZM154 133H153V134H154ZM4 134H5V132H4ZM6 134H5V135H6ZM11 134H12V133H11ZM37 134H39V133H37ZM140 134H141V135H140ZM17 135H18V136L21 135V136L18 138ZM41 135H42V133H41ZM60 135H62V136H60V137H63V138H61L60 143H61V144H62L63 142L65 143V141L62 142V139H64V138H65V140H66V142H67V143H65V144H67V147L69 148V150H68V152H67V150H65V151H66L68 154H69V152L71 153V151H72V153H73V151H74V153H76L75 151H77L76 154H78L81 150H83V152L81 151L79 155H82V153H84V154H85V153H87V154L89 153V148H88V152L85 151L86 149L84 150V148H86L85 143L87 144V142H85L83 139H82V140H83L85 143L82 144V142H81V143H80V144H82L81 147L79 148V145H78V148H79V149H77V148H75V147H76V143L74 142L77 138L74 139V141H72V138L74 137L73 135L71 136L72 138H70V135L68 136V133L65 134V132H64L63 134L60 133ZM74 135H75V134H74ZM77 135H78V134H77ZM77 135H76V136H77ZM80 135H81V134H80ZM80 135H78V139L76 140V141H78V142H80L79 140L81 139V136H82V135H81V136H80ZM117 135H118V134H117ZM144 135H145V136L147 135L146 132L144 133ZM1 136H2V133H1ZM79 136H80V137H79ZM139 136H141V137H139ZM145 136H143V137H145ZM3 137H4V136H3ZM82 137H83V136H82ZM138 137H139L140 139H139ZM146 137H148V136H146ZM17 138H18V139H17ZM74 138H75V137H74ZM79 138H80V139H79ZM83 138L86 139L87 137L85 138V136H84ZM9 139H10V138H9ZM15 139H13V140H15ZM28 139H29V138H27V140H28ZM145 139H146V138H145ZM87 140H86V141H87ZM91 140H92V141H91ZM108 140H109V139H108ZM110 140H111V139H110ZM122 140H123V138H122ZM137 140H138V143H139V144L137 143ZM9 141H11V143L14 142V141H12V139H10ZM23 141H25V142L28 144L30 140H29L28 142H27L26 140H23ZM146 141H147V139H146ZM146 141H145V142H146ZM243 141H244V140H243ZM31 142H32V141H31ZM31 142H30V143H31ZM43 142H44V141H43ZM71 142H73V143H71ZM107 142H108V141H106V143H107ZM145 142H144V143H145ZM240 142H241V145H243L242 140H241ZM41 143H42V142H41ZM116 143H117V144H116ZM144 143H143V144H144ZM166 143H168V144L166 145ZM27 144H26V147H28ZM73 144H74L75 146H74ZM107 144H109V143H107ZM121 144H122V145H121ZM146 144H148V143H146ZM234 144H235V143H234ZM97 145L99 146V148L97 147ZM115 145H116V146H115ZM120 145H121V146H120ZM141 145H142V144H141ZM144 145H145V144H144ZM144 145H143V146H144ZM163 145H161V147H163ZM196 145H197V141H196V140H193V142H192V146H193V147H194V146L196 147ZM237 145H238V144H237ZM244 145H245V143H244ZM244 145H243V146H244ZM262 145H263V144H262ZM29 146H30V145H29ZM32 146H34V145H32ZM39 146H41V145H39ZM60 146H61V145H59V147H60ZM89 146H90L91 149H92V147H94V145H93L92 147H91V145H89ZM110 146H109V147H110ZM13 147H15V146H13ZM13 147H12L11 150L14 151L15 149H13ZM42 147H43V145H42ZM50 147H52V146H50ZM61 147H63V149H67V147L64 148L65 145H62ZM136 147H137V148H136ZM138 147H139V148H138ZM144 147H145V146H144ZM148 147H149V145H148ZM171 147H172V148H171ZM173 147H174V148H173ZM262 147H264V145H263ZM10 148H11V147H10ZM10 148H9V149H10ZM22 148H23V149H22ZM28 148H30V147H28ZM28 148H27V149H28ZM40 148H41V147H40ZM43 148H44V147H43ZM113 148H114V149H113ZM132 148H135V149L133 150V152H134L135 154H138V156L135 155V158H133L134 156H131V153H133V152H132ZM202 148H203V147H202ZM202 148H201V149H202ZM20 149H18V151H20ZM91 149H90V150H91ZM96 149L94 148V150H96ZM136 149H137V150H136ZM142 149H143V148H142ZM142 149H141L140 151H143ZM145 149H147V146H146V148H144V152H145ZM172 149L175 150V151H177V152L173 151ZM199 149H200V147H199ZM199 149H198V150H199ZM201 149H200L199 151H201ZM42 150H43V149H42ZM61 150H62V148L60 149V152H62ZM70 150H71V151H70ZM79 150H80V151H79ZM101 150H100V152H102ZM135 150H136V151H135ZM169 150H171V151H169ZM18 151H16V152H18ZM49 151H50V150H49ZM65 151H64L63 153H65ZM84 151H85V152H84ZM91 151H93V150H91ZM91 151H90V152H91ZM96 151H97V150H96ZM96 151H95V152H96ZM98 151H99V150H98ZM98 151H97L95 154H93V155H96V154L98 155ZM103 151H104V150H103ZM124 151H123V152H124ZM146 151H148V149H147ZM199 151H197V152H199ZM202 151H204V149H203ZM24 152H26V150H25ZM50 152H51V151H50ZM114 152H115V153H114ZM123 152H122V153H123ZM13 153H14V152H13ZM67 153H66V154H67ZM72 153H71V154H72ZM74 153H73V155H74ZM93 153H94V152H93ZM102 153H103V152H102ZM102 153H100V154H102ZM105 153H106V152H105ZM128 153H129V154H128ZM205 153H206V152H205ZM205 153H204V155H205ZM18 154H19V152H18ZM20 154H21V152H20ZM23 154L25 155V153H23ZM23 154H21V155L23 156ZM34 154H35V153H34ZM59 154L61 155V153H59ZM59 154H58V155H59ZM76 154H75V158H73V155L71 156L70 154H69L68 156H69V157L71 156V157H70L71 159H75V163H74V164H77V163L79 164V162H78L79 159H77V158H78V157H77L78 155H76ZM84 154H83V157L87 156V154H86L85 156H84ZM100 154H99V155H100ZM106 154H107V153H106ZM108 154H109V156H110L109 159H110L111 163H112L113 161L116 162V161L118 160V157L120 156V155H117V154H116V155H112V154L110 155V153H108ZM123 154H124V153H123ZM170 154H172V155H170ZM173 154L176 155V156H174ZM36 155H37V154H36ZM60 155H59V156H60ZM93 155L89 154L88 157H89V156L92 157V160H93V158L95 157V156L93 157ZM97 155H96V156H97ZM99 155L97 156L98 158L105 156V155H103V156H101V155L99 156ZM132 155H134V154H132ZM168 155H170V156H168ZM177 155H178L180 158H179ZM14 156H15V154H14ZM22 156H20L21 159H23ZM65 156H66V155H65ZM65 156H64V157L62 156L63 158H62V157H60V158H62V160L65 159V158H67V159L69 158V157H67V156L65 157ZM113 156H114V157H113ZM115 156H116V157H115ZM205 156H206V155H205ZM218 156H219V155H218ZM218 156H217V157H218ZM11 157H13V156H11ZM15 157H18V158H19V156H15ZM83 157H82L81 159H83ZM111 157H112L113 159H112ZM175 157H176V158L178 157V160H177ZM208 157H210V156H207V158H208ZM217 157H213V158H215V160H214V159H213V160L216 161ZM8 158H10V157L8 156ZM18 158H16V160H17ZM24 158H25V159H23V160H26V159H27L26 155L24 156ZM38 158H39V156L37 157V159H38ZM70 158H69V159H70ZM79 158H80V156H79ZM85 158H86V157H85ZM98 158H97V159H98ZM104 158H105V157H104ZM173 158H175V159L173 160ZM181 158H182V160H181ZM202 158H203V159H202ZM28 159H29V158H28ZM28 159H27V160H28ZM67 159H65V161H67ZM69 159H68V161H69ZM81 159H80V160H81ZM107 159H108V157H107ZM115 159H116V160H115ZM179 159H180V160H179ZM184 159H185V160H184ZM8 160H9V163H8L9 165L11 164V163H10V160H12V163H13V158L8 159ZM76 160H78L77 163H76ZM84 160L86 161L87 158L84 159ZM88 160H89V159H88ZM99 160H100V159H99ZM103 160H104V159H103ZM103 160H100V161H103ZM105 160H106V159H105ZM112 160H113V161H112ZM183 160H184V161H183ZM209 160H210V159H209ZM217 160H218V159H217ZM6 161H7V160H6ZM14 161H15V160H14ZM20 161H21V160H20ZM20 161H19V162H20ZM45 161H47V159H46ZM68 161H67V162H68ZM70 161H72V160H70ZM70 161H69V162H70ZM73 161H74V160H73ZM73 161H72V164H73ZM85 161H84V162H85ZM93 161L95 162V160H93ZM93 161H92V162H93ZM106 161H109V160H106ZM110 161H109V162H110ZM156 161H157V162H156ZM178 161H183V162H182V163H181V162L178 163ZM199 161H200V164H199ZM201 161H202V162H201ZM206 161L209 162L208 159H207ZM17 162H18V161H17ZM17 162L15 161L14 163H15V164H18ZM21 162H22V161H21ZM25 162H26V161H25ZM25 162H24V163H25ZM87 162H88V161H87ZM109 162H107V163H109ZM169 162H170V163H169ZM207 162H206L205 164H207ZM212 162H213V161H212ZM212 162L209 163V165H214V163H216V162H214V163L212 164ZM64 163H65V162H64ZM96 163H99V162H96ZM159 163H160V164L162 163V164L160 165ZM20 164H23V163H19L18 166H16V165H14V166L17 167V168L21 166L20 168H22V165H20ZM25 164H26V163H25ZM25 164H23V166H24ZM27 164H28V163H27ZM30 164L34 165L33 163H30ZM30 164H29V165H30ZM42 164H44L43 166H45V167L47 166V165H45L46 162H44V163H42ZM42 164H41L40 166H42ZM49 164H50V165H49ZM70 164H71V163H70ZM93 164H94V163H93ZM116 164H117V163H116ZM163 164H164V166H162ZM180 164H181V165H180ZM182 164H184V165H182ZM205 164H204V165H205ZM4 165H5V164H4ZM6 165H7V162H6ZM9 165L4 166V167H5V168L7 167L6 169H8V168H9V167H8ZM12 165H13V164H12ZM80 165H81V164H80ZM100 165H101V163H100ZM100 165H98V166H100ZM109 165H110V164H109ZM109 165H106V166H108V169H110V166H109ZM114 165H115V164H114ZM176 165H178V166H176ZM25 166H26V165H25ZM40 166H39V167H40ZM43 166H42V167H43ZM60 166H61V165H60ZM76 166H78V165H76ZM76 166H75V168H76ZM81 166H83V165H81ZM81 166H80V167H81ZM95 166H96V164H95L94 166H91V167H94V168L97 169L98 167H95ZM205 166H206V165H205ZM27 167H28V166H27ZM39 167H38V168H39ZM48 167H46L47 170H48ZM69 167H70V166H69ZM71 167H72V165H71ZM73 167H74V166H73ZM80 167H79V168H80ZM100 167H101V166H100ZM112 167H114V166H112ZM141 167H142V168H141ZM163 167H164V168H163ZM166 167H168V168H167L168 170L165 169ZM209 167H210V166H209ZM12 168H14V167L11 166V169H12ZM17 168H16V172H17ZM20 168H19V169H20ZM24 168H25V167H24ZM30 168H32V167H30ZM40 168H41V167H40ZM54 168H57V170L55 169L56 171L53 170L54 172H51V170L54 169ZM61 168H62V169H61ZM79 168H78V169H79ZM94 168H92V169H94ZM143 168L147 170V173H146V174H144V173H145L144 171L142 172V169H143ZM147 168H149V170H148ZM171 168H172V169H171ZM204 168H205V167H204ZM0 169H1V167H0ZM102 169H101V171L103 172ZM140 169H141V170H140ZM144 169H143V170H144ZM170 169H171V170H170ZM205 169H208V168L206 167ZM22 170H23V168H22ZM22 170L20 169L19 171H22ZM24 170H25V169H24ZM24 170H23L22 172L25 173ZM27 170H28V168H27ZM35 170L38 171V169H36V168H35ZM35 170H34V171L31 170V171H33V173H34ZM40 170H41V169H40ZM40 170H39V171H40ZM62 170H64V171H62ZM70 170H71V171H72V170L75 171V174H76L78 177L75 176V174L73 175L72 173H70V172H71ZM89 170L91 171V169H89ZM99 170H100V169H99ZM159 170H161V172H159ZM164 170H165V171H164ZM1 171H2V170H1ZM6 171L8 172V170H5V172H4V168H3V173H5V177H6V174H7ZM12 171H13V169H12ZM148 171H149V172L152 171V172L149 173ZM163 171H164V172H163ZM198 171H200L201 174H203V175H197V174H198ZM88 172H89V171H88ZM88 172H87V173H88ZM96 172H97V171H96ZM121 172H122V174L120 175ZM168 172H169V174H170V173H171V174L169 175ZM172 172H173V173H172ZM200 172H199V174H200ZM12 173H13V172H11V174H12ZM17 173H19V172H17ZM26 173H27V172H26ZM29 173L31 174L32 172H29ZM33 173H32V174H33ZM45 173H44V174H45ZM67 173H68V175H67ZM97 173H98V172H97ZM99 173H100V172H99ZM32 174H31L30 177L33 176ZM57 174L60 175V177L58 176L60 180L57 179V178H56V179L54 178V177H57ZM71 174H72V175H71ZM149 174H150V175H149ZM3 175H4V174H3ZM17 175H18V174H17ZM20 175H21V172H20ZM25 175H26V174H25ZM34 175H35V174H34ZM66 175H67V177H66ZM1 176H2V174L0 175V178H2ZM10 176H11V175H10ZM14 176H15V173H14ZM14 176H13V177H14ZM21 176H22V175H21ZM21 176H19V177H21ZM71 176H72V177H71ZM87 176H88V175H87ZM100 176H101V174H100ZM103 176H104V175H103ZM136 176H137V177H136ZM196 176H197V177H196ZM19 177L17 176L16 179L19 180ZM27 177H28V179H30V182H32L33 179L36 180L34 177H33V178H29V174H28ZM37 177H38V176H37ZM41 177H42V178H41ZM65 177H66L67 179H68V178H69V179L67 180ZM74 177H73V178H74ZM98 177H99V176H98ZM126 177H125V178H126ZM169 177H170V178H169ZM190 177H191V179H190ZM8 178H9V179H12V177H11V178L8 177ZM22 178L24 179V174H23V177H22ZM22 178H21L19 181H16V182L14 181V182L17 184V186H18V183H20V181H21V182H24V181H25V183H26L27 181L29 182V180H27V181H26V180L22 181ZM40 178H41V179H40ZM44 178H45V177H44ZM104 178H105V177H103V180H104ZM132 178H131V179H132ZM135 178H137V179H135ZM3 179H4V178H3ZM3 179H0V181L2 180L1 182H3ZM5 179H6V178H5ZM5 179H4V181H5ZM9 179H7V180H9ZM16 179L14 178V180H16ZM25 179H26V178H25ZM31 179H32V180H31ZM54 179H55V180H54ZM107 179H109V181H107ZM116 179H117L116 181H118L119 183H121V185H122L123 182H125V180H123L124 178L122 179V182H120V179H119V180H118V178H116ZM133 179H132V180H133ZM145 179H146L147 181L150 180L151 185H152L153 188L150 186V183H149L150 188H148V189L145 190V188H147V186H148V183L145 184V183L147 182V181H145ZM148 179H149V180H148ZM37 180H36V181H37ZM58 180H59V181H58ZM65 180H66L67 182H66ZM105 180H104V181H105ZM126 180L128 181V179H126ZM129 180H130V179H129ZM193 180H191V181H193ZM127 181H126V182H127ZM195 181H196V180H195ZM195 181H194V182H195ZM28 182H27V183H28ZM30 182H29V184H32V185H33V184L35 185V183H36V182H33V183H30ZM64 182H65V183H64ZM5 183H6V181H5ZM7 183H8V184H7ZM7 183L5 184V186H6V185H7V186H6L5 188L3 187V188H2V191H1V188H0V192H3V191H4V193L8 195L9 193H6L5 190H8V189H9V191H11V190H15L16 188L13 189V187H14V186H13V182L11 183V182L7 181ZM15 183H14V184H15ZM25 183H24L23 186H25ZM44 183H43V188H44ZM71 183L69 184L70 187H71V185L74 184V183H72V184H71ZM91 183H90V184H91ZM107 183L110 185L109 188L106 187V184H107ZM129 183H130V182H129ZM140 183H141V185H140ZM143 183H144V184H143ZM16 184H15V185H16ZM21 184H22V183H20L19 185H21ZM59 184H60V185H59ZM80 184H78V185L80 186ZM97 184H98V185H101L100 188L97 186ZM116 184H117V182H115V186L118 187V184H117V185H116ZM124 184H126V183H123V185H124ZM160 184H161V183H160ZM0 185H1V184H0ZM3 185H4V183H2L1 187H2ZM34 185H33V187L36 188V185H35V186H34ZM64 185H65V186H64ZM74 185H75V184H74ZM74 185H73V186H74ZM121 185H120V186H121ZM123 185H122V186H123ZM142 185H143V186H142ZM12 186H13V187H12ZM17 186H15V187H17ZM27 186H28V185H26V187H27ZM30 186H31V185H30ZM73 186H72V187H73ZM112 186H113V188H114L115 191L110 192V194H109V193L104 194L105 196H103V195L101 194L102 196L99 195V199H100L101 202H102V200H105V202L108 201L107 204H109V203L111 202L110 205H109V208H110V206H111V209L115 210V211L111 210V211L113 212V214H114L115 216H116V215H118V216L114 217L113 214L109 215L108 213H109L110 210H108V208H107V210L105 209L107 206L104 208V211L102 210L104 213H102V212L100 213V212H99L101 209L96 210L97 208L100 207V205L102 206V208L104 207V205H102L104 202H102V204L100 203V205H98L99 207H97V208H96L97 205H95V208H96V209H93L94 206H92L93 213H91L90 218H91L93 221H96V219L99 220V221H96V222H97V224L100 225V224H103V222H102L103 220L101 221L100 218H101V217H102V218L105 217L103 214L109 215V216H111V219L113 220V222H112V220H111L109 217L106 216L107 219L109 218V219L111 220V221H108V222H109V225H110V224L112 225L113 223L115 224V225L113 224V225H114V228H113V229L111 228V229L114 230V231H118V230H119V228H118V224H120L119 222H121V220H122V222H125V221L127 222V219H128V218L126 219V217H127L126 214L128 213V210L131 211V209H132V210L135 209V210L137 211L138 208H136L137 205L135 206V204H133V205L131 204L132 206H130L129 208L126 207L127 209H125V210H124V209L121 210V209L118 207L119 205L117 206L114 202H117V201H121V200H123L124 196L127 198V195H126L127 191H124V188L119 190V189H117L114 185H112ZM120 186H119V187H120ZM122 186H121V187H122ZM124 186H125V185H124ZM185 186H187V188H186ZM11 187H12V189L10 190ZM41 187H40V186H37V189H38V188H39V189L37 190V189L34 188V190H35V193H36V194L39 192V195L42 196V199H41V197L38 196V194L35 195V196H33V197H35V198H39V199H40L39 202H40V205H41V206H40L39 204H37L38 201H37V202L35 201V200H37V199L34 198V199H35V200H34L32 197H29V198H32V199L36 202V204H34L35 202H33V205H36L37 208H36V207H35V208H36L37 212H36V210H35V208H34V209H33V210H34L33 213H35V214H33V215H36L37 218H39L38 215H40V216L42 215L43 218H44V219H43L44 222L47 223V222L45 221V217H46V215H44L45 213H40V212H38V210L42 211V210H41L40 208H38V207H41V208H42V204H43V208H45V207H44V206H45L44 203H46V206H47V202H48V200H49L48 197L50 198L51 195H50V193H48L50 196H48V195L46 194L47 196H45V197H46L48 200L45 201V202L43 203L42 201H44L45 199H44V196H43L42 194L47 193V192H44V191H47L46 188H48V185H47V187L45 186L46 188H45L44 190H41V189H40ZM62 187H66V189L63 188V190H62L63 192H61V191L59 190V189H62ZM72 187L69 188V190H73V189H75V187H74L73 189H72ZM86 187L89 188L90 185H89V186L86 185ZM97 187H98V189H97ZM17 188H18V187H17ZM21 188H23V187L20 186L18 189H19V191L21 190L20 192L22 193L24 189L22 190ZM58 188H59V189H58ZM81 188H82V187H81ZM81 188H80V189H81ZM94 188H93V189H94ZM113 188H112V189H113ZM18 189H17V190H18ZM53 189H52V190H53ZM56 189H58V190H56ZM139 189L141 190L140 192H142V191L145 190V193H146L147 195L145 196V193H144V196H143V193H142V196H140L141 193H139ZM155 189H154V190H155ZM26 190H28V189L25 188V190H24V194L22 193V194H19V195H16V194L14 195V196H16V199H18L19 207H21V206H20L21 204H24V203H25L26 197H28V195L31 194V193H29V194L27 195V192L25 193ZM29 190L31 191V188H29ZM55 190H56V191H55ZM65 190H66V192H65ZM117 190H118V191H117ZM125 190H126V189H125ZM156 190H157V189H156ZM19 191H17V193H18ZM36 191H38V192H36ZM40 191H41V192H40ZM48 191H49V190H48ZM78 191H79V190H78ZM86 191H88V190L86 189ZM110 191H111V190H110ZM121 191H124V194H122ZM128 191H129V190H128ZM11 192H13V191H11ZM11 192H10V193H11ZM20 192H19V193H20ZM28 192H29V191H28ZM55 192H57V193H55ZM58 192H60V193H58ZM75 192H77L76 189H75V191L73 192L74 195L76 194ZM80 192H81V193H80L81 195H79V194H78V195H79V196H82V192H83V191H80ZM84 192H85V191H84ZM90 192H91V191H89V193L87 192V193H88V196H89ZM102 192H103V191H102ZM102 192H101V193H102ZM173 192H174V193H173ZM4 193H3V194H4ZM14 193H16V192H14ZM66 193H69V194H66ZM73 193H72V194H73ZM77 193H78V192H77ZM87 193H86V194H87ZM120 193H121V194H120ZM11 194H12V193H11ZM58 194H59L60 196H59ZM84 194H85V193H83V195H84ZM91 194H92V192H91ZM108 194H109V195H108ZM111 194H113V195H111ZM119 194H120V195H119ZM131 194H132V193H131ZM152 194L154 195V193H152ZM76 195H77V194H76ZM76 195H75V197H76ZM92 195L95 196L94 194H92ZM156 195H155V196H156ZM165 195H164V196H165ZM167 195H166V196H167ZM1 196L4 197V195H2V194H1ZM1 196H0V197H1ZM8 196H9V195H8ZM17 196H18V198H17ZM29 196H31V195H29ZM36 196H37V197H36ZM90 196H91V195H90ZM97 196H98V194H97ZM97 196H95V197H97ZM116 196H117V198L120 197V196H122V197H120V198L117 199ZM131 196H132V195H131ZM131 196H130V197H131ZM214 196H216V195L214 194ZM3 197H1L0 200H3ZM58 197H56V198L58 199L57 203L52 202V203L55 204V205H53L52 207H51V205H52L51 202H49L51 205H49V203H48L49 207H51V209L49 210L48 213H51L50 211H52L53 209H54V212H53V213L56 214V212H57V213L59 212V208L56 207V205L62 204L61 201H62V202H64V201H63V199L60 200ZM73 197H74V196H73ZM73 197H70V195L68 196L69 199H70V198L73 199ZM77 197H78V196H77ZM83 197H84V196H83ZM137 197H133V198H135V199H134V202L137 200V199H136ZM152 197L155 199L154 196H152ZM159 197H160V196H159ZM216 197H217V196H216ZM8 198H10V196H9ZM8 198H7V200H5V201H8V200H9ZM12 198H13V196H12ZM12 198H11V201H13ZM62 198H64V196H63ZM65 198L67 199V197H65ZM65 198H64V200L66 201ZM78 198L81 200L80 197H78ZM84 198L86 199V195H85ZM84 198H83V200H82V201H86V202H84V205H85V203H88V204H89V202H90V201L92 202V200L94 201V199H93L94 197H92V200L90 199L89 202L87 201L89 198H87L86 200H84ZM111 198L115 199V201H114L113 199H111ZM133 198H132V199H133ZM148 198H146L145 200L147 201ZM4 199H5V198H4ZM16 199H15V200H16ZM32 199H31V200H32ZM39 199H38V200H39ZM51 199H52V198H51ZM51 199H50V200H51ZM69 199H67V200H69ZM72 199H70V201H71ZM109 199H110V201H109ZM119 199H121V200H119ZM140 199H139V200H140ZM161 199H162V197H161ZM19 200H20V202H19ZM22 200H24V203L21 202ZM28 200H29V199H28ZM33 200H32V201H33ZM55 200H56V199H55ZM128 200L130 201V199H128ZM152 200H153V199H152ZM155 200H156V199H155ZM155 200H153V203L156 202ZM162 200H163V199H162ZM164 200H165V198H164ZM164 200H163V201H164ZM26 201H27V200H26ZM32 201H30V202H31L30 205H32ZM77 201H79V200H77ZM95 201H96V198H95ZM95 201H94V203H95ZM123 201H125V198H124ZM137 201H138V200H137ZM137 201H136V202H137ZM141 201H140V202H141ZM149 201H150V200H149ZM157 201H158V198H157ZM13 202H14V201H13ZM13 202H12V204H13ZM55 202H56V201H55ZM73 202H74V203L76 202V198H75V201H73ZM97 202H99V201H97ZM142 202H141V203H142ZM158 202H159V201H158ZM158 202H156V203H158ZM20 203H21V204H20ZM27 203H28V202H27ZM71 203H72V202H71ZM78 203H80V201H79ZM78 203H76L77 206H79ZM112 203H113V204H112ZM130 203H131V202H130ZM143 203H142V204H143ZM162 203H163V202H162ZM162 203H161V204H162ZM9 204H10V201H9ZM16 204H17V203H16ZM65 204H67V203L62 204V206L64 205V208H66V207H68V206H71V204L69 203L70 205L68 204V206L65 207ZM72 204H73V203H72ZM88 204H86V205L88 206ZM95 204H96V203H95ZM98 204H99V203H98ZM105 204H106V203H105ZM107 204H106V205H107ZM111 204H112V205H111ZM125 204H126V203H125ZM136 204H137V203H136ZM142 204H138V205H140V208L142 207V206H141ZM144 204H145V203H144ZM161 204H160V205H161ZM221 204H222V203H220V201H218V202H217V201H216V202H213L212 206L210 207V209L212 210V213H213V215H211V216H212V219L210 218V215H206V214H205V215L202 216V218H201L200 215H199V217H198V215L196 214V215H194V216H197V217H193V220L196 221L197 224H198V225H201V226H202L201 222H202V220H203V226H202V227H205V232L207 233V234H205V233H203V234H204L205 236H208V237L210 238V240H214V242L216 243V245H218V243H217L216 241H218L219 243H221V241H223V239L225 238V240L221 243V244H223V245L226 247V248H225V253L227 252L226 249H228V247H229V243H231V241L235 240V241H233V242H234V245H235L236 239H237V240H238V239H241L242 243L238 242V243H240L241 246H242V244L244 245V244L247 242V243H248V244H246L247 246L245 245L243 248H244V249L248 248L247 251H248L250 254L247 253V251H246V253H247L248 255H250V256L246 255V257L248 256V257H247V258H249L248 260H250V259H252V260H251V263H250V261H249V262H246V263L252 264V263L254 262L253 260H255L256 257H255V256L253 257V254H251V252H250V251L252 250L251 248L253 247V248H256V249H257V248H263V249H264V245H263V246H259V245H257L258 242L261 243V242L263 241L262 239L264 238V237H263L264 235H262V237H263V238L261 237L262 239H260V236H259V235H260V234H264V227H263V229H262V230H263L262 233H261V231H259L260 228H259V229L257 228V230L259 231V232H258V231H257V232L260 233V234L258 235V237H259L258 240H260V241L262 240L261 242L258 241V242L256 243V241H257V240H256V237H257V234H258V233H257L256 235L254 234L256 231H254V227L252 228V226H251L246 232H244L245 234H237V235H233V232L230 233L229 230H226V227H227V226H226V220H225V216H224L225 213H223V212L225 211V209H224L225 207L223 208L224 210H222V207H223L222 205H223V204H222V205H221ZM13 205H14V204H13ZM38 205H39V206H38ZM86 205H85V206H86ZM90 205H94V204H90ZM126 205H127V204H126ZM129 205H130V204H129ZM163 205H164V204H163ZM9 206H10V205H9ZM15 206H16V205H15ZM17 206H18V205H17ZM17 206H16V209H17ZM25 206H26V205H22V207H21L22 210H21V209H18V211L21 210V212L19 211V213H18V211L13 210V212L15 211L14 214H15V213H17V214H21V215H22V218H23V214H24L25 211H26V207H25ZM60 206H61V205H59V207H60ZM73 206H74V204H73ZM77 206H76V207H77ZM85 206H84V207L81 206V208H84V209L79 208L81 211H83L82 213H84V214H85V211H84V210H86V209H85ZM156 206H158V207H156L155 209H158V208H159V204H158V205L156 204ZM49 207H48V208H49ZM76 207L74 206V208H76ZM79 207H80V206H79ZM124 207H125V205H124ZM161 207H162V206H161ZM196 207H197V206H196ZM196 207H195V208H196ZM8 208H9V207H8ZM23 208H25V211H23ZM31 208H32V207H31ZM43 208H42V209H43ZM64 208H63V209H64ZM74 208L71 206V208L68 207L69 210L66 209L68 212H65V214L67 213V217H66V216H65V217L63 216L64 219H66L65 221L63 220L64 222L67 223V222L69 221V223H71V222H70L71 219H74V218H75L76 215H75V216H74V215H73V216H68L69 213H71V215H72V212H73L72 210H73ZM77 208H78V207H77ZM86 208H88V207H86ZM89 208H91V207L89 206ZM89 208H88V209H89ZM140 208H139V210H138L139 212H140ZM186 208H187V209H186ZM11 209H12V205H11ZM45 209H47V208H45ZM45 209H44V210H45ZM61 209H62V208H61ZM71 209H72V210H71ZM159 209L161 210L162 208H159ZM159 209H158V210H159ZM163 209H164V208H163ZM163 209H162V211H163ZM196 209H197V208H196ZM196 209H195V212H197V210H200L201 208H200V209H197V210H196ZM227 209H228V208H227ZM7 210H8V209H7ZM44 210H43V211H44ZM66 210H65V211H66ZM70 210H71V211H70ZM80 210H77V211L80 212ZM89 210H91V209H89ZM89 210H88V211H89ZM117 210H118V212H116ZM135 210H133V211H135ZM191 210H192V208H190V211H189V212H192ZM201 210H203V209H201ZM74 211H75V209H74ZM95 211H96V212H95ZM133 211H132V212H133ZM9 212H10V211H9ZM13 212H10V213H12V215H13ZM45 212H47V211H45ZM60 212H61V211H60ZM60 212H59V213H60ZM75 212H76V211H75ZM75 212H74V214H75ZM90 212H91V211H90ZM90 212H89V214H90ZM114 212H115V213H114ZM141 212H144V211H141ZM160 212H161V211H160ZM179 212H180V211H179ZM37 213H38V215H37ZM48 213H46V214H48ZM61 213L64 214V211L61 212ZM96 213H97V214H96ZM98 213H99V216H98ZM110 213H111V212H110ZM125 213H126V214H125ZM137 213H138V212H137ZM156 213H157V212H156ZM162 213H163V212H162ZM164 213H165V212H164ZM180 213L183 214L182 217H184V214L186 215L185 212H184V213L180 212ZM180 213H179V215H180ZM187 213H188V212H187ZM199 213H200V212H198V214H199ZM201 213H202V212H201ZM206 213H207V212H206ZM212 213H211V214H212ZM63 214H61V215H63ZM89 214H88V212H87V213L85 214V216H88ZM93 214H94L95 216H94ZM100 214L102 215L101 217H100ZM123 214H125V215H123ZM133 214H134V212H133ZM191 214H192V213H190V215H191ZM202 214H203V213H202ZM202 214H201V215H202ZM10 215H11V214H10ZM33 215L31 214V216H30L29 219H21V220H22V221L25 220V222H24V221H23V222H24V224L26 223L27 226H28L27 222L30 223V224H31V222H35L34 224H35V225L37 224V227H35V228H38V226H39V228H41V227H40V224H42L43 222H40V219L35 218V216H33ZM51 215L55 216L54 214H51ZM57 215L59 216V214H57ZM61 215H60V216H61ZM77 215L79 216L80 214H77ZM122 215H123V217H122ZM129 215H130V212H129ZM134 215H135V214H134ZM159 215H160V214H159V212H158L157 216H159ZM164 215H165V214H163V216H164ZM13 216H14V215H13ZM13 216H12V217H13ZM42 216H41V217H42ZM49 216H50V215H49ZM49 216L47 215L48 220L52 219V220L54 221L53 216H51L52 218L49 217ZM58 216H55V217L58 218ZM78 216H77V217H78ZM81 216H82V214L80 215V218H79V219L76 217V218L78 219V223H79V220H80V219H81V220L83 219V221L80 220V221H81V224H82V222H84V221H88V219H90L89 217H87L88 219H86V218L84 219L85 216H84L83 218H81ZM91 216H93V218H92ZM96 216H98V217H96ZM103 216H104V217H103ZM120 216H121V218H118V217H120ZM124 216H126V217L124 218ZM131 216H132V215H131ZM160 216H161V215H160ZM167 216H168V213H166V217H167ZM169 216H170V215H169ZM205 216H206L207 218H206ZM208 216H209L210 219L208 218ZM14 217H15V216H14ZM16 217H17V216H16ZM16 217H15V218H16ZM106 217L104 218V220L106 219ZM112 217H113V218H116V219L118 218L117 220L115 219L118 223H115V220H114ZM128 217H129V216H128ZM133 217H134V216H133ZM161 217H162V216H161ZM179 217H181V216H178V218H179ZM182 217H181V218H182ZM191 217H192V215H191ZM204 217H205L206 219H208V220L204 219ZM47 218H46V219H47ZM49 218H50V219H49ZM102 218H101V219H102ZM123 218H124L125 220H124ZM162 218H163V217H162ZM188 218H190V216H186V220H185V217H184L183 220H184V221H187V220H188V222H186V223H187V224H190L191 226L194 225V227H190V225H189L190 229H194V231H199V228H200V227H199L198 230H197V228L195 227V226H197V224H196V223H193L194 221L192 222V223H193V224H192V223H191V220L188 219ZM200 218H201V219H200ZM58 219H59V221H60V218H58ZM62 219H63V218H62ZM62 219H61V220H62ZM107 219H106V220H107ZM179 219H180V218H179ZM26 220H27V221H26ZM131 220H133L132 217H131ZM18 221H19V219H18ZM22 221H20V222H16V225H15V226H14L15 223L12 224V225L14 226V229H13V226L11 225L12 229H13L14 231H16V230L19 231L20 228L22 229V228H23V225H20V228H19V225H17V223L21 224ZM37 221L40 223L39 225H38ZM55 221H56V219H55ZM57 221H58V220H57ZM63 221H61V223L58 224V225H60L59 227H58V225H55V224L53 225V223H51V225H53L54 228H55V226H56L57 229L59 228V230H60L61 228H63V227H62L63 225H61ZM93 221H92V222H93ZM128 221L130 222V220H128ZM204 221H206V222H204ZM207 221H210V222H207ZM23 222H22V224H23ZM51 222H52V221H51ZM72 222H73V221H72ZM89 222H90V223H87V222H85V223H87V225H88V224H91V225H89V226L91 227L92 224H94V222L91 223L90 220H89ZM101 222H102V223H101ZM104 222H105V224H104L105 226H104V227H106L107 231H109V233H110V232H111V231H110L111 229H110V228L108 229V227H109V226H108V222H107V224H106V221H104ZM126 222H125V225H127ZM129 222H128V223H129ZM48 223H50V222H48ZM48 223H47L48 226L44 224L45 226H47V228L50 227V224H48ZM69 223H67V224H69ZM85 223H83V224H85ZM199 223H200V224H199ZM206 223H207V224H206ZM64 224H65V223H64ZM71 224H72V223H71ZM71 224H69V226H70ZM74 224H75V222L73 223V225H74ZM123 224H124V223H123ZM123 224L121 223V225H123ZM129 224L131 225V222H130ZM129 224H128V225H129ZM85 225H86V224H85ZM87 225H86V226H87ZM113 225H112V226H113ZM6 226H7V225H6ZM16 226H17L19 229H18ZM30 226H32V225H30ZM33 226H34V225H33ZM41 226H43V225H41ZM45 226H44V227H45ZM53 226H51V229H52ZM76 226H77V222H76ZM102 226H103V225H102ZM102 226L100 225L99 228L102 227ZM7 227H9V226H7ZM24 227H26V226L24 225ZM65 227H66V229L68 228L67 226H65ZM74 227H75V226H74ZM77 227H80V224H79V226H77ZM77 227H76V228H77ZM81 227H82V226H81ZM81 227H80V228H81ZM202 227H201V228H202ZM15 228H17V229L15 230ZM29 228H30V227H29ZM32 228H33V227H31V229H32ZM71 228H73V227H71ZM71 228H70V229H71ZM85 228H86V227H85ZM88 228H89V227H88ZM91 228H92V227H91ZM95 228H96V227H95ZM99 228H97V230H98V232L100 233L102 230L99 229ZM201 228H200V229H201ZM8 229H10V227H9ZM8 229H7V230H8ZM25 229H26V228H25ZM43 229H44V228H42V230H43ZM51 229H50V230H51ZM57 229H52L51 231L48 230V231H49V234L51 235L50 232H52L53 230H55V232H56V233L58 232V234H59L60 232H59V230L56 231ZM66 229H65V230H66ZM102 229H104V228H102ZM106 229H104L103 231L105 232ZM202 229H203V228H202ZM202 229H201V230H202ZM5 230H6V229H5ZM26 230H27V229H26ZM26 230H24V231L26 232ZM40 230H41V229H39V230L37 229V232H40ZM62 230H63V229H62ZM62 230H61V231H62ZM65 230H64V231H65ZM71 230H72V229H71ZM73 230H74V228H73ZM73 230H72L71 232H73ZM83 230H84V229H83ZM89 230H90V228H89ZM93 230H94V229H93ZM97 230L94 232V234H95V233H98ZM252 230L254 231L253 234H251V233H252ZM260 230H261V229H260ZM18 231H16V232H18ZM22 231H23V230H22ZM22 231H21V233L23 234ZM66 231H68V230H66ZM77 231H78V230H77ZM84 231H85V232L87 231L86 234H90V232H88V229H87V230H84ZM90 231H92V230H90ZM119 231H120V230H119ZM119 231H118V232H119ZM228 231H229V232H228ZM25 232H24V233H25ZM31 232L35 233L34 230L31 231ZM44 232H45V229H44ZM53 232H54V231H53ZM53 232H52V233H53ZM62 232H63V231H62ZM69 232H70V230L67 232V234H68ZM112 232H113V231H112ZM187 232H190V230H188ZM8 233H9V232H8ZM26 233H27V232H26ZM41 233L43 234L42 231H41ZM45 233H46V232H45ZM76 233H77V232H76ZM92 233H93V232H92ZM99 233H98V234H99ZM101 233H103V232H101ZM101 233H100V235H101ZM249 233H250V234H249ZM14 234H15V233H14ZM14 234H13V235H14ZM22 234H21V236H22ZM35 234H36V233H35ZM39 234H40V233H39ZM42 234H40V236H41ZM64 234H66V233H62V234L60 233V236H61L62 239L67 235V234H66V235H64ZM69 234H70V233H69ZM73 234H74V233H73ZM84 234H85V233H84ZM86 234H85V235H86ZM107 234H108V233H105V234L102 235V236H105V235H106V238H109V235H107ZM111 234H112V233H111ZM113 234H115V232H114ZM209 234H212V235H209ZM13 235H12V236H13ZM24 235H25V234H23V237L20 238V239H22L21 241L23 242V243H22V244H23V247H24V246L27 247L28 245H31L30 247H31L32 249H33V248L36 249V247H38V246H35V245H37V244L39 245V242H40V241L42 242L41 239H40V240H39V239H38V240L36 239L37 241H39L38 243H37V241H34V242H36V243H33V244H32V242L29 243L30 241L35 240V239H33V238H36V236H35V237H33V236H30V237H29V236H28V237H27V235H25L26 238H28V239L31 238V239H32V240L30 239V241H29V240H26V238H24ZM47 235H48V234H46V237H47ZM53 235H56V236L60 237L59 235H57V234H55V233H53L52 236H53ZM62 235H63V236H62ZM70 235H71V237L78 236V235H75V234H74V236H72V234H70ZM70 235H69V238H67V239H70V238H71ZM100 235H97V234L93 235V234H92L91 236L89 235L88 237H89V239H90V237L93 238V237L95 236L93 239L96 240V239H97V236L100 237ZM192 235H193V233H192ZM213 235H222V236L224 235L225 237H222V236H221V237L223 238V239H221L220 236H219V238H217L216 236H213ZM15 236H17L16 238L19 237L18 234L15 235ZM21 236H20V237H21ZM56 236H55V237H56ZM102 236H101V237H102ZM107 236H108V237H107ZM38 237H39V236H38ZM43 237H45L44 234L42 235L41 238H42L43 240H44V239H47L46 237H45V238H43ZM53 237H54V236H53ZM85 237H86V236H85ZM88 237H87V238H88ZM101 237H100V238H101ZM258 237H257V238H258ZM23 238H24V239H23ZM56 238H57V237H56ZM65 238H66V237H65ZM65 238H64V239H65ZM95 238H96V239H95ZM100 238H99L98 241L96 242L97 244L100 243V242H99ZM102 238H103V237H102ZM106 238H103V239H106ZM49 239H50V238H49ZM53 239H54V238H52V240H53ZM58 239H59V238H58ZM62 239H61V241H64V240H62ZM72 239L76 240V237H74V238H72ZM55 240H56V239H55ZM74 240H72L71 242H68V240H67L66 242L69 244V243L74 242ZM94 240L91 241V239H90L89 242H90V241H91V242H95ZM44 241H46V240H44ZM48 241H50V240H48ZM53 241H54V240H53ZM53 241H52V242L50 241V243L48 242L47 245H49V244L52 243V244H51V246H52V245H53ZM57 241L59 242V240H57ZM57 241H56V242H57ZM61 241H60V243H61ZM100 241H102V240H100ZM105 241H106V240H105ZM208 241H209V239H208ZM239 241H240V240H239ZM18 242H20L19 239H18V241H17L16 243H18ZM41 242H40V243H41ZM64 242H65V241H64ZM64 242H62L61 244L59 243V244L63 246V245L65 244ZM77 242H78V237H77V241H75L74 243L76 244ZM86 242H87V239H86V241H85V246L87 245L86 247H88L89 244H92V243H89V242L86 243ZM102 242H103V241H102ZM102 242H101V243H102ZM214 242H213V243H214ZM45 243H47V242H45ZM45 243H44V245H45ZM67 243H66L65 245H68ZM96 243H95V244H92V245H90V246L93 247V245L95 246ZM101 243H100V244H101ZM103 243H107V242H103ZM103 243H102V244H103ZM211 243H212V241L210 242V244H211ZM255 243H256V244H255ZM42 244H43V243H42ZM54 244H56V243L54 242ZM59 244H57V245L60 246ZM78 244H79V243H78ZM180 244H181V243H180ZM231 244H232V243H231ZM254 244H255L256 246H259V247H254ZM262 244H263V243H262ZM16 245H19V243L16 244ZM32 245H34L35 247H32ZM47 245H46V246H47ZM106 245H107V244H106ZM106 245H105V246H106ZM213 245H214V244H213ZM213 245H211V248H212ZM216 245H214V246H216ZM223 245H221V246L223 247ZM238 245H239V244H238ZM238 245H236V246L238 247ZM240 245H239V246H240ZM13 246H14V245H13ZM39 246H40V245H39ZM49 246H50V245H49ZM55 246H56V245H55ZM62 246H60L61 248L56 246V248H60V249H58V250H59V251H60V250L62 251L61 254H63L64 251H65V254H67L66 252L68 251V249H67V250H64ZM69 246H70V245H69ZM71 246H72V245H71ZM96 246H99V247H100L101 245H96ZM102 246H103V245H102ZM206 246H207V245H206ZM208 246H209V244H208ZM214 246H213V247H214ZM14 247H17V246H14ZM44 247H45V246H44ZM66 247H67V246H66ZM66 247H65V249H66ZM74 247H75V246H74ZM77 247H78V245H77ZM77 247H75V248H77ZM86 247H85V248H86ZM237 247H236V248H237ZM245 247H246V248H245ZM17 248H21V247H17ZM31 248H30V249L28 248V250H32ZM40 248L43 249L42 246H40ZM45 248H46V247H45ZM45 248H44V249H45ZM52 248H54V250L56 249V248L53 247V246H52ZM71 248H72V247H71ZM208 248H210V246H209ZM208 248H207L206 250H207V251H211V250H208ZM214 248H215V247H214ZM238 248H240V247H238ZM243 248H240V249H243ZM37 249H38V248H37ZM37 249H36V252H37ZM41 249H40V251H41ZM204 249H205V248H204ZM217 249H218V251H220L221 248L219 247V245L217 246ZM250 249H251V250H250ZM256 249H253L254 251H253V250H252V251L255 252ZM263 249H261V251H263ZM33 250H34V249H33ZM48 250H49V251H48L49 253L53 252L52 249H51V247H50V249H48ZM50 250H51V252H50ZM58 250H57V251H58ZM71 250H72V249H71ZM206 250H203V251L201 250L202 253H201V251H200V253L202 254L201 256L204 257V255H203L204 253H203V252L205 251V253H206ZM221 250L224 251L223 249H221ZM228 250H229L228 252L231 253V252H232L233 250H235V249L233 248V250H232V249H228ZM190 251H191L190 254H192V255L194 256L195 253L193 252V250H190ZM194 251H196V250H194ZM212 251L217 252L216 248H215L214 250L212 249ZM222 251H221V252H222ZM238 251H239V249H238ZM243 251H244V250H243ZM258 251H259V250H258ZM46 252H47V251H46ZM46 252H45V251L43 252V250H42L41 252H39V249H38V254H39V253H42V255L39 254V255L36 256V255H35V250H34V255H33V256H28L27 258L30 259V261H33V260L36 259V258H38V260H40V261H47V260L50 261L52 257H48L50 254L48 255V253H46ZM192 252H193V253H192ZM214 252H212V254H213ZM228 252H227V253H228ZM236 252H237V251H236ZM236 252H235V253H236ZM253 252H252V253H253ZM43 253L47 254V256H45V254L43 255ZM197 253H199V251H197ZM200 253L198 254V257H199V255H200ZM208 253H209V252H208ZM240 253H241V251H240ZM244 253H245V252H243V255H244ZM263 253H264V252H263ZM61 254H60L59 252H54V255H53V253H52L51 255H53V257H54V256H59L58 258L61 259V256H62ZM65 254L63 255L62 261L65 260V258H64V257H66ZM68 254H69V251H68ZM68 254H67V255H68ZM237 254H239V253L237 252ZM255 254H256V253H254V255H255ZM259 254H260V253H258L257 255H259ZM51 255H50V256H51ZM192 255H191V260H193V259H196V260H197V259H198L197 256H196L197 258H194L195 256L192 257ZM209 255H211V253L208 254V255H205V256H207L208 259L211 260V258H212L214 255H212V256H209ZM230 255H234V252H232V254H229V256H230ZM44 256H45V257H44ZM201 256H200V257H201ZM217 256H218V255H217ZM221 256H222V254H221ZM221 256H219L220 258L218 257L219 259H218V258H217V259L220 260V259L222 258ZM239 256H240V255H238V256H235V255H234V256H230V257H228V256H226V255L224 254V256H223V260L221 259L220 261H224L225 263L223 262V264H237L238 262H241L240 259H241L242 256H240V257H239ZM231 257H235V258H237V259H236L237 261H235V260H234L233 258H231ZM246 257H245V260H246ZM252 257L255 258V259H253ZM261 257L263 258L264 256L261 255L260 258H261ZM55 258H56V257H55ZM58 258H57V259H58ZM204 258H205V257H204ZM204 258H202V259L204 260ZM257 258H258V257H257ZM260 258H259V259H260ZM202 259L199 258V260H202ZM205 259H206V258H205ZM208 259H206V260H208ZM212 259H213V258H212ZM215 259H216V257H215L213 260H215ZM238 259H239V260H238ZM191 260H189V263H190ZM196 260H195V262H196ZM199 260H197V261H199ZM203 260H202V263L206 261V260H204V261H203ZM243 260H244V259H243ZM245 260H244V261H245ZM257 260H258V259H257ZM257 260H255V261H257ZM252 261H253V262H252ZM38 262H39V261H38ZM193 262H194V261H193ZM193 262L191 261V263H193ZM200 262H201V261H200ZM206 262H207V261H206ZM206 262H205V264H208V262H207V263H206ZM213 262H214V264H217V262L219 263V261H217V260H215V261H213ZM191 263H190V264H191ZM209 263H210V262H209ZM195 264H198V262L195 263ZM211 264H213V263H211ZM221 264H222V262H221ZM239 264H241V263H239ZM255 264H257V263H255Z\"/></svg>", "mask_w": 264, "mask_h": 264}]
</instances>
